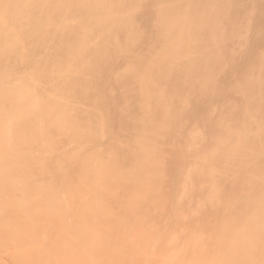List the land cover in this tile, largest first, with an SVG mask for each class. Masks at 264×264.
I'll use <instances>...</instances> for the list:
<instances>
[{
	"label": "rangeland",
	"instance_id": "374dc122",
	"mask_svg": "<svg viewBox=\"0 0 264 264\" xmlns=\"http://www.w3.org/2000/svg\"><path fill=\"white\" fill-rule=\"evenodd\" d=\"M76 1H78V0H76ZM149 1H151V2H153L154 4H152L151 2V6L149 7V11H146L147 12V14L149 15V13L150 12H152L150 15H152V17H153V13L154 14H157V15H159V16H161V15H165L166 14V10L169 8V7H171V8H173V9H175V10H177V11H179L180 10V12L182 13V14H180L181 16H182V18H184L183 19V21H182V18L181 19H179V20H175L176 22H179V24H180V26L182 25V27H179V28H181L180 30H179V28H175L174 26H172V27H169V29L168 30H165V29H167V28H165V27H163V28H165V29H162L161 28V30H160V26L158 27V25L156 26V25H152V24H154V23H151V21L150 22H148V20H146V19H149L148 18V15H147V18H146V15H145V21H144V19H143V21L144 22H142L141 23V18L139 17H137L138 16V13L136 14L137 16H135V12H138L137 10H132V11H130V12H133V18H137V19H139L138 20V22H137V19H134L135 20V22H137L136 24H135V22L133 21V18H131L132 20H129V19H127V18H125V20H122L121 18L122 17H119L118 18V13H114L113 11H110L109 12V10H104L103 11V13L104 12H106L104 15H103V18H104V16H105V20L106 21H104V20H102L101 22L103 23V22H105L104 24H106V26H105V29H104V26H103V29H101L102 28V25H100L101 27H100V31L101 30H104V31H102V33H99L98 35H101V37H102V35H103V32H104V40L103 41H105V42H103V47H100L102 50H103V54L101 53L102 51H101V49H99L98 50V52L94 49V51H96L97 53H94V55H93V58L95 57V54H98L99 53V55H96V58L98 59V57L97 56H99V59H101V57L102 56H105V57H103V61L105 62L106 61V59L108 58V60H109V62L107 61V62H105V68L107 67L108 68V65L109 66H112L111 68H109L108 70H107V73H109V71L110 70H113L112 68H114L115 66H113V65H115V64H113V63H117L118 61H120V62H118V63H120V65L121 64H123V63H121V59H119L118 58V56L120 57V56H125L126 57V54H125V52L127 51L126 49H128V47L129 46H127L128 45V43L130 44V47L131 46H133L132 48L133 49H136L135 50V52L137 51V50H141V52L143 53H139V57L140 56H142V58H140V61L138 62L139 64V66H138V69L136 68V66H134L135 68H136V70H134L135 68L133 67L132 69L134 70V72L135 71H137L139 74H140V76L141 77H144V75H145V73H146V75L145 76H147L148 75V72H150V73H152L151 71H148V66H149V68L150 67H152V66H156V68L158 67L159 69H158V72H157V70H155L153 67L151 68V69H154V71H155V73H156V75L158 74L159 75V77L158 76H155V78H153V79H156L157 80V77L158 78H163V80H161L160 82H163V83H161L160 85H158L157 83L155 84V85H152L151 87L149 86V87H139V89L141 88L142 89V91L141 90H139V91H141V92H139V93H137L138 92V90H136L135 91V93H137L136 95H132V94H130V91H131V93H132V89H130V87L132 88V87H134L137 83H134L135 81H134V79L132 78L131 80H130V82H128L127 80V82L126 83H124V82H120L119 81V78L115 75L116 74V72H113V71H110L111 73L110 74H108V77L107 76H105L107 79H104V81H105V83L102 81V78H101V82L103 83H100L103 87L105 86L107 89H108V92L106 93L105 91L107 90V89H105V87H104V89L103 90H101L102 88H100L101 86L99 85V88H100V90L101 91H103L104 92V94L106 93V95H105V97H103V99L102 100H100V102L98 101L99 99L98 98H100L99 96H98V94H101V92L100 93H98L97 94V96L95 97V99H92L93 100V102L91 103V102H87L86 101V98H87V95L89 96V98H90V96H92L93 94L91 93L92 91L94 92H96L97 91V89H95L96 87H92L94 90H91V95H89L88 93H86L85 95L84 94H81L79 91H77V90H74V93H77L76 94V97L74 96V98H70V97H73L72 95L70 96V97H68L69 95L67 94V95H65V96H67V98H66V100H64L63 102H65L64 104H66V105H68V106H66V105H64L65 107H67L66 108V115H65V113L63 114H61L60 113V111L62 110V109H60V111L59 110H57L58 109V104H54L53 105V109H55V107H56V109L55 110H53L52 109V111H51V109H49V108H51V107H49L50 105H52V104H50L48 107H47V105H48V103L51 101H48V103H47V105H46V107L45 106H43V104L45 105V101H44V99H42L41 97V99H40V103L39 104H41V105H39V104H37V110H38V108H40V107H43L42 108V110L44 111V113H46V115H47V113H48V118H47V116L44 114V116H43V114H42V112H41V110H40V112H41V114H42V116L45 118V120H46V122H47V119L49 120V122H51L50 120H52V119H56V118H60V119H62V118H66L67 117V119H66V122H67V120H68V123H66V122H63V121H65V119L63 120L62 119V124H61V128H60V124L59 125H57L58 123H56L55 125H57V126H54V127H51V126H53V124L52 125H50V126H48V133H50L51 135L50 136H47L45 133H47V132H45L44 133V136H43V138L41 137V135L39 136L40 138H38L37 136V132H35V133H37L36 135H34V129H36V131L38 130L39 131V129L42 127H45L44 125L46 124V122H45V120H43V119H41V124L39 123L40 121H38V123H37V125H39L40 126V128H37L36 126V128L34 127V129L33 128H31V129H33V130H29V132H30V136L29 137H31V138H35V137H37L38 139H41V145L38 147V145H39V143L40 142H38V145H35V144H33V145H35L36 147H38V149H35V147L33 148V145L31 146L30 144H32L33 142V140H31V139H29V142H30V144H28L29 146V148H33V149H30V151L31 150H33V154L34 155H38V157L37 158H39V156H41L44 152H45V154H43V157L45 156V158H46V160L44 159L43 161H44V163L45 164H43L44 165V167L43 166H41L40 164L39 165H36V163L34 164V162H32V163H29V161L28 160H26V161H28V163L31 165V164H34V166L35 167H37V168H35L34 167V169H36L35 170V172H36V174H34L35 172H34V170H32L31 168V171H27V172H32L33 173V175L34 176H36V178L38 177V174L40 173V172H38L37 173V170H39L40 171V169H38L40 166L41 167H43L44 169H46V172H48L49 173V175H47V174H45V175H47V178H48V180L49 179H52V177H53V174L54 173H52V171H55V173H56V171H58V173H61L62 175L63 174H65L66 176H67V181H69V180H71V179H69L70 178V176H69V174H68V172H67V168L66 167H63V166H61L60 165V163H56V162H54V159H53V162H50L49 160H50V154L51 153H53L54 152V150H52L53 152H51V151H46V150H48V148H50V146L52 147L54 144L56 145L55 146V148L54 149H58V148H60V146H61V144H62V142L61 141H64V143L66 142L67 144H65V146H62L61 148H62V152H70V151H74L75 150V152L76 151H80L79 153L80 154H85V152L84 151H88L89 150V153L88 154H90L91 152L90 151H93V152H95V154H96V152L97 151H100L101 149L102 150H108V149H113V148H115V151H114V149H113V155L115 154V152H116V157H115V155L112 157V156H110L111 157V159L112 158H118L117 160L118 161H116L117 163L120 161V159H121V163H120V166H119V164L115 167V169H117V168H119L118 169V171L117 172H115L114 170H112V168H109V169H111V171L113 172H115V174L113 175V177H115V180H116V178H118L119 176H121V177H119V178H122V180L123 181H125V182H123V183H126L127 185V187H128V183H129V188L131 189V188H136V186H135V184L136 183H138V181H140L139 182V184L137 185V189H138V191H135V190H137V189H133V191H128L127 190V188L124 186L125 184H121V185H118V186H124V188L127 190V192H128V194L126 193V195H125V192H126V190H125V192L123 193V191H124V189L122 188V187H119L120 189H121V191H122V194H123V196L125 197L126 196V198H124L123 196H122V194L120 195V193H121V191H120V189H118V186H117V188H116V186L115 187H113V188H115L116 190H119L118 192L119 193H117L116 191H113L114 189H112V187H111V189L110 190H112V192H111V194H110V192L107 194L106 192L104 193L103 192V194H102V196L103 197H101V199H103V200H99V201H97L98 199H96L95 197H97V193L96 194H94V192H92L93 193V195L92 196H94V195H96L94 198L91 196V199H92V201L91 202H93V204L91 205V204H89V201L87 202V201H85L86 203H87V205H86V203L84 202V200H82L81 199V204H80V198H81V196L82 197H85L84 195L85 194H83L84 192H83V189H82V185H83V183L82 182H84V176L86 175H83V173H85V172H83V171H81V168L83 169H85V167L83 166V167H81V165L79 166V167H77L78 165H76V168L75 169H79L80 168V170H74L73 172H72V179L75 181V183L77 184V185H79V190H78V192L80 191V190H82V192L79 194L77 191H76V193H77V196H74V198H75V200L77 199V201H74V200H71V198L72 197H69V196H72V195H69V193H67L66 192V190L64 191V189H63V187H62V189H63V191L61 192L60 191V194L57 196V198H59V199H61L63 202H64V207H63V210H61V211H64V213H65V211H67V210H69L68 212H66V214H64V216H66V218H67V222H65L64 220V222L63 223H68V227L67 228H69L70 229V227L72 226V229L75 231L76 230V232H77V229H79V231L76 233V232H73V233H76L75 235H73V236H71V234H70V239H69V237H67L66 236V238H65V236L64 237H62V239L64 238V239H66L65 241L67 242L66 244L68 245V247H65V248H68L67 250H68V254L67 255H70V252L72 251V252H74L73 254H72V257H71V255H70V259H69V257H66L67 255L66 254H64L65 252H63V254L61 255V256H57V254H59V252L56 254V256L58 257V258H56V262L54 261L53 262V260H52V262L50 261V260H46V261H42L44 258H42V256H40L41 258H42V260L40 261L38 258H40V257H37V255H36V253H34L33 252V250H35L36 251V249H40V248H43L44 246H42V247H40L39 246V248H37V246H36V249H33V248H29V251H28V244H33L34 246H35V244H38V243H36L34 240H36V238L37 237H35V235L37 234V233H39V235H40V232L42 231V229H43V231L45 232L44 234L46 235V237H43V240L42 241H44V239L46 240V243H45V248H47V250H48V247H47V243L49 244V243H51L52 241H47L49 238L50 239H52L51 237H52V235H54L55 236V234H56V232H54V234H52L51 235V232L50 231H48V229L45 231V229H44V227L42 226H40L39 227V225H37L36 223H42V221L44 220V218H45V220H47V221H45L46 223H49V221H51L52 219H55L54 218V215H53V217H51V216H49V217H44L45 216V211L47 210L46 209V205L44 204L45 202L44 201H42V199H41V205L40 204H38L39 202H40V197H42V196H44V195H42L41 193H42V191L43 190H41V192L39 191L38 192V190H36V192H38V194H35L36 192L34 191V193H33V189L35 190V188H34V186H32V188H31V184L33 183V181H30V185H29V183H27V182H25L27 179L25 178L26 176H25V174H26V170H22V169H25L23 166L26 164H24L23 163V160H22V162L20 163L19 162V160L20 159H15L17 162H15V161H11L10 160V156H8L9 154H8V152L10 151V148L12 149V148H15L14 146L17 144V140L18 139H20L21 137L20 136H22V131H21V129L19 130L18 129V131H20L21 132V135H20V132L18 133V134H16L13 130H14V128L12 129V131H10V130H8V131H10V132H13L14 134H16V137L17 138H11V140H14L15 141V145L12 143V144H8L9 145V147H7V146H5V144H4V146H2L1 144V146L2 147H0V156L1 155H3L4 153H6L5 151H7V153H6V158L7 157H9V161H11V162H15V164L13 163H11L10 162V165H13L14 167H16L17 169H18V171H16L18 174H16V172H15V170H16V168H12V166L10 167V170L11 169H15L14 171L12 170V176L11 175H9L8 176V173L10 172V171H8L9 170V167H7V168H4V166H6V164L8 165L9 164V162H5L6 161V158H3V159H5V161L2 159V161H4V162H2L1 161V158H0V171L3 173H1L0 172V174H2L0 177H2V179H3V183H4V181H6V183H4V184H2L3 186L5 185V187H6V189H8L9 190V187L10 186H12V184L14 183L15 184V180H16V177H18L17 179H19V178H23L24 177V179H26L25 181L23 180V179H21V180H23L25 183H27V185L28 186H24V184L25 183H23L22 184V182H21V184H19L18 186H17V188L19 189V187H23V188H26L25 190H22V192L21 193H24V194H26L27 192H29V194L30 195H27L28 197H29V199H31V201L30 200H28L26 197L27 196H25L24 194H23V196H25V202L28 200L30 203H32L33 204V206L35 205V206H37L36 208L37 209H35V212H36V210H39V215H41V213H43L42 215L43 216H40V218L41 217H43V219L41 218H39V217H37L38 216V214L36 215L34 212H30L31 210H33V209H28V207H26L28 204H24V200L22 199V196L20 197L21 199L20 200H23V201H20L19 202V200H18V198H19V196L21 195V194H19V192L17 193V195H18V198H17V202L18 203H21V202H23V204L25 205H23L22 206V204H19V206H18V203H17V208H19V210L21 211V212H19V213H21L20 214V216H16V212H14V211H12V210H14V208H15V210H16V207L14 206V207H12L13 205H15L16 203V201H14L13 199H15L16 197H17V195H16V192L15 191H11L13 188H11L9 191L11 192V194L12 193H14L13 195L15 196V198H13V196H11L10 198V200H9V198H6V196H5V194L4 193H7V197H9V195H8V190H4L5 189V187L4 188H2L3 186H1V184H0V208L2 207V210H1V214H0V264H58L59 262H60V260H62L63 261V259L65 258H67V259H69L67 262H65V263H63V262H61V264H103V263H106V264H129V262H132V263H134V264H155V262H158V263H156V264H233V262L231 261V259L230 258H228V256L229 255H227L226 253L227 252H229L230 251V247H231V245L232 244H234L235 242H236V240H235V237H233V236H236V237H238L237 235H239L238 233L240 232L239 231V228H242V225L239 223V221H238V219H239V216H237V214L235 215L234 213H236V212H234L233 210H235V207H236V205L239 203L240 204V207H242L243 205H244V200H245V198H246V194L247 193H249V198L252 200V201H254V203H253V206H254V209L252 210H248V211H246L245 213H243L245 210H246V206H244L243 207V209L245 208V210L244 211H242V215H241V218H243V216L246 218H248L247 220H249V219H252V218H256V217H259V219L261 220V219H264V217L263 218H261L262 217V215L264 216V214H262V213H264V192H263V194H262V190L264 191V165L262 166V164H264V161L262 160V159H264V153L263 154H261V153H259L261 150L259 149V146H260V148H263V143H261L262 141H259L258 143H257V141L255 142V143H251L252 145L253 144H255L254 146H252V148H249V147H251L250 145H248V149H246L245 147H244V149H243V147L241 148V150H239L238 149V146H237V149L233 146V145H231V142L229 141V143H230V145L224 150V154H219V150H217V151H213V148L212 149H210V151L212 150V152H211V154L213 153L214 154V157H212L211 159H213V158H216V159H218L219 160V164H220V167H221V170L224 172L223 174H224V176H223V178L221 177V185H219L218 186V188L219 187H221V188H219L220 190L218 191V188H217V190L215 189V190H213V192L212 193H214L215 194V192L214 191H218V192H216V194L214 195V196H212V198L211 197H206V196H204V197H202L203 195H201L200 193H193L194 195H192V192H194V190L192 189L191 191H190V193L188 192L189 191V182H187L186 181V185H187V187H189L188 188V193L189 194H191V196L186 192V190H187V188H185L184 186H182L181 187V184H180V186L178 187L177 186V188L176 189H170V187L168 188L169 190H167V188L166 189H164V188H162L161 190L162 191H164V192H160L161 190H160V187L161 186H157V181H156V179H158L159 181V183H161L160 182V178L161 177H164L165 175L166 176H168V177H170V178H174V179H177V180H180V179H182V178H184L185 177V173L183 172V174H182V171H181V167H182V165L180 164L181 162H179V161H176L175 163L173 162V163H170L168 166L166 165V168H165V166L163 165V161H160L161 159H159V160H157L158 158L155 156V155H157L159 152H161V153H166L165 151H167V153L168 152H170V150L171 149H174L175 147H184L183 148V150H182V154H181V156L182 157H184V158H186V157H188L189 159L192 157V151H191V144L194 142L193 140H196L197 141V139H195V137H193L192 138V136H190V138L189 139H187L186 141H185V143H186V145H185V143H183L182 141H183V136L182 137H180L181 136V134L182 135H184V134H186V131L187 130H185L186 128H188V127H190V129H188V131H191L192 133L193 132H195V131H200L201 129V132L200 133H204L205 135H208L209 133H211V130L210 129H212V131H213V129L215 130V131H219V130H217V129H219L220 127H221V125H219V122H220V120L218 121V120H216V121H214L215 119H218L217 117H215L214 118V116L216 115V111L214 110V116L212 115L213 114V106L215 107V109H216V106L218 105L219 106V104L220 105H223V106H225V108H228V107H230V106H228L229 105V103L228 102H232L231 104H232V106H233V104L234 105H236L237 106V108H234L233 110H231V111H233V113H234V115L235 114H237V115H239L240 114V116L241 115H243L242 117H245L246 116V114H248L249 115V112L250 111H258V112H263L264 113V100H263V95L262 94H264V92H263V90H264V87H262V89H260V90H251L250 91V89L248 90V93H251V92H253L252 93V95L254 96V98L257 96V100L255 101V100H253L254 101V103L255 104H252L253 102H251V105H252V107H251V105L248 103L249 101H247V105H245V101H244V99H243V93H241V94H239V92H242V91H239V89H237V87H238V85L236 86V85H234V81L236 80H232V78H233V76H235L239 71H241L242 70V68H243V64H244V68H248L249 69V67H251V66H253V61H254V59L256 58L257 59V57H256V55H254V51L253 52H251L250 51V46H246V47H244V48H246L247 49V51H246V49L245 50H243L242 48H239V46H237L236 48H237V50L236 49H234V48H232V47H230L229 49H226L224 46H226L225 44L226 43H228V47H229V44L230 43H232V45L235 43V39H237L238 38V41L239 40H241L242 38H240L239 36H241V33H239L240 35L238 36V33L237 32H235V31H238V28H237V30H236V28H234L233 26H234V24L236 25L237 23H235L234 21L236 20V21H239V22H243V23H245V24H248V22L250 23L251 21H249L250 19H251V16L249 15V13L250 12H246L247 10H245L244 8V12H242V11H240L239 13H237L234 17H233V15L230 17L229 15H227V12H225V11H230L231 12V10H233L232 8L234 7L235 9H238V7H236L235 5H239V3L238 2H241V1H239V0H225V1H222L221 0V2H220V4H219V2L217 1V3H215L214 4V6L216 7V8H213V9H216V10H219V12H222V13H224L225 12V14H223L222 15V13H219V12H216V13H219V14H221L223 17H224V15L228 18V16L231 18V19H229L228 18V20L226 19V20H224L225 18H223L222 16H221V18H223V22H222V24H228V25H230V24H232V27H229V26H227V27H229V29L231 28V30H229L228 31V28L227 29H225L224 30V32H225V35H224V37H222V38H220L219 36H218V39L216 38V39H213L214 41L209 45L208 44V46H207V44L205 45L203 42H205V40L206 39H208L209 37H207L206 35L207 34H209L210 35V33H211V31L213 30V29H217V31H218V27H220V25H221V27H222V24L221 23H218V21L216 22V20L217 19H215V21L213 22H211L209 19H211V18H209V19H207L206 21H204L203 19H201V17L199 18V17H195V15L194 14H192L193 12H192V10H189V12L188 11H186V12H188V13H185V11H182L183 9H182V7H183V5H185V4H187V7L188 6H190V7H192V8H194V10H200V9H202L203 7H204V5H202V4H200V2H197L196 0H189V2H188V0L187 1H184V0H166L167 1V3H166V1L165 0H149ZM230 2L229 4H227V2ZM244 1V0H243ZM242 1V2H243ZM157 2V3H156ZM161 2H163V3H161ZM193 2V3H192ZM195 2L196 3H199V4H195ZM223 2V3H222ZM225 2H226V4H225ZM247 3L249 2V4H251L252 2H253V0L251 1V0H247L246 1ZM75 3V5H73V7L72 8H74L75 9V7L76 8H78L77 7V3L76 2H74ZM191 3V4H190ZM254 3H256L255 1H254ZM258 3H259V1H258ZM149 4V3H148ZM164 4H166V5H164ZM156 5H158V6H156ZM193 5V6H192ZM195 5V6H194ZM199 5V6H198ZM79 6V5H78ZM165 6V7H164ZM168 6V7H167ZM201 6H202V8H201ZM213 6V7H214ZM223 6H225V7H223ZM248 6V5H247ZM66 7H67V5H66ZM165 9H164V8ZM110 8H111V6H110ZM229 8V9H228ZM65 9V8H64ZM114 9V7L111 9V10H113ZM221 9V10H220ZM226 9V10H225ZM234 9V10H235ZM241 7H240V10H243ZM157 10V11H156ZM159 10V11H158ZM162 10V11H161ZM165 10V11H164ZM224 11V12H223ZM239 11V10H238ZM68 12V13H67ZM146 12H144V13H146ZM149 12V13H148ZM160 12V13H159ZM192 12V13H191ZM235 12H236V10H235ZM69 13H71V14H73V12L71 11V9L70 10H68L67 8L64 10V12H63V15L64 16H70L69 15ZM107 13H111L112 15H110V14H107ZM139 13H141V11L139 12ZM144 13L142 14V15H140V16H143V18H144ZM163 13V14H162ZM165 13V14H164ZM229 13V12H228ZM108 15V17H107V15ZM161 14V15H160ZM185 14V15H184ZM191 14V16H189ZM149 15V16H150ZM112 16V17H111ZM115 16H117V17H115ZM166 16V15H165ZM184 16V17H183ZM189 16V17H188ZM194 16V17H193ZM243 16V17H242ZM247 16H250V17H247ZM115 19H114V18ZM130 17H132V15L130 14ZM186 17V18H185ZM190 17H191V19H190ZM245 17V18H244ZM247 17V18H246ZM116 18H117V20H116ZM221 18H219L218 20H220ZM249 18V19H248ZM111 19V20H110ZM113 19H114V21H113ZM127 19V20H126ZM141 19V20H140ZM188 19V20H187ZM195 19H197V20H195ZM200 19V20H199ZM47 20V19H46ZM109 20V21H108ZM124 21V22H122V21ZM129 20V21H128ZM150 20H152V18L150 19ZM185 20V21H184ZM188 21V23H187V21ZM200 22H199V21ZM203 20V21H202ZM209 20V21H208ZM222 20V19H221ZM112 21V22H111ZM118 21H120V24H119V22ZM127 21H128V23H127ZM134 24V27H133V24L131 23V22ZM180 21H182L181 23H180ZM190 21V22H189ZM193 21H195V23L193 24ZM197 21V22H196ZM248 21V22H247ZM107 22V23H106ZM113 22H115V23H113ZM153 22V21H152ZM175 22V23H176ZM202 22V27L204 28H201V25H200V23ZM204 22V23H203ZM209 22H211V24L208 23ZM220 22V21H219ZM229 22H230V24H229ZM99 23V22H98ZM117 23V24H116ZM130 23V24H129ZM141 23V24H140ZM151 25H150V24ZM197 23V24H196ZM199 23V24H198ZM206 23V24H205ZM49 24H50V22H49ZM49 24H44L43 25V28H42V30L43 29H48V27H49ZM101 24V23H100ZM110 25V29H107V28H109V27H107V25ZM116 24V25H115ZM127 24H128V26L129 27H127ZM137 24L139 25L140 24V26H141V30H143V32L142 31H138V29H136L135 30V27L137 26ZM142 24L145 26V25H147V26H145V28L142 26ZM212 24H213V27H212ZM216 24V25H215ZM220 24V25H219ZM111 25H113L112 27H113V29H114V27H115V29L114 30H116L115 31V34H113V33H111V31L113 30L112 29V27H111ZM118 25H120V26H118ZM125 25V26H124ZM136 25V26H135ZM185 25V26H184ZM198 25V26H197ZM226 25H223V27L225 28L226 27ZM97 26L99 27V25L97 24ZM140 26L138 27L137 26V28H140ZM151 26V27H150ZM190 26V27H189ZM191 26H193V27H191ZM217 26V27H216ZM119 27V28H118ZM122 27V28H121ZM131 27H133L134 29V31L136 32L137 31V33H135V35L136 36H133V39H132V36L131 35H129V33L131 32V31H127V34L129 35H126L125 37H124V33H126V31L123 33L124 35L122 36V31H121V33H120V30H118V33H119V35H117V29H126V30H131L132 28ZM159 28V29H156V28ZM197 27V28H196ZM210 27V28H209ZM150 28V29H149ZM171 28V29H170ZM183 28V29H182ZM188 29V30H185V29ZM223 28V29H224ZM112 29V30H111ZM123 29V30H124ZM144 29H145V31H144ZM197 29V30H196ZM220 29V28H219ZM106 30H111V31H106ZM113 30V31H114ZM151 30H152V33H151ZM160 31V33H162V34H164V32H165V35H167L166 33H168V35H167V40H166V38L165 37H162V36H164V35H161V34H159L158 33V31ZM165 30V31H164ZM174 30V31H173ZM220 30H222V28L220 29ZM232 30H233V32H235V33H233L232 32ZM112 31V32H113ZM147 31V32H146ZM157 31V32H156ZM170 31H172V34H171V32ZM180 31V32H179ZM194 31V32H193ZM196 31V32H195ZM197 31H198V33H197ZM207 31H208V33H207ZM223 31V30H222ZM231 31V32H230ZM108 32V34H106ZM129 32V33H128ZM133 32V31H132ZM138 32H141V34H139L140 36H141V38L139 37H137V36H139L138 35ZM186 32H188L187 34H186ZM200 32V33H199ZM205 33L204 35L206 36H203V33ZM229 32V33H228ZM252 32V31H251ZM250 32V33H251ZM254 32V31H253ZM111 33V34H110ZM144 33H146V35H147V33H148V35L147 36H149V37H147V36H145V34ZM175 33H178V34H175ZM180 33V34H179ZM182 33V34H181ZM192 35H191V34ZM207 33V34H206ZM214 33H215V31H214ZM213 33V31H212V33H211V35H213L214 34ZM106 34V35H105ZM131 34V33H130ZM144 36H143V35ZM149 34H151V36L149 35ZM153 34V35H152ZM157 34H158V36H157ZM171 34V35H170ZM173 34H175V35H173ZM194 34L196 35V37H194ZM216 34V35H215ZM213 36L214 37H216L217 36V34H219V31L218 32H216ZM223 34L224 33H222V34H220V35H222L223 36ZM233 34V35H232ZM255 34V33H254ZM110 35V36H109ZM112 35H114V37L112 36ZM117 35V36H116ZM133 35V34H132ZM187 35V37L189 38H187V37H184V36H186ZM96 36L97 35H95L94 37H95V39H96ZM107 36V37H106ZM122 36V37H121ZM153 36V37H152ZM169 36V37H168ZM191 36V37H190ZM202 36V37H201ZM43 37V36H42ZM100 37V36H99ZM98 37V38H99ZM101 37H100V40H102L101 39ZM135 37H137V39H138V41L139 42H137V43H134V39H135ZM144 37V38H143ZM160 37V38H159ZM177 37L178 38H182V37H184L185 39H183V41H186V42H184L185 43V46L183 47V48H181V52H180V54L179 55H177V54H175L174 53V51L173 50H168L167 48L170 46V41L169 40H171V41H174L175 39H177ZM199 37V38H198ZM108 40H107V39ZM116 38V39H115ZM120 38H122V40L120 39ZM149 38H151V40L149 39ZM174 38V39H173ZM196 38H197V40H196ZM202 38V39H201ZM205 38V39H204ZM226 38V39H225ZM247 38V37H246ZM43 39V38H42ZM115 39V40H114ZM130 39H132V41L130 40ZM140 39H142L141 40V43H142V45H141V43H140ZM157 39V40H156ZM164 41H163V40ZM195 39V40H194ZM201 39V40H200ZM249 39L250 38H247V39H244V37H243V39H242V42L243 41H247V42H249ZM111 40V41H110ZM113 40V41H112ZM126 40V43H123L124 41ZM136 40V39H135ZM155 40V41H154ZM159 40V42H157ZM161 40V41H160ZM166 40V41H165ZM190 40V41H189ZM192 40V41H191ZM193 40H194V42H193ZM199 40H200V42H199ZM202 40H204V41H202ZM234 40V41H233ZM96 41H98V42H96V44L98 43V46H99V44L101 45V41H100V43H99V40L97 39ZM111 43H109V42ZM118 41H120V42H122V43H120V42H118ZM145 41H146V43H148V44H146L145 43ZM150 41V42H149ZM163 41V42H162ZM169 41V42H168ZM222 41H223V43H222ZM132 42V43H131ZM154 42H156L155 44L157 45V44H159V45H155L154 44ZM165 42V43H164ZM166 42H168L169 44H168V47L167 48H164V46H165V44H166ZM174 42H176V41H174ZM174 42H172L173 44H171L172 46L173 45H175L174 44ZM191 42V43H190ZM197 42H199L200 43V45H198V46H200V47H198V46H192L193 44H195L196 43V45H197ZM237 42V41H236ZM242 42H239V43H235V45H238V44H240V43H242ZM154 44V45H152V44ZM187 43V44H186ZM189 43V44H188ZM217 43V44H216ZM220 43V44H219ZM225 43V44H224ZM126 44V45H125ZM133 44V45H132ZM222 44V45H221ZM122 45V46H121ZM188 45V46H187ZM191 45V46H190ZM202 45V46H201ZM220 45V46H219ZM241 45V44H240ZM102 46V45H101ZM136 46V47H135ZM142 46V47H141ZM152 46H153V48H152ZM154 46H156L155 47V52H154ZM203 46H205V49L203 48ZM214 46V47H213ZM242 46V45H241ZM65 47L67 48V46L65 45ZM127 47V48H126ZM141 47V48H140ZM143 47H145V48H143ZM166 47V46H165ZM185 47H187V48H185ZM194 47H198V48H196V49H200V51L202 50L203 51V53H206L205 51H207L208 53H207V57H209V59H208V61L206 62V67L208 68V70H210V72H213V75L212 74H209L210 75V77H213V80H215V82L214 81H212V82H214L216 85V88H217V85H218V88H219V86H220V90H218V88H217V90H218V92H216V88H215V94H217V95H215L214 93H212L211 95H213L214 94V96L213 97H211V95H209V93H210V90L208 89L209 88V86H210V88L212 87V85H214L213 83H211L210 85L207 83V85H202L201 84V81H202V79H203V77H201L200 78V85L198 86V90H200V91H198V93L199 92H203V94H207V96L209 95V98L206 96V94L205 95H202L201 97H202V100L204 101V99H203V97H205L206 98V100H207V102H206V104L204 105V104H202L204 107H205V109L206 108H208V106H210V108H211V105H209V103L211 104V102L213 101L214 103L215 102H217V100H218V102H219V104L218 103H216V104H214V105H212V110L211 109H209L207 112H209L210 110L212 111V112H209V113H206L208 116L209 115H211L210 117H208V120L210 119V118H212V116H213V118H214V122H216V124H214V123H211L210 121H208V123H207V118H206V120H204V118H203V116L202 115H199L198 113H200L201 111L200 110H202V113H203V110H205L204 108H203V106H200V104L203 102V101H201V99L199 100V98H198V100L196 99V96L198 97V95H197V92H196V90H194L195 92H196V95L194 96V94L192 93V92H194V91H192L191 93L193 94H190V91L191 90H193V88L194 89H196L197 87H196V83H195V81H199V78H198V80L197 79H190L192 82L194 81V83H190V80L189 81H187V83H188V85H190V86H188L187 84H185L186 82H182L183 84H179V85H177L178 84V82H177V80H179L178 78H180V79H182L181 77L183 76H189L192 72H194L195 71V73H196V70H194V69H197V67L196 68H194V66L193 65H197L196 63H193L194 62V60H192L193 62H191V58L189 59V55H190V53H189V55H188V52H191V50H193V48ZM221 49H223V47L226 49V51L224 52V50H222V52L220 51V48ZM227 47V48H228ZM248 47V48H247ZM96 48V47H95ZM98 48V47H97ZM96 48V49H97ZM118 48H120V49H118ZM131 48V49H132ZM138 48H140V49H138ZM152 50H151V49ZM164 48V49H163ZM210 48V49H209ZM218 48H219V52L221 53H217L216 54V52H217V50H218ZM254 48V47H253ZM132 49V50H133ZM147 49V50H146ZM158 49V50H157ZM196 49H194L193 51H195V52H197L196 51ZM233 49V50H232ZM119 50H121V51H119ZM129 50V49H128ZM131 50V51H132ZM150 50V51H149ZM163 51L164 52V54L162 53V52H160V51ZM166 50H168V51H166ZM186 50V51H185ZM188 50V51H187ZM235 50V51H234ZM245 51V52H243V51ZM249 50V51H248ZM252 50H254V49H252ZM93 51V52H94ZM130 51V50H129ZM128 51V52H129ZM130 51V52H131ZM171 51V52H170ZM199 51V53H201ZM211 51H213V54L215 53V55H212V57H211V55L210 54H212V52ZM115 52H117V53H115ZM120 52H122L121 54H120ZM124 52V53H123ZM129 52V53H130ZM153 54H151V53ZM210 52V53H209ZM230 52H231V54H230ZM243 52V53H242ZM5 53V52H4ZM4 53H1V56H3L2 54H4ZM101 53V54H100ZM111 53V54H110ZM132 53H133V51L131 52V56L132 57H130L131 59L133 58V56L137 53H133V55H132ZM145 53V54H144ZM159 53V54H158ZM240 53V54H239ZM242 53V54H241ZM247 53H249L248 55H247ZM252 53H253V55H252ZM256 53H258L257 52V50H256ZM6 54V53H5ZM5 54H4V56H5ZM112 56V57H110L111 58V60H112V62L110 61V58H109V56ZM112 54H114V55H112ZM140 54H142V55H140ZM150 54V55H149ZM161 54V55H160ZM169 54V55H168ZM176 55V56H174V55ZM183 54H184V56H183ZM202 54V53H201ZM230 54V55H229ZM245 54V55H244ZM101 55V56H100ZM129 55V54H128ZM128 55H127V57H128ZM143 55L145 56V57H143ZM181 55V56H180ZM203 56H204V54H202ZM257 55H259V54H257ZM114 56H115V58H117V60L116 59H112V58H114ZM146 56H148V57H146ZM150 56V57H149ZM157 56V57H156ZM183 56V57H182ZM196 56V55H195ZM214 56V57H213ZM238 56V57H237ZM249 57V58H246V57ZM126 57V58H127ZM129 57H128V59H126V61L128 62V60H130L129 59ZM216 57V60L214 59ZM229 57V58H228ZM233 57H235V58H233ZM244 57V58H243ZM3 58V57H2ZM6 58V57H5ZM148 58H149V60H148ZM153 58V59H152ZM170 58V59H169ZM174 58V59H173ZM182 58H184V59H182ZM204 58H206V55H205V57ZM211 58V59H210ZM258 58H260V57H258ZM4 59V58H3ZM105 59V60H104ZM142 59V60H141ZM164 59V61L162 62V60ZM213 59V60H212ZM238 59V60H237ZM255 59V60H256ZM0 60H1V58H0ZM101 60V61H102ZM123 60H124V63H126L125 62V58H123ZM147 62H146V61ZM154 60H157V61H154ZM167 60V61H166ZM175 60V61H174ZM183 60V61H182ZM189 60H190V62H189ZM197 60V59H196ZM99 61V60H98ZM97 61V62H98ZM115 61V62H114ZM143 63H142V62ZM151 61H153L154 62V64L152 65V66H150V64H151ZM159 61H161L160 63V65H159V63H156V62H159ZM246 61V62H245ZM149 62V64H147ZM152 62V63H153ZM165 62V63H164ZM231 62V63H230ZM101 63H103V62H101ZM163 63V64H162ZM186 63V64H185ZM189 63V64H188ZM193 63V64H192ZM211 63V64H210ZM223 63V64H222ZM225 63V64H224ZM247 63V64H246ZM96 64V63H95ZM108 64V65H107ZM111 64V65H110ZM145 65V67H144V65ZM158 64V65H157ZM218 64H220V65H218ZM99 64L97 63L96 65H95V67L96 66H98ZM102 65V64H101ZM124 66H125V64H123ZM162 65V66H161ZM190 65V66H189ZM226 65V66H225ZM228 65V66H227ZM233 65V66H232ZM223 66H224V68H223ZM95 67H94V69H95ZM118 67V66H117ZM162 69H161V68ZM190 67V68H189ZM219 67V68H218ZM222 67V68H221ZM99 68V67H98ZM98 68H96L95 69V71L98 69ZM103 68H104V66H103ZM102 68V69H103ZM140 68V69H139ZM243 68V69H244ZM252 68V67H251ZM150 69V70H151ZM165 69H166V72L164 73V71H165ZM206 69V68H205ZM217 69H219V71L217 70ZM232 69V70H231ZM241 69V70H240ZM247 69V70H248ZM100 70H101V66H100ZM100 70H98V71H100ZM214 70V71H213ZM230 70H231V72H230ZM233 70H235L234 71V73H233ZM238 70V71H237ZM246 70V69H245ZM103 71H104V69H103ZM116 71V70H115ZM185 71V74H183V72ZM206 71V70H205ZM215 71H217V72H215ZM163 72V73H162ZM187 72V73H186ZM188 72H189V74H188ZM206 72H208L209 73V71H206ZM222 72V73H221ZM244 74L246 73V71H242ZM248 72H250V71H248ZM219 73V74H218ZM236 73V74H235ZM96 74H97V72H96ZM96 74H95V76H96ZM99 74V73H98ZM97 74V75H98ZM103 74H105V72L103 73ZM112 74H114L116 77L114 78L113 76L114 75H112ZM162 74H163V77H162ZM167 74V75H166ZM169 74V75H168ZM217 74V75H216ZM220 74H222V75H220ZM231 74H234V75H232V77H231V79H230V76H231ZM243 74V75H244ZM248 74H250V73H248ZM177 75H179V76H177ZM220 75V76H219ZM238 75H239V73H238ZM98 76H100V75H98ZM98 76H96L97 77V84H99L98 82H99V77ZM125 76V75H124ZM193 76V75H192ZM201 76H202V74H201ZM222 76V77H221ZM247 76H251V75H247ZM246 76V77H247ZM100 77H102V74H101V76ZM126 77H127V75H126ZM131 77H133V76H131ZM131 77H129V79L131 78ZM140 77V78H141ZM154 77V76H153ZM205 77V76H204ZM209 76L207 75V78H208ZM209 77V78H210ZM238 77V76H237ZM236 76H235V78H237ZM103 78H104V76H103ZM122 78V77H121ZM166 78H168V79H166ZM174 78V79H173ZM185 78V77H184ZM218 78V79H217ZM239 78H240V76H239ZM239 78H237V80L239 79ZM110 79V80H109ZM127 79V78H126ZM205 79V78H204ZM217 79V80H216ZM221 79V80H220ZM119 81V82H117V86L116 87H118V88H115V86H113L112 84L113 83H116V81ZM155 80V81H156ZM160 80V79H159ZM207 80V79H206ZM220 80V81H219ZM230 80V81H229ZM115 81V82H114ZM122 81H124V79H122ZM165 81V82H164ZM204 81V80H203ZM218 81V82H217ZM6 82V81H5ZM93 82H94V80H93ZM154 82V81H153ZM158 82V81H157ZM168 82V83H167ZM206 82V81H205ZM6 83H8V81L6 82ZM6 83H1L0 85V87H2L3 88V84H5V86H4V88L6 89L7 87V84ZM111 83V84H110ZM132 83H134V85H132ZM164 83H166L165 85L167 86H163V84ZM181 83V82H180ZM238 83V82H237ZM255 83V82H254ZM97 84H95V85H93V86H96ZM127 84V85H126ZM194 84V85H193ZM197 84H199V83H197ZM206 84V83H205ZM223 84V85H222ZM256 84V83H255ZM264 84V83H263ZM262 83H261V85H263ZM10 85V84H9ZM116 85V84H115ZM159 87H158V86ZM185 86V89L183 90V88H184V86ZM233 85L236 87V89L239 91L238 93H237V90H236V92H234V90H232V88H234L235 89V87H233ZM251 85V84H250ZM250 85L248 84V86L250 87ZM109 86V87H108ZM163 86V87H162ZM180 86V87H179ZM187 86V87H186ZM222 86H224V87H222ZM226 86V87H225ZM253 86H255V85H253ZM264 86V85H263ZM110 87H113L114 89H111ZM128 87V88H127ZM158 87V88H157ZM161 87H162V89H161ZM169 87V88H168ZM179 87V88H178ZM212 87V88H213ZM2 88H0L1 89V91H4ZM97 88H98V86H97ZM98 88V89H99ZM123 88V89H122ZM143 88H144V90H143ZM148 88V89H147ZM160 88V89H159ZM166 88V89H165ZM177 88V89H176ZM189 88H191V89H189ZM207 88V89H206ZM211 88V89H212ZM213 88V89H214ZM239 88V87H238ZM251 88H255V87H251ZM7 89H9V88H7ZM115 89H116V91H115ZM181 89V90H180ZM85 90V89H84ZM84 90H83V92H84ZM88 90V89H87ZM105 90V91H104ZM125 91V92H121L120 94H118V96L119 95H121V94H123V93H126V92H129V95L128 96H123V95H125V94H123L122 95V99H121V96H119V98H116V97H118V96H116L117 95V93H119L120 91ZM134 90V89H133ZM176 90H178V91H176ZM187 92H186V91ZM232 90V91H231ZM262 90V91H261ZM6 91V90H5ZM76 91V92H75ZM156 91V92H155ZM209 91V92H208ZM213 91V90H212ZM225 91V92H224ZM227 91V92H226ZM229 91H231V92H229ZM59 92V91H58ZM58 92L55 94V95H53V97H52V95H51V97L54 99V98H57L56 99V101L58 102ZM85 92H87L86 90H85ZM117 92V93H116ZM155 92V93H154ZM160 92V93H159ZM164 92V93H163ZM179 92L181 93V94H179ZM53 94H54V92H52ZM73 92L71 93V94H74ZM113 93V94H112ZM163 93V94H162ZM103 94V93H102ZM101 94V95H102ZM104 94H103V96H104ZM115 94V95H114ZM127 94V93H126ZM149 94H151L152 96H154V97H152L151 95H149ZM155 94V95H154ZM166 94V95H165ZM200 94H202V93H200ZM228 94V95H227ZM75 95V94H74ZM114 95V96H113ZM189 95V96H188ZM226 95V96H225ZM231 95H232V97H231ZM237 95V96H236ZM242 95V96H241ZM251 95V94H250ZM261 95H262V97H261ZM46 96H48V95H46ZM65 96H63L64 97V99H65ZM81 96H83V97H85V100H83V97H81ZM109 96V97H108ZM149 98H148V97ZM165 96V97H164ZM186 96V97H185ZM222 96V97H221ZM259 96L261 97L260 99H259ZM94 97V96H93ZM98 97V98H97ZM108 99H107V98ZM114 98L115 97V100L114 99H110V98ZM171 97V98H170ZM179 97H180V99H179ZM200 97V96H199ZM200 97V98H201ZM211 97V98H210ZM229 97H231V99H233L232 101L231 100H229L230 98ZM240 98V99H238V98ZM45 98H47V97H45ZM88 98V99H89ZM104 98H106L105 99V102L103 101L104 100ZM148 98V99H147ZM178 98V99H177ZM195 98V100H193ZM219 98V99H218ZM228 98V99H227ZM61 99H63L62 98V96H61ZM60 99V100H61ZM118 99H119V101H118ZM161 99V100H160ZM166 99V100H165ZM184 99V100H183ZM224 99V100H223ZM44 102H43V101ZM85 101V103L83 102V101ZM91 100V99H90ZM108 100V101H107ZM112 102H111V101ZM114 100V101H113ZM127 100H131V101H129V106L127 105L128 103V101ZM135 100V101H134ZM163 100V101H162ZM178 100H180V102L178 101ZM225 100H227V101H225ZM46 101H47V99H46ZM77 101V102H76ZM95 101V102H94ZM106 101H107V104H108V106H107V104H105L106 103ZM127 101V102H126ZM132 101H134V102H132ZM160 101V102H159ZM163 103H162V102ZM165 101V102H164ZM182 101V102H181ZM242 101H244V102H242ZM258 101V102H257ZM52 102H55V101H52ZM63 102H61V103H63ZM97 102V103H96ZM99 102V103H98ZM102 102H103V104H102ZM108 102H110V103H113V104H110V103H108ZM117 102H118V104H122L123 102L125 103H123L122 104V106L124 107V108H126L125 109V111H124V109L123 108H119V109H117V110H120V111H116V109L115 108H117V107H115L116 105L115 104H117ZM135 103L136 104V102H137V105H135V104H133L132 106H131V104L132 103ZM184 102V103H183ZM198 102H201V103H199L198 104V106H197V104H195V103H198ZM205 102V101H204ZM235 102V103H234ZM242 102V103H241ZM260 102V103H259ZM262 102V103H261ZM51 103V102H50ZM58 103H60V101L58 102ZM127 103V104H126ZM131 103V104H130ZM243 103H244V105H243ZM84 104V105H83ZM90 104V105H89ZM97 105V106H95V105ZM120 104V105H121ZM162 104V105H161ZM166 104V105H165ZM185 104V105H184ZM60 105H62V104H60ZM59 105V106H60ZM92 105V106H91ZM103 105V106H102ZM104 105H105V107H104ZM115 105V106H114ZM127 105L128 106V110L131 108V107H133V109H132V111L136 114V115H134V113L131 111V113L130 114H132V117H130V118H128L130 115H128L127 117H125V119H123V114H125V112H126V110H127V107H125V106ZM164 105V106H163ZM196 105V106H195ZM254 105V106H253ZM258 105V106H257ZM10 106V105H9ZM8 106V107H9ZM55 106V107H54ZM70 106V107H69ZM95 106V107H94ZM99 106V107H98ZM166 106V107H165ZM193 106V107H192ZM199 106H200V108L202 107V109H200L199 108ZM218 106H217V108H218ZM231 106V107H232ZM45 107V108H44ZM103 107V108H102ZM113 109H112V108ZM115 107V108H114ZM119 107V106H118ZM184 107H186V108H184ZM189 107V108H188ZM199 108V111H198V108ZM220 107H222V106H220ZM235 107V106H234ZM261 107H262V109H261ZM11 108V107H10ZM61 108H63V107H61ZM109 108V110H107ZM112 109V111H111V109ZM135 108V109H134ZM179 108V109H178ZM184 108V109H183ZM193 108V109H192ZM197 108V109H196ZM224 108V107H223ZM225 108H224V112H226L225 111ZM233 108V107H232ZM231 108V109H232ZM25 108H23V110H24ZM49 109V110H48ZM106 111H104V110ZM187 109V110H186ZM220 109H222V108H220ZM219 109V110H220ZM235 109H236V111H235ZM8 110H10L9 108H8ZM23 110H21V111H23ZM65 110V109H64ZM99 110V111H98ZM135 110V111H134ZM177 110H178V112H177ZM184 110V111H183ZM217 110V109H216ZM229 113H231L230 112V110L229 109H226ZM4 111H7V109L6 110H4ZM46 111V112H45ZM49 111V112H48ZM104 111V113L103 114H105L106 115V117H104V115L102 114V112ZM124 111V112H123ZM191 111H193V112H191ZM237 111H239V112H237ZM53 112V113H52ZM65 112V111H64ZM114 113V114H116V115H114L113 114V116H110L111 115V113ZM156 112V113H155ZM160 112V113H159ZM186 112V113H185ZM223 112V111H222ZM237 112V113H236ZM50 113H51V115L52 116H50ZM59 113V114H58ZM110 115H109V114ZM118 113V114H117ZM122 113V114H121ZM139 113V114H138ZM152 113V114H151ZM164 113V114H163ZM190 113H192V114H190ZM202 113H200V114H202ZM211 113V114H210ZM219 113H221V110H220V112ZM218 113V114H219ZM232 113V114H233ZM239 113V114H238ZM138 114V115H137ZM176 114V115H175ZM178 114V115H177ZM185 114V115H184ZM190 114V115H189ZM60 115H62V116H66V117H62V116H60ZM103 115V116H102ZM118 115V116H117ZM133 115H134V117H133ZM163 115L165 116V115H167V116H169L168 118L165 116V117H163ZM183 115V116H182ZM206 115V116H207ZM222 115V114H221ZM227 116L229 115L228 113L226 114ZM226 115H224L223 114V116H225V118H223L222 116V118H223V122H224V120H227L228 122H226L225 121V124L227 125L229 122V125H230V127H231V129L233 130V129H235V126L234 125H236L237 124V121H236V116L237 115H235V117L234 118H227V116ZM245 115V116H244ZM53 116H55V117H53ZM60 116V117H59ZM120 116H121V118H120ZM170 116H171V118H170ZM230 116V115H229ZM38 117H40V115L38 116ZM83 117H85V118H87L88 120L86 121L87 123V126L89 127V125H90V127H89V129H87L88 127L86 126V128L84 127V128H82L81 129V127H83L82 126V124H80V122L81 121H83V120H81V119H83ZM92 119V117H94L93 119L94 120H98L99 119V122L101 123V125L100 126H98L99 124H96L97 125V127H95L94 129L93 128H91V123L93 122H91V120H89L90 118ZM173 117V118H172ZM182 117V118H181ZM184 117V118H183ZM203 119H202V118ZM42 118V117H41ZM84 118V119H85ZM106 118V119H105ZM111 118H116L115 120L114 119H111ZM121 119V120H119L118 121V124H117V120L118 119ZM187 118V119H186ZM189 118V119H188ZM200 118V119H199ZM236 118V119H235ZM247 118V117H246ZM245 118V119H246ZM32 119V118H31ZM37 119L38 118H35V120L34 119H32V121H29V122H37ZM76 119H79L78 120V122H79V124H78V122L76 121ZM101 119V120H100ZM103 119V120H102ZM165 119H167V120H165ZM178 119H180V120H178ZM220 119V118H219ZM233 119H235V122H234V120ZM29 120V119H28ZM38 120H40V119H38ZM74 120V122H72ZM111 120H112V122H111ZM156 120H157V122H156ZM193 120V121H192ZM211 120V119H210ZM232 120V121H231ZM56 121H58L57 119H56ZM106 121H108V123H110L109 125H108V123L106 122ZM154 121V122H153ZM166 121H168V122H166ZM176 121V122H175ZM178 121V122H177ZM187 121V122H186ZM192 121V122H191ZM198 121V122H197ZM206 121V122H205ZM212 121V122H213ZM28 122V123H29ZM70 122H72L71 124H70ZM106 122V123H105ZM115 124H114V123ZM153 122V123H152ZM172 122H174V123H172ZM211 124H213L212 126L213 127H211L210 125V123ZM34 123V124H35ZM82 123V122H81ZM94 124L95 123H97V122H93ZM104 123V125L105 126H103L102 124ZM111 123L113 124V125H111ZM194 123V124H193ZM201 123V124H200ZM205 123V124H204ZM234 123V124H233ZM236 123V124H235ZM32 123H30V125H31ZM34 124L32 125V126H34ZM84 124V123H83ZM85 124V125H86ZM94 124H93V126H94ZM158 124V125H157ZM174 124V125H173ZM182 124V126H181V128H180V125ZM185 124V125H184ZM186 124L188 125V124H191V125H188V126H186ZM198 124V125H197ZM207 124V125H206ZM210 124V125H209ZM224 124V123H223ZM224 124V125H225ZM231 124H232V126H234L233 128H232V126H231ZM30 125H27V126H30ZM47 125V124H46ZM63 125V126H62ZM71 125H73V126H71ZM111 125V126H110ZM130 125V126H129ZM133 127H132V126ZM138 126V129H137V126ZM155 125V126H154ZM157 125V126H156ZM170 125H171V127H170ZM202 125V126H201ZM8 126V125H7ZM59 126V127H58ZM78 126V127H77ZM136 126V127H135ZM184 126H185V128H184ZM194 126V127H193ZM3 127H4V125L2 124V130H3ZM100 127H101V129H100ZM103 127V128H102ZM113 127V129H111ZM237 127V126H236ZM6 128V127H5ZM27 128H29V127H27ZM79 128V129H78ZM100 129L99 131H98V129ZM108 128H109V130H108ZM155 128V129H154ZM172 128V129H171ZM181 130H180V129ZM193 128V129H192ZM222 128L223 127H221L220 128V131L222 130ZM8 129H10V127L8 126ZM47 130V128H43L42 129V131H44V130ZM86 129V130H85ZM137 129V130H136ZM176 129V130H175ZM2 130H0V131H2ZM5 130V129H4ZM3 130V131H4ZM74 130V131H73ZM85 130V131H84ZM95 130V131H94ZM105 130V131H104ZM131 130V131H130ZM139 130H141V131H139ZM193 130V131H192ZM195 130V131H194ZM236 130V129H235ZM234 130V131H235ZM238 130V129H237ZM236 130V131H237ZM41 131V130H40ZM88 132V133H91L90 135L89 134H85L84 132ZM91 131V132H90ZM138 131V132H137ZM149 132V134H147L148 132ZM158 131V132H157ZM162 131V132H161ZM168 131V132H167ZM173 131H174V135H173ZM234 131H232V132H234ZM5 133H6V130L4 131ZM9 132V133H10ZM81 132V133H80ZM128 132H130V133H128ZM136 132V133H135ZM172 132V133H171ZM180 134H179V133ZM27 133H28V131H27ZM26 133V134H27ZM124 133H127V134H124ZM146 133V134H145ZM157 133H159V134H157ZM168 133V134H167ZM236 133V132H235ZM7 134V133H6ZM33 134V136H31ZM39 134H42V133H39ZM82 134H84V135H82ZM92 134H93V137H92ZM123 134V135H122ZM142 134V135H141ZM161 134V135H160ZM166 134V135H165ZM233 134V133H232ZM28 135H29V133H28ZM68 135V136H67ZM83 136V138L82 137H80V136ZM154 135V136H153ZM156 135V136H155ZM171 136V137H169V136ZM176 135V136H175ZM239 135V134H238ZM1 136H5V138H7V140H5V138H4V140L3 141H8V136L9 135H5V134H2L1 133ZM1 136H0V140H2L1 139ZM45 136H47L48 138H46ZM70 136V137H69ZM87 136H88V138H90V139H88L87 138ZM92 138H91V137ZM122 136V137H121ZM149 137V140H148V137ZM166 136V137H165ZM177 136H178V138H177ZM229 136H230V134H229ZM240 136H242V135H240ZM15 137V136H14ZM26 137L28 138V136L26 135ZM50 137H52V139H55L54 141H56V139L58 140V142H52L53 143V145H48L49 143L50 144H52L51 142H49V143H47L46 144V140H49V138ZM66 137V138H65ZM143 137V138H142ZM151 137V138H150ZM159 137V138H158ZM174 137V138H173ZM45 138H46V140H45ZM64 138V139H63ZM84 138H86V141H85V139ZM93 138L96 140V141H93ZM97 138H98V140H97ZM122 139V142H119V140L121 141V139ZM156 138V139H155ZM163 138V139H162ZM165 138V139H164ZM15 139H17V140H15ZM67 139H71V140H67ZM124 139V140H123ZM127 139V140H126ZM161 139V140H160ZM176 139H177V141H176ZM180 140V142L181 143H183V145H179L180 144V142H179V140ZM84 140V141H83ZM90 140V141H89ZM174 140H175V142H174ZM2 141V142H3ZM34 141H37V140H35L34 139ZM43 141V142H42ZM51 141V140H50ZM92 141V142H91ZM117 141V142H116ZM143 141V142H142ZM155 141V142H154ZM166 141V142H165ZM168 141V142H167ZM169 141H170V143H169ZM26 142H28V139H24V140H22V141H20V146H22V147H18L20 150L19 151H22L23 152V150H24V148L25 147H27V145L25 146V143ZM28 142V143H29ZM90 142V143H89ZM94 142V143H93ZM150 142V143H149ZM153 142V143H152ZM162 143V145H161V143ZM172 142H173V145H172ZM187 142H189V143H187ZM244 142V144L247 142V140H245V139H243L242 141H241V143H243ZM1 143V142H0ZM7 143H9V142H7ZM19 143V142H18ZM24 144V146L22 145V144ZM35 143V142H34ZM64 143L62 144V145H64ZM115 143V144H114ZM117 143V144H116ZM165 143V144H164ZM177 143H178V145H177ZM229 143H227V144H229ZM259 143H261V144H259ZM155 144V145H154ZM258 144V145H257ZM18 145V144H17ZM45 145L47 146V147H45ZM117 145V146H116ZM120 145H121V147H120ZM152 145V146H151ZM161 145V146H160ZM166 145H169V146H166ZM171 145V146H170ZM189 145H190V147H189ZM19 146V145H18ZM45 148H44V147ZM113 146V148H111ZM155 146V147H154ZM160 146V147H159ZM163 146H164V148H163ZM54 147V146H53ZM57 147V148H56ZM153 147H154V151H153ZM157 147V148H156ZM162 147V148H161ZM171 149H170V148ZM255 147V148H254ZM119 148V149H118ZM122 148V149H121ZM134 150H133V149ZM151 148V149H150ZM9 149V150H8ZM16 149H17V147L15 148V151H16ZM27 149L28 148H25V150H24V152L25 153H27L28 151H27ZM120 149L122 150L120 153H119V151H120ZM132 149V150H131ZM150 149V150H149ZM157 149V150H156ZM163 149V150H162ZM170 149V150H169ZM190 149V150H189ZM229 149V150H228ZM249 149H251L252 151L250 152V150ZM258 149H259V151H258ZM14 150V149H13ZM29 150V149H28ZM45 150V151H44ZM51 150V149H50ZM95 150V151H94ZM130 150V151H129ZM140 150V151H139ZM145 150V151H144ZM152 150V151H151ZM155 150H156V152H155ZM187 150H188V152H187ZM238 150V151H237ZM246 150V151H245ZM14 151V152H15ZM18 150L16 151V152H19ZM56 151H58V150H56ZM56 151L54 152V153H56ZM59 151H60V149H59ZM81 151H83V153L81 152ZM110 151V150H109ZM164 151V152H163ZM186 151V152H185ZM191 151V152H190ZM197 151V150H196ZM200 151V152H199ZM243 151V152H242ZM13 152V151H12ZM15 152V153H16ZM22 152L20 153V154H22ZM104 153H105V151H103ZM138 153V154H136V155H141V156H139L141 159H139V157H138V159L139 160H136V162H135V159H133L134 161H131L132 163H135L134 165L133 164H131L130 165V168H129V166H128V164H127V162H128V160H129V158L131 157L132 158V154H135V153ZM141 152H142V154H141ZM151 152V153H150ZM185 152V153H184ZM190 152V153H189ZM198 152L200 153V154H202L203 153V150H198ZM205 152H208V150H205ZM217 154H216V153ZM15 153H13L14 154V156H16L17 154H15ZM25 153H23L24 155H25ZM72 153V152H71ZM74 153V152H73ZM78 153V154H79ZM102 153V152H101ZM112 153V152H111ZM119 153V154H118ZM157 153V154H156ZM223 153V152H222ZM19 154V155H20ZM29 154V153H28ZM27 154V155H28ZM32 154V151H31V153H30V155ZM32 154V155H33ZM39 154H41V155H39ZM57 154H59V153H57ZM62 154H65V153H61V154H59L60 155V158H61V156H62ZM67 154V153H66ZM94 154V155H95ZM100 154V153H99ZM128 154V155H127ZM144 154V155H143ZM146 154V155H145ZM153 154V155H152ZM191 154V155H190ZM227 154V155H226ZM244 154V155H243ZM253 154V155H252ZM257 154H258V156H257ZM12 155V154H11ZM54 155V154H53ZM91 155H93V154H91ZM96 155H98V152H97V154ZM102 155V154H101ZM118 155V156H117ZM131 155V156H130ZM150 155V156H149ZM224 155H225V157H224ZM22 156V155H21ZM19 157V158H22V157ZM26 156V155H25ZM29 156V155H28ZM103 156V155H102ZM127 156V158H128V160L127 159H123V158H125ZM144 156H146V157H144ZM12 157V156H11ZM17 157V156H16ZM24 157V156H23ZM36 157V156H35ZM42 157V156H41ZM49 157V158H48ZM56 157H57V155H56ZM63 157V156H62ZM64 157H65V155H64ZM63 157V158H64ZM67 157V156H66ZM121 157V158H120ZM13 158V157H12ZM52 158V157H51ZM53 158H54V156H53ZM57 158H59V157H57ZM56 158V159H57ZM63 158H62V161H63ZM130 158V159H131ZM134 158V157H133ZM135 158L137 159V157L135 156ZM143 158V159H142ZM146 158V159H145ZM150 158V159H149ZM29 160L30 159H32V158H30V156H29V158H28ZM33 159L35 160V161H37V163L40 161V160H36L35 158H34V156H33ZM32 159V160H33ZM39 159H41V158H39ZM43 159V158H42ZM124 160V162H126L125 164L126 165H123V166H121L122 165V163L124 164V162H123V160ZM236 159V160H235ZM241 159V160H240ZM20 160V161H21ZM65 160H67V158L65 159ZM143 160H144V162H143ZM227 160V161H226ZM231 162H230V161ZM24 161H25V159H24ZM69 161V160H68ZM110 161V160H109ZM140 161V162H139ZM234 163H233V162ZM58 162H60V161H58ZM65 162V161H64ZM101 162V161H100ZM112 162H114V163H116L114 160L112 161ZM146 162V163H145ZM178 162V163H177ZM241 162V163H240ZM39 163H41V162H39ZM116 163V164H117ZM141 163V164H140ZM144 163V164H143ZM151 163V164H150ZM223 163V164H222ZM227 163V164H226ZM254 163L256 164V165H254ZM5 164V165H4ZM28 164V165H29ZM61 164H63V163H61ZM65 165L67 164V163H64ZM63 164V165H64ZM73 164V163H72ZM143 164V165H142ZM149 164V165H148ZM159 164H161V165H159ZM2 165H4V166H2ZM9 165V166H10ZM30 165H29V167H30ZM68 165V164H67ZM89 165V164H88ZM94 165V164H93ZM103 165V164H102ZM107 165V164H106ZM226 165V166H225ZM257 165H261L260 167L259 166H257ZM39 166V167H38ZM95 166L96 167H98V163H97V165H96V163H95ZM126 166V167H125ZM230 166V167H229ZM26 167H27V165H26ZM74 164H73V169H74ZM93 167V166H92ZM227 167V168H226ZM228 167H229V169H228ZM232 167H233V169H232ZM238 167V168H237ZM69 168V167H68ZM94 168V167H93ZM92 168V169H93ZM103 168H105V169H103ZM122 170H121V169ZM129 168V169H128ZM165 168V169H164ZM168 168V169H167ZM257 168V169H256ZM8 169V170H7ZM29 168H28V170H30ZM72 169V168H71ZM70 169V170H71ZM72 169V170H73ZM102 169V170H101ZM109 169H108V167L107 166H105V164H104V167L103 166H100V168L99 169H97V171H99V173H100V175H101V178L99 177V178H96V180L98 179V180H102V179H106V180H108L107 178H108V176L106 177L105 175H107L110 171H109ZM175 169V170H174ZM244 169V170H243ZM85 170H89V168L88 167H86V169ZM94 170V169H93ZM93 170H90V171H93ZM242 170V171H241ZM8 171V173H6ZM21 171V172H20ZM23 171H25V172H23ZM43 171V170H42ZM95 171V170H94ZM96 171V172H97ZM109 171V172H108ZM176 171V172H175ZM243 171H244V173H243ZM6 174H5V173ZM43 172H45V171H43ZM95 172V173H96ZM113 172V173H114ZM122 172H124V173H122ZM181 172V173H180ZM251 172V173H250ZM11 173V172H10ZM70 173V172H69ZM87 173V172H86ZM118 173V174H117ZM171 173V174H170ZM227 173V174H226ZM234 173H235V175H234ZM239 173V174H238ZM241 173V174H240ZM253 173V174H252ZM52 174V175H51ZM110 174H112V173H110ZM117 174V175H116ZM123 174H125L123 177H122V175ZM175 174V175H174ZM247 176H246V175ZM22 175V176H21ZM28 175H29V173H28ZM27 175V177L28 178H30L29 176ZM44 175V176H45ZM57 175V174H56ZM58 175H60V174H58ZM64 175V176H65ZM71 175V174H70ZM95 175V174H94ZM96 175H97V173H96ZM95 175V176H96ZM99 175V176H100ZM119 175V176H118ZM130 175V176H129ZM135 175V176H134ZM154 175V176H153ZM163 175V176H162ZM184 175V177H182ZM191 175H193V174H191ZM251 175V176H250ZM20 176V177H19ZM33 176V177H34ZM43 176V177H44ZM61 176V175H60ZM65 176V177H66ZM87 176H89V173H88V175ZM87 176H85V178L87 177ZM93 176V175H92ZM90 177L91 179H93V177ZM95 176H94V178H95ZM98 176V175H97ZM103 176H104V178H103ZM152 176V177H151ZM155 176H156V178H155ZM159 176V177H158ZM161 176V177H160ZM166 176H165V181H167L166 180ZM238 176V177H237ZM12 177H14L13 179H12ZM42 177V176H41ZM41 177H40V179H41ZM42 177V178H43ZM55 177V176H54ZM130 177H132V178H130ZM158 177V178H157ZM168 177H167V179H168ZM181 177V178H180ZM234 177V178H233ZM246 177V179L247 180H245L244 178ZM31 178H32V176H31ZM56 178V177H55ZM61 178V177H60ZM62 178H63V176H62ZM89 178V179H90ZM112 178V177H111ZM117 179V180H121V179ZM151 178V179H150ZM155 178V179H154ZM6 179V180H5ZM38 179H39V177H38ZM45 179H46V177H45ZM45 179H43V180H45ZM87 179V178H86ZM104 179V181L107 183V181ZM139 179H141V180H139ZM163 179V178H162ZM164 179H163V181H164ZM249 179V180H248ZM8 180V181H7ZM11 180V181H10ZM29 180V179H28ZM30 180H32V179H30ZM34 180H36L35 178H34ZM42 180V181H43ZM54 180V179H53ZM57 180V179H56ZM56 180H54L55 182H56ZM59 180V179H58ZM57 180V181H58ZM61 180H63V179H61ZM64 180H66V179H64ZM96 180H95V182H96ZM117 180H116V185L119 183H117ZM130 180V181H129ZM169 181V183L171 182V180L170 179H168ZM173 180V179H172ZM227 180V181H226ZM229 180V181H228ZM232 180V181H231ZM51 181V180H50ZM74 181H73V184H74ZM89 181V180H88ZM87 181V182H88ZM104 181H102V183L104 182ZM109 181H111V180H109ZM112 181H114V179L112 180ZM153 181H154V183H153ZM163 181H162V183H163ZM188 181H189V178H188ZM242 181V182H241ZM243 181H245L244 182V184H243ZM249 181H250V184H248L249 183ZM0 182H1V179H0ZM35 182V181H34ZM46 182H47V180H46ZM46 182H44V184H46ZM49 182V181H48ZM54 182V183H55ZM61 182V181H60ZM86 182V183H87ZM94 182V183H95ZM98 182V181H97ZM104 182V183H105ZM133 182H134V184H133ZM136 182V183H135ZM155 182H156V184H155ZM168 182H166V183H168ZM228 182V183H227ZM8 183H10V184H8ZM17 183V182H16ZM38 183H40L39 181H37V183H35V184H37L38 185ZM53 183V182H52ZM62 183H64V182H62ZM68 183V182H67ZM72 183V182H71ZM85 183V182H84ZM86 183H85V186H86ZM92 183V182H91ZM94 183L92 184V185H94ZM100 183V182H99ZM98 183V184H99ZM102 183H101V185H102ZM105 183V184H106ZM121 183V182H120ZM132 185H131V184ZM153 183V184H152ZM10 185L9 187H8V185ZM13 184V185H14ZM34 184V185H35ZM41 184V183H40ZM42 184H43V182H42ZM42 184L40 185V189H41V187H42ZM43 184V186H45ZM49 184H50V182H49ZM66 184V183H65ZM64 184V185H65ZM70 184V183H69ZM66 185L65 186V189L68 187V186H70V185ZM90 184V183H89ZM96 184V183H95ZM7 185V186H6ZM33 185V184H32ZM37 185L35 186V187H37ZM63 185V184H62ZM63 185V186H64ZM75 185V184H74ZM107 186L109 185V183L108 184H106ZM105 185V186H106ZM113 186V185H115L113 182H112V184H110L109 185V187L110 186ZM140 185V186H139ZM158 185H162V186H167V184H158ZM169 185V184H168ZM246 185H252V186H249V189L248 188H245L244 186H246ZM255 185V186H254ZM258 187H257V186ZM47 186V185H46ZM45 186V187H46ZM73 186V185H72ZM80 186H81V189H80ZM89 186V185H88ZM88 186H87V188H88ZM95 186V185H94ZM94 186H92L91 187V189H93V190H95V188H94ZM97 186V185H96ZM139 186V187H138ZM241 186V187H240ZM14 187V186H13ZM15 187H16V185H15ZM49 187V186H48ZM51 187V186H50ZM52 187H54V186H52ZM74 187V186H73ZM76 187V186H75ZM84 187V186H83ZM142 187L144 188V189H142ZM159 187V188H158ZM181 187V188H180ZM184 187V188H183ZM3 190H2V189ZM16 188V189H17ZM31 188V189H30ZM57 188V187H56ZM87 188H85V190L87 189ZM105 187H104V184H103V188L102 189H104ZM106 188H108V187H106ZM106 188H105V190H106ZM128 188V189H129ZM156 188V189H155ZM242 188H243V190H245V191H243L242 190ZM259 188H260V190H259ZM15 189V190H16ZM18 189H17V191H18ZM27 189H29L28 191H26ZM44 189V188H43ZM52 189H54V188H52ZM61 189V190H62ZM73 189V188H72ZM74 189H76L77 190V188H74ZM97 189L99 190V188H98V186H97ZM129 189V190H130ZM142 189V190H141ZM186 189V190H185ZM222 189V190H221ZM19 190H21V188L19 189ZM48 192H50V188H48ZM57 190V189H56ZM89 190V189H88ZM98 190H96V192L98 191ZM101 190V189H100ZM107 190H109V188L107 189ZM106 190V191H107ZM109 190V191H110ZM132 190V189H131ZM158 190H160V191H158ZM166 190H167V192H166ZM173 190V191H172ZM177 190V191H176ZM247 190H249L248 192H247ZM6 191V192H5ZM23 191H25V192H23ZM32 191V192H31ZM45 191V190H44ZM70 191H71V189H70ZM92 191V190H91ZM104 191V190H103ZM170 191V192H169ZM197 191V190H196ZM222 191V192H221ZM3 192V193H2ZM9 192V193H10ZM31 192V193H30ZM58 192H59V190H58ZM98 192H100V191H98ZM132 192V193H131ZM134 192V193H133ZM138 192V193H137ZM159 192V193H158ZM166 192V193H165ZM247 192V193H246ZM257 192V193H256ZM261 192V193H260ZM39 193H40V195H39ZM46 194H47V191L45 192ZM53 193V192H52ZM57 193V192H56ZM88 193V192H87ZM91 193V192H90ZM91 193V194H92ZM100 193H102V191L100 192ZM137 194L136 196L134 195V194ZM143 195H142V194ZM146 193H147V195H146ZM35 194V195H34ZM49 194H51V193H49ZM54 195H55V191H54V193H53ZM62 194V195H61ZM70 194H71V192H70ZM79 194V195H78ZM131 194H132V196H131ZM164 194H165V196H164ZM178 194V195H177ZM197 194V195H196ZM201 196H200V195ZM237 196H236V195ZM257 194V195H256ZM259 194H260V196H259ZM262 194V195H261ZM3 195V196H2ZM33 195H34V198H33ZM48 195V194H47ZM68 195V196H67ZM87 195V194H86ZM90 195V194H89ZM104 195H105V198H104ZM111 195H112V197H111ZM163 195V196H162ZM225 195V196H224ZM31 196H32V198H31ZM37 196V197H36ZM52 196V195H51ZM80 196V197H79ZM99 196V195H98ZM101 196V195H100ZM107 196V197H106ZM120 196H122V197H120ZM129 196V197H128ZM135 198H134V197ZM149 198H148V197ZM157 196V197H156ZM197 196V197H196ZM217 196V197H216ZM3 197V198H2ZM45 197V196H44ZM50 197V196H49ZM56 196H53V198H55ZM79 199H78V198ZM137 197V198H136ZM159 197V198H158ZM205 197H206V199L208 198H211L209 201H211V202H208V204H207V201H208V199L207 200H205ZM24 198V197H23ZM87 198H88V196H87ZM108 198V199H107ZM109 198H112V199H109ZM118 198V199H120V200H118L117 199V201H116V199ZM122 198V199H121ZM176 198V199H175ZM181 198V199H180ZM193 198V199H192ZM202 198H204V202L206 203V204H204L203 205V203L202 202H200V199H201V201H202ZM255 198V199H254ZM263 198V199H262ZM27 199V200H26ZM37 199H39V202L37 203V201H35V200H37ZM45 199V198H44ZM43 199V200H44ZM51 199V198H50ZM56 199V198H55ZM89 200H90V198H88ZM97 202V203H94V200ZM124 199V200H123ZM126 199V200H125ZM132 199V200H131ZM150 199H151V201H150ZM154 199V200H153ZM155 199H157V200H155ZM254 199V200H253ZM259 199V200H258ZM16 200V199H15ZM47 200H49L48 198H47ZM53 200V201H52ZM51 201H52V203L50 202V204H53V208H54V205L56 206V204L54 203L55 201H54V199H52ZM67 202H66V201ZM130 200V201H129ZM147 200V201H146ZM172 200V201H171ZM213 200V201H212ZM5 201V202H4ZM11 201V202H10ZM58 202H59V200H57ZM56 201V202H57ZM113 201H114V203H113ZM129 203H128V202ZM161 201H164V203L165 204H169V205H167V207H166V205L165 204H162L161 203ZM242 201V202H241ZM258 201V202H257ZM4 202V203H3ZM7 202H9L8 204H7ZM61 202V201H60ZM70 202H72V203H70ZM75 202H79L78 204H75ZM98 202H101V203H98ZM110 202V203H109ZM118 202V203H117ZM123 203L124 205L125 204H127V205H125V206H128V204H132L131 205V207L133 206H135L134 208H135V210H137V212H138V209L140 210H142V208H143V211H144V208H149L148 209V211H150V214L149 215H147L148 214V212H146L147 214H145L144 212V216L142 217V215L143 214H141L140 215V217H138V215H136L135 214V211H134V215H132V212L130 211V208H128L129 209V212L131 213H129L130 215H128V216H133V217H129L128 219H127V222H125L124 224L126 225V224H128V226L125 228V225H122V226H124V228L121 226L120 228H121V230L123 231H121L120 232V228H119V225H121L120 223H118L117 222V224H118V228H116V226L117 225H114L110 220H108V222L106 221V220H104L103 222H102V219L100 220V218H99V216H96L97 218H99L98 220L96 219V217H94L96 214H98V212H99V210H95V214L94 213H92L93 212V210L95 209L94 207H96L97 209H98V206H99V208H101L102 210H100V211H102L100 214H101V218L104 216V214H105V216H106V213H105V211L106 212H114V213H116V212H118L119 213V215H121L124 211L122 210L123 208H122V206H120V203ZM127 202V203H126ZM133 202V203H132ZM137 204H136V203ZM148 202V203H147ZM159 202L162 204V205H164L166 208H167V210L165 211V212H167L168 211V206H170L169 208H170V210L171 211H175V213H176V216H178L177 218L180 220V219H182V220H180V221H178V219L176 220L175 219V221H176V223H177V221L179 222V224H180V222H181V224L180 225H176V223H174V224H172L171 222V226H169L168 228H166L167 229V232H169V236H168V238H170V239H167V241L165 240H161L160 238H158L157 239V237H160L161 236V232H163L164 230H165V228H163L164 226H163V217L161 218V217H154V213H152L154 210L156 211V209H158L157 208V203L159 204ZM168 202V203H167ZM177 202V203H176ZM13 203V205H11V204ZM46 203H48V202H46ZM71 205H69V204ZM74 203V204H73ZM84 203V204H83ZM108 203V204H107ZM137 205V207H136V205ZM144 203V204H143ZM182 203V204H181ZM199 203H202V207H200L199 206ZM210 203V204H209ZM243 203V204H242ZM255 203H256V205H255ZM31 204V205H32ZM42 204H44V206L45 207H43L42 206ZM83 204V205H82ZM149 204V205H148ZM177 204V205H176ZM196 204V205H195ZM238 204V205H239ZM5 205V206H4ZM9 205H11V207L13 208V209H10L11 207H9ZM20 205H21V208H20ZM41 206V209H39L38 207H40ZM76 205V206H75ZM77 205H81V206H77ZM94 205V206H93ZM101 205V206H100ZM103 205V206H102ZM130 205H129V207H130ZM144 205H145V207H144ZM156 205V206H155ZM160 205V204H159ZM158 205V206H159ZM206 205V206H205ZM218 205V206H217ZM258 205H259V207H258ZM29 206V205H28ZM35 206L33 207V208H35ZM48 206H49V203H48ZM48 206H47V208H48ZM60 206V205H59ZM60 206V207H61ZM68 206V207H67ZM84 208H83V207ZM87 206V207H86ZM88 206H90V208H92L93 207V210H92V212L91 211H89L90 210V208L88 207ZM104 206H106V208L104 207ZM117 206V207H116ZM141 206V207H140ZM150 206L151 207H153V206H155L156 208H150ZM24 207V208H23ZM32 207V206H31ZM30 207V208H31ZM50 207V206H49ZM52 207V206H51ZM50 207V208H51ZM66 207V208H65ZM72 207V209H70ZM116 207V208H115ZM119 207H120V210H119ZM138 207H140V208H138ZM179 207V208H178ZM203 207H205V208H203ZM229 207V208H228ZM256 207H257V209H256ZM27 208V210H25ZM42 208H45V209H43V211H42ZM58 208V207H57ZM56 208V209H57ZM68 208V209H67ZM76 208V209H75ZM104 208V209H103ZM112 208V209H111ZM122 208V209H121ZM136 208H138V209H136ZM147 208H146V210L145 211H147ZM163 208V207H162ZM165 208V209H166ZM202 208V209H201ZM225 208V209H224ZM248 208V207H247ZM10 209V210H9ZM52 209V208H51ZM56 209H55V211H56ZM74 209V210H73ZM79 209V210H78ZM80 209H83V210H80ZM86 209H88V210H86ZM127 211H128V209L127 208H125ZM164 209V210H165ZM181 209V210H180ZM188 210V212H185V211H187ZM240 209V208H239ZM249 209V208H248ZM7 210V211H6ZM24 210H25V212H24ZM28 210H30L29 212H28ZM54 210V209H53ZM52 210V211H53ZM58 210V209H57ZM79 212V213H77V211ZM105 210V211H104ZM131 210H133V208L131 209ZM151 210H153V211H151ZM160 211H162V213H163V209L161 210V209H159ZM201 210V211H200ZM17 211H18V209H17ZM34 211V210H33ZM48 211V210H47ZM47 211H46V213H47ZM73 211V212H72ZM120 211V212H119ZM122 211V212H121ZM181 213H180V212ZM196 211V212H195ZM226 211V212H225ZM258 211V212H257ZM261 211V212H260ZM4 212V213H3ZM6 212V213H5ZM23 212H24V214H27V215H24L23 214ZM70 212V213H69ZM72 212V213H71ZM75 212H76V215H75ZM83 213V215H82V213ZM110 212V213H111ZM140 212V211H139ZM138 212V213H139ZM142 212V211H141ZM158 212V211H157ZM157 212H156V214L155 215H157ZM164 212V213H165ZM184 212H185V214H184ZM192 212V213H191ZM200 212V213H199ZM223 212H225L226 213V215H225V213L224 214H222L221 215V213H223ZM8 213V214H7ZM11 213H13V214H11ZM31 213V214H30ZM48 213H49V211H48ZM51 213V212H50ZM55 213V212H54ZM56 213H58V212H56ZM63 213V212H62ZM80 213H81V216H79L80 215ZM86 213V214H85ZM92 213V214H91ZM161 212H159V214H160ZM162 213L160 214V215H162ZM174 213V212H173ZM175 213H174V216H175ZM180 213V214H179ZM186 213H189V214H186ZM251 213V214H250ZM254 213V214H253ZM4 214V215H3ZM11 214V215H10ZM15 214V215H14ZM59 214V213H58ZM89 214H91V216H93L92 218H91V216L89 215ZM178 214V215H177ZM182 214H183V216H182ZM192 214L195 216V217H197V218H195L194 216V219L192 218H189L188 219V216H186V215H189V217H191L192 216ZM196 214V215H195ZM209 214V215H208ZM219 214H220V216H219ZM245 214V215H244ZM259 214H260V216H259ZM6 215V216H5ZM18 215V214H17ZM22 215V216H21ZM24 215V216H23ZM30 215V216H29ZM34 215V218H32V216ZM51 215V214H50ZM73 215V216H72ZM85 215V216H84ZM103 215V216H102ZM118 215V214H117ZM164 215V214H163ZM180 215H181V218H179L180 217ZM184 215H185V217H184ZM206 215V216H205ZM218 215V216H217ZM224 215V216H223ZM231 215V216H230ZM237 217H235V216ZM248 215V216H247ZM249 215H251V216H249ZM13 217V221H12V224H10V223H8V222H11L10 221V217ZM57 216V215H56ZM67 216H69V217H67ZM75 216V217H74ZM84 216V218H85V220H80V218L79 217H83ZM89 218H91V219H89ZM151 216H153V219H152V217ZM200 216H202L201 217V219H200ZM203 216H205V217H210V218H212L213 217V219H214V221L215 222H218V220H216V219H219V221H220V224H221V226L220 225H218L219 224V222L218 223H216L219 227H217L216 228V224H215V222H212V223H208V221H206V219H209V218H205V217H203ZM226 216H228V217H226ZM9 217V218H8ZM12 217H11V220H12ZM36 217V218H35ZM58 217V216H57ZM56 217V218H57ZM72 219H71V218ZM86 217H87V219H86ZM136 217H138V218H136ZM142 217V218H141ZM218 217V218H217ZM225 217H226V219H225ZM235 217V218H234ZM250 217H252V218H250ZM37 218H39V219H37ZM47 218V219H46ZM48 218H52L51 220L49 219L48 220ZM60 218L62 219V216H60ZM75 218V220H73ZM78 218V220L79 221H77L76 219ZM97 220V221H94L95 219ZM149 218V219H148ZM176 218V217H175ZM203 218H205V221H203ZM21 219V220H20ZM58 219V218H57ZM65 219V218H64ZM93 219V220H92ZM132 219V220H131ZM134 219V220H133ZM136 219H138L137 221H138V224H137V222H136ZM148 219V220H147ZM183 219H184V222H183ZM223 219V220H222ZM231 219L233 220V221H231ZM9 220V221H8ZM39 220V221H38ZM42 220V221H41ZM60 220V219H59ZM92 220V221H91ZM156 221V223L154 222V221ZM224 220H226V224H224L225 222H224ZM229 220V221H228ZM235 220H237L236 222H235ZM16 221V224L15 223H13V222H15ZM32 221V223L30 224V222ZM35 221V222H34ZM37 221V222H36ZM53 221V220H52ZM51 221V222H52ZM55 221V220H54ZM53 221V222H54ZM57 221V220H56ZM70 223H69V222ZM74 221H76V223L74 222ZM81 221H83L82 223H80ZM101 221V222H100ZM130 221H132L131 223H130ZM141 221V222H140ZM149 221V222H148ZM151 221V222H150ZM153 221V222H152ZM159 221V222H158ZM172 221H174V219L172 220ZM221 221L223 222V224L221 223ZM227 221H228V223H227ZM44 222V223H45ZM73 222V223H72ZM86 222V223H85ZM90 222V223H89ZM91 222H93V223H96V224H94V225H96L97 226V228H95V226H93L92 224H91ZM229 222H230V225H229ZM241 222V221H240ZM264 222V221H263ZM24 223V224H23ZM55 224H53V223H50V224H48L46 227L48 228H53L54 229V226L56 227V222H54ZM58 224H59V222H57ZM72 223V224H71ZM81 224V226H79V224ZM88 223V224H87ZM98 223V224H97ZM122 223V222H121ZM145 223V224H144ZM152 223V224H151ZM160 223V224H159ZM190 223V224H189ZM193 223V224H192ZM233 223L237 226H235V225H233ZM239 223V224H238ZM242 223V222H241ZM61 224H62V222H61ZM85 224H87V225H85ZM91 226H90V225ZM112 224V225H111ZM143 224V226H141ZM213 224H215V226L213 225ZM12 227H11V226ZM14 225V226H13ZM21 225L23 226V233L26 231L27 232V234H26V232L23 234L22 232H20V233H18L19 231H21ZM41 225H44L45 226V224H41ZM63 225V224H62ZM73 225L75 226V227H73ZM84 225V226H83ZM100 225V226H99ZM132 225V226H131ZM137 225V226H136ZM139 225V226H138ZM145 225H146V229H145ZM208 225V226H207ZM232 225L233 226H235V227H232ZM240 225H241V227H240ZM2 226H3V228H2ZM15 226L16 227H19L18 229L19 230H17V228H16V232L15 233H12V234H10L11 235V237L9 236L8 237V235H6L5 237L2 235V234H4L5 232L7 233V234H9V233H11V231L13 230V228H15ZM38 227L37 229H38V231L40 230V232H37L36 233V231H35V235L33 234V236L35 237V239H34V237H33V241L32 242H30V239H28V240H26L25 238L27 237H29V238H32V234H30L31 232H32V228H34V229H36V227ZM93 226V227H92ZM99 226V227H98ZM113 226H114V228H113ZM134 226V227H133ZM136 226V227H135ZM156 226V227H155ZM228 226V227H227ZM61 227V226H60ZM76 227H78V228H76ZM80 227H82L83 229H81ZM91 227V228H90ZM108 227V228H107ZM112 227V228H111ZM128 227H130L129 228V231L131 230V232H130V234L131 233H133V235L134 236H136V237H140V239H138V242L136 241V243L137 244H135L134 243V246H131V244H130V246H129V241H125L124 240V238H123V236L122 235H124V234H122V233H124V230H127V232H128ZM133 227V228H132ZM141 227H142V229H141ZM162 227V228H161ZM176 227V228H175ZM215 227V228H214ZM239 227V228H238ZM12 230H11V229ZM62 230H65L64 228H65V225H64V227L62 226ZM76 228V229H75ZM90 228V229H89ZM132 228V229H131ZM151 228H153V229H151ZM155 228V229H154ZM179 228V229H178ZM228 228V229H227ZM232 230H231V229ZM236 228V229H235ZM49 229V230H50ZM55 229H57V227L55 228ZM61 229V228H60ZM69 229H68V231H69ZM98 229V231H96V230ZM135 229H136V231H135ZM143 229H144V231H143ZM71 230V229H70ZM81 230V231H80ZM102 230H104V231H102ZM109 230V231H108ZM111 230V231H110ZM114 230V231H113ZM116 230H117V232H116ZM119 230V231H118ZM142 230V231H141ZM148 230V231H147ZM163 230V231H162ZM228 230V231H227ZM231 230V231H230ZM234 230H236L235 232H234ZM15 231V229L13 230V232ZM29 231H30V233H29ZM51 231H52V229H51ZM54 231V230H53ZM52 231V232H53ZM58 231H60L59 229L57 230V233H58ZM72 231V230H71ZM90 231V232H89ZM150 231V232H149ZM160 231V232H159ZM221 231V232H220ZM237 231H239V232H237ZM61 232V231H60ZM63 232V231H62ZM70 232V231H69ZM87 232L89 233V235H87ZM92 232V233H91ZM94 232H96L97 233V235L98 234H100V235H103L104 236V238L105 237H108L109 239H107V241L110 243V247H109V250H108V252H105L104 250L102 251L101 250V248H99L100 246H99V243L98 244H96L97 242H98V239H94L95 237H97L95 234L96 233H94ZM112 232V233H111ZM126 232V231H125ZM140 232V233H139ZM148 232V233H147ZM152 232V233H151ZM183 232V233H182ZM186 232V233H185ZM195 232H196V234H195ZM209 232V233H208ZM233 232L235 233V234H233ZM237 232V233H236ZM5 233V234H6ZM16 233L17 234H19V236L18 235H16ZM21 233L23 234V235H21ZM43 233V232H42ZM66 233V232H65ZM71 233V232H70ZM82 235H81V234ZM115 233H117V234H115ZM137 233H138V235H137ZM158 233V234H157ZM175 233V234H174ZM185 233V234H184ZM223 233V234H222ZM31 235V237H30V235ZM62 234V233H61ZM64 234V233H63ZM67 234V233H66ZM79 234V235H78ZM115 234V235H114ZM143 234V235H142ZM149 234V235H148ZM174 234V235H173ZM184 234V235H183ZM194 234V235H193ZM228 234V235H227ZM233 234V235H232ZM22 237H21V236ZM25 235V236H24ZM44 235V236H45ZM60 235V234H59ZM77 235V236H76ZM94 235H95V237H94ZM112 235H113V237H112ZM126 235V234H125ZM155 235V236H154ZM160 235V236H159ZM210 235V236H209ZM211 235H212V237H216V239H219V240H217V241H220V243L221 244H224V245H222L221 246V244L219 243V242H217L216 243V241L214 240V238H212V239H210L211 238ZM226 235V236H225ZM14 236V237H13ZM15 236H17V238H19V241H17V238L15 237ZM37 236V235H36ZM58 236V235H57ZM68 236H69V234H68ZM81 236V237H80ZM83 236H84V238H83ZM87 236V237H86ZM93 236V237H92ZM121 236V237H120ZM148 236V237H147ZM151 236V237H150ZM193 236V237H192ZM200 236V237H199ZM7 237V240L5 239ZM23 237H25V238H23ZM61 237V236H60ZM77 237V238H76ZM145 237L147 238V239H153V241H155V243H153V245H152V242L150 241V240H148V241H146L145 240ZM171 237H172V239H171ZM184 237V238H183ZM207 237V238H206ZM16 238V239H15ZM38 238L39 239H37V241H41L40 239V237L38 236ZM55 238V240L54 241H57V237L55 236L54 237ZM67 238L70 240H68L67 241ZM118 238V239H117ZM155 238H156V240H155ZM175 238V239H174ZM222 238V239H221ZM228 238V239H227ZM234 238V239H233ZM14 239H15V241L17 242V249L15 248V243H14ZM21 239H24L23 240V242H24V244L26 243V241H29L28 242V246H26L27 248L25 249V251H21L23 248H25V245L23 244V242L21 241ZM58 239H59V237H58ZM63 239V240H64ZM76 239V240H75ZM181 239V240H180ZM185 239V240H184ZM26 240V241H25ZM62 240V243L64 244V241ZM85 240H90L89 242L88 241H86L85 242ZM93 240H95V241H93ZM100 240V239H99ZM111 240V241H110ZM119 240V241H118ZM123 240V241H122ZM145 240V241H144ZM174 240H176V241H174ZM177 240H179L178 242H177ZM210 240L212 241H214V245L213 246H215L216 244V247L219 245V247H218V251L220 252V254H221V256H222V253H224V252H222L221 251V249L220 248H222L223 247V249L225 250V248L228 246L229 247V251H227V252H225L224 253V256H223V259L221 258V257H219L220 256V254H219V252H215L216 254H219L218 256L216 255V258L214 257L215 256V253L213 252V248H211V243H210ZM233 240V241H232ZM14 243H12V242ZM21 241V242H20ZM41 241V242H42ZM59 241L61 242V238L59 239ZM79 241V242H78ZM80 241H82V242H80ZM93 241V242H92ZM117 242V243H115V242ZM188 241V242H187ZM222 241V242H221ZM235 241V242H234ZM238 241H239V243L241 242L240 240H239V238L237 239V242L233 245V246H236L237 245V243H238ZM243 241V240H242ZM3 242H5V243H3ZM18 242H20L19 244H18ZM40 242V243H41ZM71 242V243H70ZM88 242V243H87ZM100 242V241H99ZM120 242V243H119ZM123 242V243H122ZM124 242H125V244H127V245H125L124 244ZM163 242V243H162ZM175 242H176V244H175ZM185 242V243H184ZM247 242V241H246ZM246 242H243V243H246ZM252 242H253V240H252ZM254 242H256L255 240H254ZM257 242H259V240L257 241ZM263 242V243H262ZM262 242H260V244L259 245H257V244H253V245H257L258 247H259V251H260V249H262V248H264V241L262 240ZM11 243V244H10ZM35 243V244H34ZM39 243V244H40ZM62 243H61V248H62ZM69 243V244H68ZM77 243H79V244H77ZM84 243V244H83ZM86 243L88 244V245H86ZM93 245H92V244ZM122 243V244H121ZM141 243V244H140ZM146 243H149V244H151V246H149V244H146ZM158 243V244H157ZM200 243V244H199ZM219 243V244H218ZM238 243V244H239ZM251 243V242H250ZM5 244V245H4ZM13 244V245H12ZM53 244V243H52ZM51 244V245H52ZM57 244H58V241H57ZM56 244V247L58 246ZM83 244V245H82ZM112 244V245H111ZM140 244V245H139ZM186 244V245H185ZM20 245V246H19ZM54 245H55V243H54ZM74 245V246H73ZM80 245V246H79ZM91 245V246H90ZM161 245V246H160ZM171 245V246H170ZM175 245V246H174ZM178 245V246H177ZM199 245V246H198ZM4 246V247H3ZM8 246V247H7ZM23 248H22V247ZM31 246V245H30ZM33 246V247H34ZM64 246V245H63ZM66 246V245H65ZM77 248H76V247ZM83 246V248H82V250L80 249L81 247ZM90 246V247H89ZM138 246V247H137ZM145 246H148V247H150V248H148V247H145ZM163 246V247H162ZM185 246V247H184ZM212 246V247H213ZM250 246V245H249ZM3 247V248H2ZM20 247V248H19ZM54 247V246H53ZM59 247H60V245L58 246V249H59ZM87 247V249H88V251L90 252H87L86 251V248ZM92 247L94 248V249H92ZM130 247V248H129ZM134 247H135V249H134ZM140 247V248H139ZM161 247V248H160ZM172 248L171 249V251L172 250H174L173 251V253L172 254H175L174 255V257H172L173 255H171L169 258L168 257H164L163 258V255L164 254H162V252H160V251H162V250H166L167 248ZM182 247V248H181ZM215 247V248H216ZM227 247V248H228ZM246 247V246H245ZM244 246H243V248H245ZM252 247V245L250 246V249H249V247H248V249L250 250V251H252V250H254L255 249V247L253 246V248L254 249H252L251 248ZM7 248V249H6ZM13 248V249H12ZM52 248V247H51ZM74 248V249H73ZM98 250H97V249ZM114 248V249H113ZM187 248H191V251H193V256H191L190 257V253H192V252H189V250L187 249ZM205 248V249H204ZM210 248H211V250H210ZM226 248V249H227ZM238 248H240V247H238ZM237 248V249H238ZM31 249H33V250H31ZM83 249H85V250H83ZM99 249H100V251L101 252H99ZM131 249V250H130ZM138 249V250H137ZM146 249V250H145ZM149 249V250H148ZM162 249V250H161ZM183 249H185V250H183ZM201 249V250H200ZM234 249V248H233ZM236 249V250H237ZM252 249V250H251ZM24 250V249H23ZM43 250H45L44 248H43ZM42 250V251H43ZM53 250V249H52ZM52 250H50V253L52 252ZM57 250V249H56ZM66 249H65V251H67ZM74 250V251H73ZM92 250V251H91ZM118 250H120V251H118ZM130 251V253H129V251ZM139 250H141V252L139 251ZM159 250V251H158ZM231 250H232V248H231ZM235 250V249H234ZM245 250V249H244ZM243 250V251H244ZM264 250V249H263ZM14 251H15V253H14ZM17 251V252H16ZM21 251V252H20ZM40 252H41V250H39ZM49 251V250H48ZM48 251H44L45 253H47ZM61 251V250H60ZM77 251H79L78 252V254L76 253ZM95 251H97V252H95ZM132 251V252H131ZM140 252V253H138V254H136L137 252ZM150 251H151V254H150ZM212 251V252H211ZM233 251V250H232ZM231 251V252H232ZM237 251H239L240 252V250H237ZM248 251V250H247ZM242 252L241 251V253H244V255L243 254H239V252H238V254L239 255H243V256H241L240 258H238L237 259V261H238V264H262V262H263V264H264V255L263 256H261L260 255V257H261V259H260V257H259V252L257 253V251H254V253H256V254H251L250 253V251H248V252ZM39 252V253H40ZM56 252V251H55ZM62 252V251H61ZM85 252H87V254H85ZM103 252V253H102ZM119 252V253H118ZM144 253V255L142 254L141 255V253ZM147 252V253H146ZM177 252V253H176ZM182 252V253H181ZM207 252V253H206ZM235 252V251H234ZM26 253H27V255H26ZM39 253H37V254H39ZM43 253V252H42ZM42 253H41V255H42ZM45 253H44V255H45ZM49 253V252H48ZM47 253V257H49V254ZM53 253H54V251H53ZM80 253L82 254V255H80ZM83 253H84V255H83ZM102 255H101V254ZM115 253H117V255L115 254ZM121 253V256L119 255ZM123 253V254H122ZM129 255H128V254ZM132 253V254H131ZM236 253V252H235ZM235 253H233V254H235ZM23 254V255H22ZM52 254V253H51ZM94 254H96V255H94ZM105 254H107V255H105ZM153 254V255H152ZM157 254V255H156ZM182 254V255H181ZM211 254H213L212 256H210ZM228 254H230V253H228ZM232 254V253H231ZM233 254H232V256H229V257H232L233 258ZM250 254H251V257H252V255H253V257H252V259H251V257H250ZM53 255V254H52ZM85 255H88L89 257V259L87 258V256H85ZM92 255H93V257H92ZM132 255H134V256H132ZM145 255H146V257H145ZM203 255V256H202ZM207 255V256H206ZM256 255H257V257H256ZM51 256V255H50ZM62 256H64V258L62 257ZM84 256V257H83ZM122 256L124 257V258H122ZM136 256V257H135ZM154 257V260H153V258H152V262L153 263H150V260H151V257ZM187 256V257H186ZM225 256H227V257H225ZM249 256V257H248ZM46 257V258H47ZM51 257H53V256H51ZM61 257H62V259H61ZM99 257V258H98ZM117 257V258H116ZM120 257V258H119ZM127 257V258H126ZM142 257V258H141ZM149 257V258H148ZM181 259H180V258ZM209 257H211V260H210V258ZM255 257V258H254ZM86 258V259H85ZM95 258H96V260H95ZM135 258V259H134ZM137 258V259H136ZM178 258V259H177ZM209 258V259H208ZM214 260H213V259ZM218 258V259H217ZM227 258V259H226ZM234 258H236L235 257V255H234ZM262 258H263V260H262ZM52 259V258H51ZM92 259H93V261H92ZM97 259H98V261H97ZM103 259V260H102ZM116 260V262H115V260ZM124 259V260H123ZM150 259V260H149ZM156 259V260H155ZM158 259V260H157ZM171 259V260H170ZM199 259V260H198ZM244 259H246V260H244ZM249 259V260H248ZM260 259V260H259ZM45 260V259H44ZM73 260V261H72ZM83 260V261H82ZM118 260V261H117ZM128 260V261H127ZM137 261V262H134V261ZM148 260V261H147ZM181 260V261H180ZM190 260V261H189ZM210 260V261H209ZM225 260V261H224ZM230 260V261H229ZM244 260V261H243ZM257 260V261H256ZM22 261V262H21ZM80 261V262H79ZM87 261V262H86ZM103 261V262H102ZM167 261H168V263H167ZM174 261V262H173ZM219 261H221L220 263H218ZM242 261V262H241ZM250 261H251V263H250ZM253 261V262H252ZM262 261V262H261ZM84 262V263H83ZM86 262V263H85ZM93 262H95V263H93ZM97 262H99V263H97ZM164 262V263H163ZM191 262V263H190ZM232 262V263H231ZM132 263H130V264H132ZM234 263H236V260H235V262Z\"/></svg>",
	"mask_w": 264,
	"mask_h": 264
},
{
	"label": "bare ground",
	"instance_id": "6f19581e",
	"mask_svg": "<svg viewBox=\"0 0 264 264\" xmlns=\"http://www.w3.org/2000/svg\"><path fill=\"white\" fill-rule=\"evenodd\" d=\"M156 1V0H155ZM163 1V0H162ZM166 1V0H165ZM184 1H187V0H184ZM197 2H200V4H202V5H204V7L202 8V6H201V8L202 9H200V10H194V8H192V7H190V6H188L187 7V4H185V5H183V7H182V11H185V13H188L189 12V10H192V14H194L195 15V17H201V19H203L204 21H206L207 19H209V18H211V19H209L211 22L214 20L215 21V19H217L216 20V22L218 21V23H221L222 24V22H223V18H225L227 15H229L230 17L233 15V17L237 14V13H239L240 11H242V12H244L245 10H247L246 12L248 13V12H250L249 13V15L251 16V19L249 20V21H251L250 23L248 22V24H245V23H243V22H239V21H234L235 23H237L236 25L234 24V28H236V30H237V28H238V31H235V32H239V33H241V36H239L240 34L238 33V36L240 37V38H242L243 39V37H244V39H247V38H250L249 39V42H247V41H243L242 42V39L241 40H239L238 41V38L237 39H235L236 41H235V43L237 44V43H239V42H242V43H240V44H238V45H235V43L232 45V43H230L229 44V47H228V43H224L226 46H224L226 49H229L230 47H232V48H234V49H236L237 50V46H239V48H242L243 50H245L246 48H244V47H246V46H250V51L251 52H253L254 51V55H256V57H257V59L255 60L254 59V61H253V66H251V67H249V69L248 68H244L245 66H244V64H243V68H242V70L241 71H239L238 73H239V75H238V73L235 75L237 78H239V76H240V78L237 80V78H235V76H233V78H232V80H235L234 82V85H238V87H237V89H239V91H242V92H239L237 89H236V87L233 85V87H235V89L234 88H232V90H234V92H236V90H237V93L239 92V94H241V93H243L241 96L243 97V99H244V101H242V102H244L245 103V105H247L246 103H247V101H249L248 103L251 105V102H253L252 104H255L254 103V101L253 100H257V96L254 98V96L252 95V93L253 92H251V93H248V90L250 89V91L252 90H260V89H262V87H264L263 85V83H264V0H253V2L251 3V4H249V2L247 3L246 1L247 0H239V1H241V2H238L239 3V5H235L236 7H238V9H235L234 7L232 8L233 10H231V12L228 10V11H225V12H227V15L225 16L224 15V17L222 16L223 14H225V12L224 13H222V12H219V10H216V9H213V8H216L215 6H214V4L215 3H217V1L219 2H221V0H196ZM222 1H225V0H222ZM231 1V0H230ZM234 1V0H233ZM252 1V0H251ZM254 1L256 2V3H254ZM258 1H259V3H258ZM74 2H76L78 5H77V7L78 8H76L75 7V9L74 8H72L73 7V5H75V3ZM151 1H149V0H78V1H76V0H0V58H1V60H0V84L1 83H6L7 81H8V83H6L7 84V88H9V89H5L4 88V86H5V84H3L4 86H3V88L2 87H0V88H2L4 91H1V89H0V130H2V124L4 125V127H3V130L5 129L6 130V133L2 130V131H0V136H1V133L2 134H5V135H9L8 136V141H3L4 140V138H5V136L3 137V136H1V139L2 140H0V144L2 145V146H4V144H5V146H7V147H9V145L10 144H14L15 145V141L14 140H11V138L13 139V138H17L16 137V134H18L20 131H18V129L20 130L21 129V131H22V136H20L21 138L20 139H15V140H17L16 142H17V144L19 145H15L14 147L16 148L17 147V149H16V151L18 150H20L21 148L20 147H22V146H20V141H22V140H26V139H28V142H29V139H31V140H33L32 142V144H30V142L28 143V142H26L25 143V146L27 145V147H25V148H28L27 149V153H25L24 152V150H25V148H24V150H23V152L22 151H19V152H16L15 151V148H10V151L8 152V156H10V160L12 161H15V162H17L15 159H22L23 160V163L25 164L23 167L25 168V169H22V170H26V174H25V178L27 179H24V177L22 178H19V179H17L18 177H16V180H15V184L13 185L12 184V186H10V185H8V184H10V183H8L7 185H8V187H9V190L11 189V188H13L11 191H15L16 192V195H17V193L19 192V194H21L20 196H19V198H18V195H17V197L15 198V194L14 193H12L11 194V192L8 190V189H6V187H5V185L3 186L2 184H4V183H6V181H4V183H3V179H2V177H0V179H1V182H0V184H1V186H3L2 188H4L5 187V189L4 190H8L9 192H8V195H9V197H7V193H4L5 194V196H6V198H9V200L12 198L11 196H13V198H15V199H13L14 201H16L15 203V205H13V203L11 204V205H13L12 207H16V210H15V208H14V210H12V211H14V212H16L17 214H16V216L18 217V216H20V214L21 213H19V212H21L20 210L22 209L21 208V205H20V210H19V208H17L18 206H19V204H22V206L25 204H28L26 207H28V209H33V210H28V212L30 211L31 213L32 212H34L35 214L38 212L39 213V210H36V212H35V209H37L36 207L37 206H35V208H33L34 206H33V204L32 203H30L28 200H30L31 201V199H29V197L27 196V195H30L29 194V192H25V191H23V192H25L26 194H24V193H21L22 192V190H25L26 188H23V187H19V189L21 188V190H19L18 188H17V186L19 185V184H21V182H22V184L23 183H25V182H27V183H29V185L32 183H30V181H33V185L31 184L30 186H31V188H32V186H34V188H35V190L33 189V193H34V191L36 192V190H38V192L40 191L41 192V190H43L42 191V195H44V196H42V197H40V202H39V199H37V200H35V201H37V203L38 204H40L41 203V199H42V201H44L45 203V205H46V209L49 211V213H48V211H47V213H46V211H45V216L44 217H49V216H51V217H53V215H54V218L55 219H52V218H48V220L50 219H52L54 222H56V227H57V229H55L56 227L54 226V229L53 228H51L52 229V231H51V229L48 227H46L48 224H50V223H53V224H55L52 220V222L51 221H49V223H46L45 221H47V220H45V218H44V220L42 221V223L43 224H45V226L44 225H41L42 223H36L37 225H39V227L41 226H43L44 227V229H45V231L48 229V231H50L51 232V235L52 234H54V232H56V234H55V236L57 237L56 239H57V241H58V244H57V241H54L55 240V236L54 235H52V239H48L47 241H52L51 243H47V247H48V250H47V248H45L46 246H45V243H46V238L44 239V241H42L43 240V237H46V235L44 234L45 232L43 231V229H42V231L40 232V230L38 231V227H36V229H34V228H32L31 230H32V232L30 233V231H29V233L30 234H32L33 232V234L35 235L37 232H40V235H39V233H37L36 235H35V237H37L36 238V240H34L36 243H38V244H35V246L33 245V244H31L30 242H32L33 241V234H32V238H25V237H23V238H25L26 240H28V239H30V242L29 241H26V243L28 244V242L30 243V244H24V242H23V240L24 239H21V241L23 242V244L25 245V248H23L22 246V248L24 249H22L21 251H25V249L27 248L26 246H28V251H29V248H33V249H36V246H37V248H39V246L40 247H42V246H44L43 248L45 249V250H43V248H40V249H36V251L35 250H33V249H31V250H33V252L34 253H36V255H37V257H40V256H42V258H44L43 260H42V258L40 257V258H38L40 261L42 260V261H46L47 259L48 260H50L51 262H52V260H53V262L55 261H57L56 260V258H58L57 256H61L62 254H63V252H65L64 254H68L69 252H68V248H65V247H68V245L66 244L67 242L65 241L66 239H62V237H64L65 236V238H66V236L67 237H69V239H70V234H71V236H73V235H75L78 231H79V229H77V232H76V230L74 231L73 229H72V226L70 227V229L72 230H70L69 228H67L68 226V223H63L65 220V222H67V218H66V216H64V214H66V212H68L69 210H67V211H65V213H64V211H61V210H63V207L65 206L64 205V202L61 200V199H59V198H57V196L60 194V191L62 192L63 191V189H64V191L66 190V192L67 193H69V195H72V196H69V197H72L71 198V200H74V201H77V199L75 200V198H74V196H77V193H76V191L78 192V188H79V185H77L76 183H75V181L71 178L72 177V172L74 171V170H80V168L79 169H75L76 168V165H78L77 167H79L80 165H81V167H85V169H86V167H88L89 168V170L87 171V170H85L84 168L82 169L81 168V171H83V172H85V173H83V175H85V176H87L88 175V173H89V176H87L86 178H85V176H84V182L86 183L88 180V182L86 183V186H85V183L84 182H82L83 183V185H82V189H83V192H82V190H80L78 193L80 194L81 192L83 193V194H85L84 196L85 197H82L81 196V198H80V204L82 203L81 202V199L82 200H84V202L85 201H89V204H93V202H91L92 201V199H91V196L93 195V193L92 192H94V194H96L97 195V197H95L96 195H94V196H92L93 198L95 197L96 199H98L97 201H99L100 199H101V197H103L102 196V194H103V192L105 193H109L110 192V194H111V192H112V190H110L111 189V187H112V189H114L113 191H116L117 193H119L120 191H121V189L123 188L124 189V191H123V193L125 192V188H124V186L127 188V190L128 191H133V189L135 190V189H137V185L139 184V182L140 181H138V183H136L135 184V186H136V188H129V183H128V187L126 186L127 184L126 183H123V182H125V181H123L122 180V178H119V177H121V176H119L118 178L119 179H121V180H117L118 178H116V180H117V185H116V180H115V177H113V175L115 174V172H117L118 171V169L119 168H117V169H115V167L119 164V166H120V163L122 162L121 161V159H120V161L117 163L116 161H118L119 159L118 158H112L111 159V157L110 156H114L115 154H116V152H115V154L113 155V149H114V151H115V148H113V146L111 147V148H113L112 150L111 149H106V150H100V151H97L98 152V155H96L97 154V152H96V154H95V152H93V151H90L91 153L90 154H88L89 153V150L86 152V151H84L85 152V154L83 153V151H81L83 154H80L79 152L80 151H76L75 152V150L74 151H70V152H62L61 150H62V146H65V144H67L66 142L64 143V141H61L62 142V144L64 143V145H62L61 144V146H60V148H58V149H54L55 148V144L53 145V143L52 142H58V140L56 139V141H54L55 139H52V137H50L49 138V140H46V138H48L47 136H50L51 134L50 133H48L49 131V129H48V126H50V125H52L53 124V126H51V127H54V126H57V125H59L60 126V128H61V122H62V119L64 120L65 119V121H63V122H66V119H67V117L65 116L66 115V108L67 107H65L64 105H66V104H64L65 102H63L64 100H66V98H67V96H65V95H69L68 97H70L71 95L73 96V97H70L71 99L72 98H74V96L76 97V94L77 93H74V90H77V91H79L81 94H86V93H90L91 92V90H94L93 88L94 87H96L95 89H97V91L95 92H91L93 95L92 96H90V98H89V96L87 95V98H86V101L87 102H93V100L92 99H95V97L97 96V94L98 93H100L101 92V94L103 93L104 94V92L103 91H101V90H103L104 89V87L100 84V83H102L101 82V78H102V81L105 83V81H104V79H107L105 76H107L108 77V74H110L111 72L110 71H113V72H116V76L119 78V81L120 82H124V83H126L127 81L128 82H130V80L133 78L134 79V83H137L134 87H130V89H132V93H131V91H130V94H134V95H136L137 93H139V92H141L142 91V89L140 88L139 89V87H151L152 85H155L156 83L158 84V85H160L161 83H163V82H160L161 80H163V78H158L159 77V73L156 75V73H155V71H154V69L155 70H157V72H158V67L156 68V66L154 65V66H152L153 64H154V62L153 61H151V64H150V66H152L154 69H151L152 67H150L149 68V66H148V71H151L152 73H150V72H148V75L147 76H145L146 75V73H145V75H144V77H141L140 76V74L137 72V71H135L134 72V70H136V68L138 69V62L140 61V58H142V56H140L139 57V53L141 52V50L139 51V50H137L136 52H135V50L136 49H133L132 47L133 46H131L130 47V44L128 43V45L127 46H129L128 47V49L131 51L132 49V51H133V53H136L134 56H133V58L131 59L130 57H132L131 56V52L128 50V49H126L127 51L125 52V54H126V57H127V55H128V57H129V59L130 60H128V62L126 61V59H128V57L126 58L125 56H123L121 53L122 52H120V54L122 55V56H118V58L119 59H121L122 61H121V63H123V64H125V66L123 65V64H121L120 65V63H118V62H120V61H118L117 63H113V64H115V65H113V66H115L114 68H112L113 70H110L109 71V73H107V70L109 69V68H111L112 66H109L108 64V68L106 67L105 68V62H109V60H108V58L106 59V61L104 62L102 59H103V57H105V56H102L101 57V59H99V56H97L98 57V59L96 58V55H99V53L98 54H95V57L93 58V55H94V53H97L98 52V50L99 49H101L100 47H103V42H105V41H103L104 40V32H103V35H102V37H101V35H98L99 33H102V31H104V30H101L100 31V25H102V28L101 29H103V26H104V29H105V26H106V24H104L105 22H101L102 20H104V21H106L105 20V16H104V18H103V15L106 13V12H104L103 13V11L104 10H109V12L110 11H115L114 13H118V18L119 17H122L121 19L122 20H125V18H127V19H129V20H132L131 18H133V12H130V11H132V10H137L138 12H135L134 14H135V16H137L136 14L138 13V18L140 17L141 19V23L142 22H144L145 21V15H146V18H147V12L146 11H149L150 9H149V7L152 5V4H154L153 2H151ZM164 2V1H163ZM163 2H161V3H163ZM188 2H189V0H188ZM220 2H219V4H220ZM227 2V1H226ZM226 2H225V4H226ZM149 3V4H148ZM157 3V2H156ZM165 3V2H164ZM166 3H167V1H166ZM193 3V2H192ZM223 3V2H222ZM230 2H227V4H229ZM151 4V5H150ZM191 4V3H190ZM195 4H199V3H196L195 2ZM218 4V3H217ZM66 5H67V7H66ZM150 5V6H149ZM164 5H166V4H164ZM248 5V6H247ZM110 6H111V8H110ZM156 6H158V5H156ZM193 6V5H192ZM195 6V5H194ZM199 6V5H198ZM214 6V7H213ZM114 7V9L113 10H111L112 8ZM165 7V6H164ZM163 7V8H164ZM168 7V6H167ZM223 7H225V6H223ZM240 7L243 9V10H240ZM67 8L68 10H70L71 9V11L73 12V14H71V13H69V15L70 16H64L63 15V12H64V10ZM149 9V10H148ZM165 9V8H164ZM229 9V8H228ZM236 10V12H235V10ZM221 10V9H220ZM226 10V9H225ZM239 10V11H238ZM141 11V13L143 14L144 12H146V13H144V18H143V16H140V15H142L141 13H139ZM157 11V10H156ZM159 11V10H158ZM162 11V10H161ZM165 11V10H164ZM186 11H188V12H186ZM216 12H219V13H222V15L221 14H219V13H216ZM229 12V13H228ZM68 13V12H67ZM149 13V12H148ZM152 12H150L149 13V15L151 14ZM160 13V12H159ZM241 13V12H240ZM245 13V12H244ZM107 14H110V15H112L111 13H107ZM106 14V15H107ZM130 14L132 15V17H130ZM163 14V13H162ZM165 14V13H164ZM180 14H182L181 12H180V10L179 11H177V10H175V9H173V8H171V7H169L167 10H166V16L165 15H161V16H159V15H157V14H154L153 13V17H152V15H148V18L149 19H146V20H148V22H150L151 21V23H154V24H152V25H158V27L160 26V30H161V28L162 29H165V28H167V29H165V30H168L169 29V27H172V26H174L176 29L177 28H179V27H182V25L180 26V24H179V22H176L175 20H179V19H181L182 18V16L180 15ZM235 14V15H234ZM185 15V14H184ZM189 16H191V14L189 15ZM188 16V17H189ZM221 16L223 17V18H221ZM228 16V18L229 19H231L230 17ZM250 16H247V17H250ZM107 17H108V15H107ZM112 17V16H111ZM115 17H117V16H115ZM184 17V16H183ZM194 17V16H193ZM243 17V16H242ZM246 17V18H247ZM114 18V17H113ZM152 18V20H150ZM186 18V17H185ZM219 18H221L220 20H218ZM228 18L226 17L224 20H228ZM245 18V17H244ZM47 19V20H46ZM115 19V18H114ZM114 19H113V21H114ZM126 19V20H127ZM134 19H137L136 17L135 18H133V21L135 22V20ZM143 19H144V21H143ZM183 19L184 18H182V21H183ZM190 19H191V17H190ZM249 19V18H248ZM111 20V19H110ZM116 20H117V18H116ZM121 20V21H122ZM128 20V21H129ZM138 20L139 19H137V22H138ZM188 20V19H187ZM186 20V21H187ZM195 20H197V19H195ZM200 20V19H199ZM198 20V21H199ZM202 20V21H203ZM208 20V21H209ZM109 21V20H108ZM128 21H127V23H128ZM153 21V22H152ZM182 21H180V23L182 22ZM185 21V20H184ZM213 21V22H214ZM220 21V22H219ZM49 22H50V24H49ZM99 22V23H98ZM112 22V21H111ZM119 22V24H120V21H118ZM122 22H124V21H122ZM131 22V21H130ZM137 22H135V24L137 23ZM146 22V21H145ZM176 22V23H175ZM190 22V21H189ZM197 22V21H196ZM200 22V21H199ZM211 22H209L210 24H211ZM225 22V21H224ZM223 22V23H224ZM49 24V27H48V29H43L42 30V28H43V25L44 24ZM101 23V24H100ZM107 23V22H106ZM113 23H115V22H113ZM132 23V22H131ZM139 23V22H138ZM140 23V24H141ZM183 23V22H182ZM181 23V24H182ZM187 23H188V21H187ZM195 23V21H193V24ZM204 23V22H203ZM208 23V22H207ZM208 23V24H209ZM97 24L99 25V27L97 26ZM117 24V23H116ZM115 24V25H116ZM130 24V23H129ZM133 24V23H132ZM140 24L138 25L137 24V26L139 27L140 26ZM150 24V23H149ZM197 24V23H196ZM199 24V23H198ZM202 24V22L200 23V25ZM206 24V23H205ZM229 24H230V22H229ZM151 25V24H150ZM216 25V24H215ZM220 25V24H219ZM223 25H226V24H222V27H221V25H220V27H218V31H219V34H217V36L216 37H214L213 35L216 33V32H218L217 31V29L215 28V29H213L212 31H213V33H214V31H215V33L213 34V35H211V33H212V31H211V33H210V35L209 34H207L208 33V31H207V37H209L208 39H206L205 40V42H203L205 45L207 44V46H208V44L210 45L214 40L213 39H218V36L220 37V38H222V37H224V35H225V32L227 31H225L224 32V30L225 29H227L228 28V31L229 30H231V28L229 29V27H232V24H230V25H226V27L224 28L223 27ZM113 25H111V27H112ZM118 26H120V25H118ZM125 26V25H124ZM136 26V25H135ZM137 26L135 27V30L136 29H138V31L140 30V31H142L143 32V30H141L142 28H141V26H140V28H137ZM142 26L145 28V26H147V25H143L142 24ZM185 26V25H184ZM198 26V25H197ZM227 26H229V27H227ZM107 27H109V28H107V29H110V25L108 24L107 25ZM127 27H129L128 26V24H127ZM133 27H134V24H133ZM133 27H131L132 29L131 30H126V29H117V35H119V33H118V30H120V33H121V31H122V36L124 35V37L126 36V35H128L127 34V31H131L130 33H129V35H131L132 36V39H133V36H136L135 35V33H137V31L135 32L133 29ZM151 27V26H150ZM163 27H165V28H163ZM190 27V26H189ZM191 27H193V26H191ZM212 27H213V24H212ZM217 27V26H216ZM119 28V27H118ZM122 28V27H121ZM156 28V27H155ZM194 28V27H193ZM197 28V27H196ZM201 28H203L202 27V25H201ZM205 28V27H204ZM203 28V29H204ZM210 28V27H209ZM222 28V30H220V29ZM224 28V29H223ZM112 29H113V27H112ZM111 29V30H112ZM114 29H115V27H114ZM113 29V30H114ZM150 29V28H149ZM156 29H159V28H156ZM171 29V28H170ZM181 28H179V30H180ZM183 29V28H182ZM185 29V28H184ZM195 29V28H194ZM111 30H106V31H111ZM112 30V31H113ZM164 30V31H165ZM185 30H188V29H185ZM197 30V29H196ZM111 31V33H113V34H115V31L116 30H114L113 32ZM126 31V33H124V32ZM133 31V32H132ZM144 31H145V29H144ZM158 31V30H157ZM156 31V32H157ZM174 31V30H173ZM181 31V30H180ZM179 31V32H180ZM252 31V32H251ZM254 31V32H253ZM108 32L106 33V34H108ZM135 32V33H134ZM147 32V31H146ZM171 32V34H172V31H170ZM194 32V31H193ZM196 32V31H195ZM231 32V31H230ZM232 32H233V30H232ZM235 32H233V33H235ZM251 32V33H250ZM110 33V34H111ZM124 33V34H123ZM151 33H152V30H151ZM158 33L159 34H161V35H164V36H162V37H167V35H168V33H166L167 35H165V32H164V34H162V33H160V31H158ZM188 32H186V34H187ZM197 33H198V31H197ZM200 33V32H199ZM203 33V32H202ZM222 33H224L223 34V36L222 35H220V34H222ZM229 33V32H228ZM255 33V34H254ZM105 34V35H106ZM133 34V35H132ZM139 34H141V32H138V35ZM145 34V36H147L148 35V33H147V35H146V33H144ZM170 34V35H171ZM175 34H178V33H175ZM175 34H173V35H175ZM180 34V33H179ZM182 34V33H181ZM191 34V33H190ZM205 33H203V36H205L204 35ZM95 35H97L96 36V39H95ZM116 35V36H117ZM128 35V36H129ZM143 35V34H142ZM150 36H151V34H149ZM153 35V34H152ZM192 35V34H191ZM216 35V34H215ZM233 35V34H232ZM43 36V37H42ZM101 37V39L102 40H100V37ZM110 36V35H109ZM113 37H114V35H112ZM121 36V37H122ZM144 36V35H143ZM157 36H158V34H157ZM205 36V37H206ZM99 37V38H98ZM107 37V36H106ZM138 38L140 37L141 38V36L139 35V36H137ZM137 37H135V39H134V43H137V42H139L138 41V39H137ZM147 37H149V36H147ZM153 37V36H152ZM165 37V38H166ZM169 37V36H168ZM184 37H187V35L186 36H184ZM184 37H182V38H178L177 37V39H175L174 41H176V42H174V41H171V40H169L168 42L170 43V46L168 47V42H166V44H165V46H164V48H167L168 50L170 49V50H173L174 51V53L175 54H177V55H179L180 54V52L182 51L181 50V48H183L184 46H185V43L184 42H186L187 40V38L185 39ZM191 37V36H190ZM194 37H196V35L194 34ZM202 37V36H201ZM247 37V38H246ZM43 38V39H42ZM144 38V37H143ZM160 38V37H159ZM199 38V37H198ZM99 40V43H100V41H101V45L99 44V46H98V43L96 44V42H98V41H96V40ZM107 39V38H106ZM116 39V38H115ZM114 39V40H115ZM121 40H122V38H120ZM132 39H130L131 41H132ZM150 40H151V38H149ZM174 39V38H173ZM183 39H185L186 41H183ZM189 39V38H188ZM202 39V38H201ZM200 39V40H201ZM205 39V38H204ZM226 39V38H225ZM108 40V39H107ZM141 40L142 39H140V43H141ZM157 40V39H156ZM163 40V39H162ZM166 40H167V38H166ZM165 40V41H166ZM195 40V39H194ZM194 40H193V42H194ZM196 40H197V38H196ZM200 40H199V42H200ZM111 41V40H110ZM113 41V40H112ZM124 41V40H123ZM137 41V42H136ZM155 41V40H154ZM161 41V40H160ZM164 41V40H163ZM162 41V42H163ZM190 41V40H189ZM192 41V40H191ZM198 41V40H197ZM202 41H204V40H202ZM234 41V40H233ZM109 42V41H108ZM118 42H120V41H118ZM133 42V41H132ZM131 42V43H132ZM150 42V41H149ZM157 42H159V40L157 41ZM172 42H174V44L175 45H171V44H173ZM199 42H197V45H196V43L195 44H193L192 46H198V45H200V43ZM110 43V42H109ZM112 43V42H111ZM110 43V44H111ZM120 43H122V42H120ZM123 43H126V40L123 42ZM145 43H146V41H145ZM156 42H154V44H155ZM165 43V42H164ZM191 43V42H190ZM222 43H223V41H222ZM113 44V43H112ZM127 44V43H126ZM125 44V45H126ZM146 44H148V43H146ZM152 44V43H151ZM154 44H152V45H154ZM160 44V43H159ZM159 44H157V45H159ZM187 44V43H186ZM189 44V43H188ZM217 44V43H216ZM220 44V43H219ZM65 45L67 46V48L65 47ZM133 45V44H132ZM141 45H142V43H141ZM156 45V44H155ZM156 45V46H157ZM184 45V46H183ZM212 45V44H211ZM222 45V44H221ZM122 46V45H121ZM156 46H154V52H155V47ZM188 46V45H187ZM191 46V45H190ZM202 46V45H201ZM220 46V45H219ZM97 49H96V48ZM136 47V46H135ZM142 47V46H141ZM140 47V48H141ZM198 47H200V46H198ZM198 47H194L193 48V50L194 49H196V48H198ZM214 47V46H213ZM223 47V49H221L220 47V51L222 52V50H224L225 48ZM228 47V48H227ZM254 47V48H253ZM127 48V47H126ZM132 48V49H131ZM140 48H138V49H140ZM143 48H145V47H143ZM152 48H153V46H152ZM163 48V49H164ZM185 48H187V47H185ZM203 48L205 49V46H203ZM219 48H218V50H217V52H216V54L219 52ZM248 48V47H247ZM94 49L97 51H94ZM103 49V48H102ZM101 49V53L103 54V50ZM118 49H120V48H118ZM151 49V48H150ZM210 49V48H209ZM226 49L224 50V52L226 51ZM252 49H254V50H252ZM147 50V49H146ZM152 50V49H151ZM158 50V49H157ZM168 50H166V51H168ZM193 50H191V52H188V55H189V53H190V55L188 56L189 57V59L191 58V62H193L192 60H194V62L193 63H196L197 65H193L194 66V68H196L197 67V69H194V70H196V73H195V71L194 72H192L189 76H182L181 78L182 79H180V78H178L179 80H177V82H178V84L177 85H179V84H183L184 82H186L185 84H187L188 85V83H187V81H189L190 79L192 80V79H197L198 80V78H199V81H195V83H196V89H194L193 88V90H191L190 91V94H194V96L196 95V92H197V95H198V97L196 96V99L198 100V98H199V100L201 99V101H203L202 100V95H205V94H203V92H199L198 93V91H200V90H198V86L200 85V78L201 77H203V79H202V81H201V84L203 85H207V83L210 85L211 83H213L214 85H212V87L214 86L215 88H216V84L214 83L215 82V80H213V77H210V75L209 74H212L213 75V72H210V70H208V68L205 66L206 65V62L208 61V59H209V57H207V51H205L206 53H203V51L201 50L200 51V49H196V51L197 52H195V51H193ZM233 50V49H232ZM242 50V51H243ZM256 50H257V52L258 53H256ZM94 51V52H93ZM100 51V50H99ZM119 51H121V50H119ZM130 53H129V52ZM150 51V50H149ZM160 51V50H159ZM186 51V50H185ZM188 51V50H187ZM199 51L202 53V54H204V56L201 54V53H199ZM235 51V50H234ZM246 51H247V49H246ZM249 51V50H248ZM6 54H5V53ZM160 52H162L163 54H164V52L163 51H160ZM171 52V51H170ZM212 52V54H210L211 55V57H212V55H215V53L213 54V51H211ZM243 52H245V51H243ZM242 52V53H243ZM1 53H4L5 54V56H4V54H2L3 56H1ZM100 53V54H101ZM115 53H117V52H115ZM124 53V52H123ZM133 53H132V55H133ZM142 53V52H141ZM151 53V52H150ZM182 53V52H181ZM210 53V52H209ZM220 53V52H219ZM241 53V54H242ZM111 54V53H110ZM143 54V53H142ZM142 54H140V55H142ZM145 54V53H144ZM152 54V53H151ZM159 54V53H158ZM221 54V53H220ZM230 54H231V52H230ZM229 54V55H230ZM240 54V53H239ZM249 53H247V55H248ZM257 54H259V55H257ZM108 55V54H107ZM112 55H114V54H112ZM150 55V54H149ZM153 55V54H152ZM161 55V54H160ZM169 55V54H168ZM174 55V54H173ZM196 55V56H195ZM205 55H206V58H204L205 57ZM232 55V54H231ZM245 55V54H244ZM252 55H253V53H252ZM101 56V55H100ZM109 56V55H108ZM174 56H176V55H174ZM181 56V55H180ZM183 56H184V54H183ZM182 56V57H183ZM216 56V55H215ZM4 59H3V58ZM6 57V58H5ZM110 57H112V56H109V58ZM143 57H145L144 55H143ZM146 57H148V56H146ZM150 57V56H149ZM157 57V56H156ZM185 57V56H184ZM214 57V56H213ZM238 57V56H237ZM258 57H260V58H258ZM123 58H125V62L126 63H124V60H123ZM229 58V57H228ZM233 58H235V57H233ZM244 58V57H243ZM246 58H249L248 56L246 57ZM112 59H116L117 60V58H115V56H114V58H112ZM153 59V58H152ZM170 59V58H169ZM174 59V58H173ZM182 59H184V58H182ZM197 59V60H196ZM211 59V58H210ZM215 60H216V57L214 58ZM99 60V61H98ZM102 60V61H101ZM105 60V59H104ZM142 60V59H141ZM148 60H149V58H148ZM213 60V59H212ZM238 60V59H237ZM98 61V62H97ZM110 61L112 62V60H111V58H110ZM146 61V60H145ZM154 61H157V60H154ZM164 61V59L162 60V62ZM167 61V60H166ZM175 61V60H174ZM183 61V60H182ZM101 62H103V63H101ZM115 62V61H114ZM142 62V61H141ZM147 62V61H146ZM153 62V63H152ZM161 61H159V62H156V63H159V65L161 64L160 63ZM189 62H190V60H189ZM190 62V63H191ZM246 62V61H245ZM98 63L99 65L98 66H96L95 67V65ZM143 63V62H142ZM165 63V62H164ZM192 63V64H193ZM231 63V62H230ZM102 64V65H101ZM147 64H149V62L147 63ZM163 64V63H162ZM186 64V63H185ZM189 64V63H188ZM211 64V63H210ZM223 64V63H222ZM225 64V63H224ZM247 64V63H246ZM111 65V64H110ZM144 65V64H143ZM158 65V64H157ZM218 65H220V64H218ZM100 66H101V70H100ZM103 66H104V68H103ZM118 66V67H117ZM134 66H136V68L134 67ZM162 66V65H161ZM190 66V65H189ZM226 66V65H225ZM228 66V65H227ZM233 66V65H232ZM94 67H95V69L96 68H98L96 71H95V69H94ZM135 68L134 70L132 69V68ZM144 67H145V65H144ZM104 69V71H103V69ZM161 68V67H160ZM190 68V67H189ZM206 68V69H205ZM219 68V67H218ZM222 68V67H221ZM223 68H224V66H223ZM140 69V68H139ZM151 69V70H150ZM162 69V68H161ZM246 69V70H245ZM248 69V70H247ZM98 70H100V71H98ZM116 70V71H115ZM209 71V73L208 72H206V71ZM218 71H219V69H217ZM232 70V69H231ZM231 70H230V72H231ZM214 71V70H213ZM234 71L235 70H233V73H234ZM238 71V70H237ZM242 71H246V73L244 74ZM248 71H250V72H248ZM96 72H97V74L98 75H100L101 76V74H102V77H100V76H98L97 74H96ZM105 72V74H103ZM166 72V69H165V71H164V73ZM215 72H217V71H215ZM163 73V72H162ZM187 73V72H186ZM222 73V72H221ZM232 73V72H231ZM248 73H250V74H248ZM95 74H96V76H98L99 77V84H97V77L95 76ZM183 74H185V71L183 72ZM188 74H189V72H188ZM201 74H202V76H201ZM219 74V73H218ZM244 74V75H243ZM112 75H114V74H112ZM113 76L114 78L116 77V76ZM125 75V76H124ZM126 75H127V77H126ZM167 75V74H166ZM169 75V74H168ZM193 75V76H192ZM207 75L210 77H208L207 78ZM217 75V74H216ZM220 75H222V74H220ZM219 75V76H220ZM232 75H234V74H231V76H230V79H231V77H232ZM247 75H251L250 77L249 76H247ZM103 76H104V78H103ZM131 76H133V77H131ZM154 76V77H153ZM155 76H158L157 77V80L156 79H153V78H155ZM177 76H179V75H177ZM205 76V77H204ZM247 76V77H246ZM122 77V78H121ZM129 77H131L130 79H129ZM141 77V78H140ZM162 77H163V74H162ZM222 77V76H221ZM109 78V77H108ZM127 78V79H126ZM205 78V79H204ZM97 79V80H96ZM122 79H124V81H122ZM160 79V80H159ZM166 79H168V78H166ZM174 79V78H173ZM207 79V80H206ZM218 79V78H217ZM216 79V80H217ZM93 80H94V82H93ZM110 80V79H109ZM127 80V81H126ZM156 80V81H155ZM190 80V83L192 82ZM204 80V81H203ZM221 80V79H220ZM219 80V81H220ZM6 81V82H5ZM118 80L116 81V83H113L112 85L113 86H115V88H118V87H116L118 84H117V82H119ZM154 81V82H153ZM158 81V82H157ZM206 81V82H205ZM212 81H214V82H212ZM230 81V80H229ZM115 82V81H114ZM119 82V83H120ZM165 82V81H164ZM181 82V83H180ZM183 82V83H182ZM218 82V81H217ZM238 82V83H237ZM256 84H255V83ZM134 83H132V85H134ZM168 83V82H167ZM192 83H194V81L192 82ZM197 83H199V84H197ZM206 83V84H205ZM261 83L263 84V85H261ZM10 84V85H9ZM95 84H97L96 86H93V85H95ZM103 84V83H102ZM111 84V83H110ZM116 84V85H115ZM166 83H164L163 84V86L165 85ZM248 84L250 85V87L248 86ZM2 85V84H1ZM0 85V86H1ZM99 85L101 86L100 88H102L101 90H100V88H99ZM127 85V84H126ZM157 85V86H158ZM162 85V84H161ZM160 85V86H161ZM194 85V84H193ZM223 85V84H222ZM253 85H255V86H253ZM97 86H98V88H97ZM156 86V85H155ZM162 86V87H163ZM166 86V85H165ZM184 86V85H183ZM188 86H190V85H188ZM93 87V88H92ZM109 87V86H108ZM145 87V88H146ZM159 87V86H158ZM157 87V88H158ZM162 87H161V89H162ZM167 87V86H166ZM180 87V86H179ZM178 87V88H179ZM187 87V86H186ZM211 87V88H212ZM213 87V88H214ZM222 87H224V86H222ZM226 87V86H225ZM251 87H255V88H251ZM111 89H114L113 87H110ZM128 88V87H127ZM169 88V87H168ZM210 88V86H209V90H210V93H209V95H211L212 93H214L215 94V88L213 89H211ZM217 88H218V85H217ZM217 88H216V92H218V90H220V86H219V88H218V90H217ZM87 91V92H85V90ZM88 89V90H87ZM105 89H107L106 87H105ZM109 89V88H108ZM108 89L105 91L106 93L108 92ZM123 89V88H122ZM134 89V90H133ZM141 90V91H139V90ZM148 89V88H147ZM160 89V88H159ZM166 89V88H165ZM177 89V88H176ZM185 89V86H184V88H183V90ZM189 89H191V88H189ZM207 89V88H206ZM83 90H84V92H83ZM136 90H138V92L137 93H135V91ZM143 90H144V88H143ZM181 90V89H180ZM194 90H196V92L194 91ZM198 90V91H197ZM213 90V91H212ZM231 90V91H232ZM59 91V92H58ZM100 91V92H99ZM115 91H116V89H115ZM176 91H178V90H176ZM186 91V90H185ZM192 91H194V92H192ZM231 91H229V92H231ZM262 91V90H261ZM52 92H54V94L52 93ZM58 92V102L60 101V103H58L57 101H56V99L57 98H52L53 97V95H55L56 93ZM74 93V94H71V93ZM76 92V91H75ZM121 92H125L124 90L122 91H120L119 93H117V95L116 96H118V94H120ZM156 92V91H155ZM154 92V93H155ZM187 92V91H186ZM192 92V93H191ZM209 92V91H208ZM212 92V93H211ZM225 92V91H224ZM227 92V91H226ZM263 92H264V90H263ZM91 93L89 94V95H91ZM106 93L104 94V96H103V94L101 95V94H98V96L100 97V98H98L99 100V102H100V100H102L103 99V97H105V95H106ZM127 93V94H126ZM126 93H123V94H125V95H123V94H121V95H119V96H121V99H122V95L123 96H128L129 95V92H126ZM160 93V92H159ZM164 93V92H163ZM162 93V94H163ZM200 93H202V94H200ZM113 94V93H112ZM140 94V93H139ZM179 94H181L180 92H179ZM192 94V95H193ZM208 94V93H207ZM207 94H206V96H207ZM214 94L213 95H211V97H213L214 96ZM251 94V95H250ZM254 94V93H253ZM46 95H48V96H46ZM51 95H52V97H51ZM85 95V96H86ZM115 95V94H114ZM113 95V96H114ZM138 95V94H137ZM149 95H151V94H149ZM155 95V94H154ZM166 95V94H165ZM209 95L207 96L208 98H209ZM215 95H217V94H215ZM228 95V94H227ZM263 95V97H264V94H262ZM262 95H261V97H262ZM61 96H62V98L63 99H61ZM63 96H65V99H64V97ZM94 96V97H93ZM119 96L118 97H116V98H119ZM152 96V95H151ZM189 96V95H188ZM201 98H200V97ZM205 96V97H206ZM226 96V95H225ZM237 96V95H236ZM42 99H44V101H45V105L43 104V106H45L46 107V105H47V103H48V101H50L49 103H48V105H47V107L50 105V104H52V105H50L49 107H51V108H49V109H51V111H52V109H53V105L56 103V104H58V109L57 110H59L60 111V109H62L61 111H60V113L62 114H64L65 113V115L64 116H62V115H60V116H62V117H66V118H62V119H60V118H56L58 121H56V119L54 120V119H52V120H50L51 122H49V120L47 119V122H46V120H45V118L43 117L44 116V114L46 115V113H44V111L42 110V108L43 107H40V108H38V110H37V104H39L40 102V99L41 98ZM45 97H47V98H45ZM81 97H83V96H81ZM109 97V96H108ZM148 97V96H147ZM152 97H154V96H152ZM165 97V96H164ZM186 97V96H185ZM205 97H203V99H204V101L201 103V102H198V103H195V104H197V106H198V104L199 103H201L200 104V106H203L202 104H206V102H207V100H206V98ZM210 97V98H211ZM222 97V96H221ZM231 97H232V95H231ZM231 97H229L230 99L229 100H233V99H231ZM260 96H259V99L261 98ZM262 97V98H263ZM89 98V99H88ZM102 98V99H101ZM107 98V97H106ZM106 98H104V102H105V99ZM149 98V97H148ZM147 98V99H148ZM171 98V97H170ZM238 98V97H237ZM46 99H47V101H46ZM61 99V100H60ZM91 99V100H90ZM108 99V98H107ZM110 99H114L115 100V97L113 98H110ZM178 99V98H177ZM179 99H180V97H179ZM219 99V98H218ZM228 99V98H227ZM238 99H240V98H238ZM39 100V101H38ZM83 100H85V97H83ZM82 100V101H83ZM113 100V101H114ZM161 100V99H160ZM166 100V99H165ZM184 100V99H183ZM193 100H195V98L193 99ZM198 100V101H199ZM224 100V99H223ZM261 100V99H260ZM263 100H264V98H263ZM43 101V100H42ZM43 101V102H44ZM52 101H55V102H52ZM108 101V100H107ZM107 101H106V103L105 104H107ZM111 101V100H110ZM118 101H119V99H118ZM128 101V102H127ZM126 102L128 103H126L128 106H129V101H131V100H127ZM135 101V100H134ZM134 101H132V102H134ZM163 101V100H162ZM161 101V102H162ZM179 102H180V100H178ZM225 101H227V100H225ZM47 102V103H46ZM61 102H63V103H61ZM77 102V101H76ZM84 103H85V101H83ZM95 102V101H94ZM98 102V103H99ZM112 102V101H111ZM131 102V103H132ZM160 102V101H159ZM165 102V101H164ZM182 102V101H181ZM241 102V103H242ZM258 102V101H257ZM97 103V102H96ZM108 103H110V102H108ZM114 103V102H113ZM113 103H110V104H113ZM124 103V102H123ZM122 103V104H123ZM130 103V104H131ZM163 103V102H162ZM184 103V102H183ZM216 103H218L219 104V102H218V100H217V102H211V104L209 103V105H211V108H210V106H208V108H206L205 109V107L203 106V108L205 109V110H203V113H202V110H200L201 112L200 113H202V114H200V113H198L199 115H202L203 116V118H204V120H206V118H207V123H208V121H210L211 123H214V124H216V122H214V121H216V120H220V122H219V125H221V127H223L222 128V130L220 131V128L219 129H217V130H219V131H215L214 129H213V131H212V129H210L211 130V133H209L208 135H205L204 133H200L201 132V130L200 131H195V132H191V131H188V129H190V127H188V128H186L185 130H187L186 131V134H184V135H182L181 134V136L180 137H182L183 136V143H185V141L187 140V139H189L190 138V136H192V138L193 137H195V139H197V141L196 140H193L194 142L191 144V151H192V157L189 159L188 157H186V158H184V157H182L181 156V154H182V150H183V148L184 147H175L174 149H171L170 147V152H168L167 153V151H165L166 153H161V152H159L157 155H155L158 159L157 160H159V159H161L160 161H163V165L165 166V168H166V165L168 166L170 163H175L176 161H179V162H181L180 164L182 165V167H181V171H182V174H183V172L185 173V177H184V175L182 176V177H184V178H182V179H180V180H177V179H174L173 177L172 178H170V177H168V176H166V180L167 181H165V176L164 177H161L160 178V182L161 183H159L158 181V179H156V181H157V183L158 184H167V186H162V185H158L157 184V186H161L160 187V190L162 189V188H164V189H166L168 186L170 187V189L172 188V189H176L177 188V186L179 187L180 186V184H181V187L182 186H184L185 188H187V190H186V192L188 191V188H189V193H190V191L193 189L194 190V192H192V195H194L193 193H200L201 195H203L202 197H204V196H206V197H211L212 198V196H214L215 194H216V192H218L220 189L219 188H221V187H219L218 188V186L219 185H221L222 183L220 182L221 180V177L223 178V176H224V172L221 170V167H220V164H219V160L218 159H216V158H213V159H211L212 157H214V154L212 153L211 154V152H212V150L210 151V149H212L213 148V151H217V150H219L220 152H219V154L221 155V154H224L225 152H224V150L230 145V143H229V141L231 142V145H233L236 149H237V146H238V149L239 150H241V148L243 147V149H244V147L246 148V149H248V145H250L251 143H255L256 141H257V143L259 142V141H262L261 143H263V148H260V146H259V149L261 150L259 153H261V154H263L264 153V113L263 112H258L257 110L256 111H250L249 112V115L248 114H246V116L245 117H242L243 115H241L240 116V112L239 111H237V112H239L238 114L239 115H237V114H235V115H237L236 116V121H237V124L236 125H234L235 126V129L237 130H235V129H231V127H230V125H229V123L226 125L225 124V121L226 122H228L227 120H224V122H223V118H225V116H223V114L224 115H226L227 113L230 115H226L227 116V118H234L235 117V115H234V113H233V111H231V110H233L234 108H237V106L236 105H234L233 104V106H232V102L230 103V102H228L229 103V105L228 106H230V107H228V108H225V106H223V105H220L219 104V106H218V108H217V106H216V109H215V107L213 106V108H212V105H214V104H216ZM235 103V102H234ZM244 103H243V105H244ZM260 103V102H259ZM262 103V102H261ZM55 104V105H56ZM60 104H62V105H60ZM64 104V105H63ZM86 104V103H85ZM102 104H103V102H102ZM121 104V103H120ZM120 104H118V102H117V104H115L114 106L115 107H117V108H115L116 109V111H120V110H117V109H119L120 107L121 108H123L124 109V111H125V109L126 108H124L123 106H122V104L120 105ZM125 104V103H124ZM133 104H135V103H132L131 104V106L133 105ZM204 104V105H205ZM264 104V103H263ZM10 105V106H9ZM39 105H41V104H39ZM60 105V106H59ZM84 105V104H83ZM90 105V104H89ZM95 105V104H94ZM125 106V107H127V110H126V112H125V114H123L124 116H123V119H125V117H127L128 115H130L128 118H130V117H132V114L134 113L133 111H132V109H133V107H131L129 110H128V106ZM135 105H137V102H136V104ZM162 105V104H161ZM166 105V104H165ZM185 105V104H184ZM9 106V107H8ZM42 106V105H41ZM66 106H68V105H66ZM92 106V105H91ZM95 106H97V105H95ZM94 106V107H95ZM103 106V105H102ZM107 106H108V104H107ZM119 106V107H118ZM138 106V105H137ZM164 106V105H163ZM196 106V105H195ZM200 106H199V108H200ZM220 106H222V107H220ZM235 106V107H234ZM254 106V105H253ZM258 106V105H257ZM11 107V108H10ZM44 107V108H45ZM46 107V108H47ZM55 107V106H54ZM61 107H63V108H61ZM70 107V106H69ZM99 107V106H98ZM104 107H105V105H104ZM130 107V106H129ZM166 107V106H165ZM193 107V106H192ZM225 108V111L226 112H224V108ZM251 107H252V105H251ZM8 108L10 109V110H8ZM23 108H25L24 110H23ZM103 108V107H102ZM112 108V107H111ZM110 108V109H111ZM120 108V109H121ZM184 108H186V107H184ZM183 108V109H184ZM189 108V107H188ZM198 108V107H197ZM196 108V109H197ZM199 108H198V111H199ZM220 108H222V109H220ZM232 108V109H231ZM7 109V111H4V110H6ZM41 110V112H42V114H43V116H42V114H41V112H40V110ZM48 109V110H49ZM55 109H56V107H55ZM55 109H53V110H55ZM65 109V110H64ZM113 109V108H112ZM112 109H111V111H112ZM135 109V108H134ZM179 109V108H178ZM193 109V108H192ZM200 109H202V107L200 108ZM209 109H213V116L215 115L214 114V110L216 111L215 113H216V115L214 116V118L215 117H219L218 119H215L214 120V118H213V116H212V118H210L209 120H208V117H210L211 115H207L206 113H209V112H212L211 110L209 111V112H207ZM221 110V113H219L220 112V110ZM226 109H229L230 110V112L231 113H229ZM261 109H262V107H261ZM21 110H23V111H21ZM104 110V109H103ZM107 110H109V108L107 109ZM187 110V109H186ZM65 111V112H64ZM99 111V110H98ZM105 111V110H104ZM104 111L102 112V114L104 113ZM123 111V112H124ZM131 111L133 112L132 114H130L131 113ZM135 111V110H134ZM184 111V110H183ZM223 111V112H222ZM235 111H236V109H235ZM46 112V111H45ZM49 112V111H48ZM106 112V111H105ZM121 112V111H120ZM177 112H178V110H177ZM191 112H193V111H191ZM236 112V113H237ZM53 113V112H52ZM111 113V112H110ZM156 113V112H155ZM160 113V112H159ZM186 113V112H185ZM219 113V114H218ZM233 113V114H232ZM59 114V113H58ZM109 114V113H108ZM113 114L114 113H111V115L110 116H113ZM118 114V113H117ZM122 114V113H121ZM139 114V113H138ZM137 114V115H138ZM152 114V113H151ZM164 114V113H163ZM190 114H192V113H190ZM189 114V115H190ZM211 114V113H210ZM222 114V115H221ZM40 115V117H38ZM104 115V117H106V115L105 114H103ZM102 115V116H103ZM114 115H116V114H114ZM134 115H136L135 113H134ZM134 115H133V117H134ZM176 115V114H175ZM178 115V114H177ZM185 115V114H184ZM207 115V116H206ZM234 117H233V116ZM47 118H48V113H47ZM50 116H52L51 115V113H50ZM59 116V117H60ZM118 116V115H117ZM167 118L169 117V116H167V115H165ZM164 115H163V117H165ZM183 116V115H182ZM223 118H222V117ZM42 117V118H41ZM53 117H55V116H53ZM114 117V116H113ZM247 117V118H246ZM34 119L35 120V118H38V119H40V120H38L37 119V122L35 123V122H29V121H32V119ZM85 117H83V119H81V120H83V121H79L80 122V124H82V126L83 127H81V129L82 128H86V126H87V118H85ZM90 118V117H89ZM94 117H92V119L90 118L89 120H91V122L93 121H95V122H97V123H91L92 125H91V128H95V127H97V125L96 124H99L100 122H99V119L98 120H94L93 119ZM120 118H121V116H120ZM170 118H171V116H170ZM173 118V117H172ZM182 118V117H181ZM184 118V117H183ZM202 118V117H201ZM202 118V119H203ZM246 118V119H245ZM29 119V120H28ZM41 119H43V120H45V122H46V124L44 125L45 127H43V128H47V130L45 129L44 131H42V127L40 128V126L39 125H37V123H38V121H40L39 123L41 124L42 122H41ZM106 119V118H105ZM111 119H114V118H111ZM116 119V118H115ZM114 119V120H115ZM118 119V118H117ZM169 119V118H168ZM187 119V118H186ZM189 119V118H188ZM200 119V118H199ZM235 119H233L234 120V122H235ZM78 120L79 119H76V121L78 122ZM86 120V121H85ZM101 120V119H100ZM103 120V119H102ZM119 120H121V119H118L117 120V124H118V121ZM165 120H167V119H165ZM178 120H180V119H178ZM214 120V121H213ZM61 121V122H60ZM122 121V120H121ZM181 121V120H180ZM193 121V120H192ZM191 121V122H192ZM213 121V122H212ZM232 121V120H231ZM29 122V123H28ZM72 122H74V120L72 121ZM72 122H70V124L72 123ZM79 122H78V124H79ZM107 123H108V121H106ZM105 122V123H106ZM111 122H112V120H111ZM154 122V121H153ZM152 122V123H153ZM156 122H157V120H156ZM166 122H168V121H166ZM176 122V121H175ZM178 122V121H177ZM187 122V121H186ZM198 122V121H197ZM206 122V121H205ZM209 122V123H210ZM222 122V123H221ZM30 123H32L31 125H30ZM35 123V124H34ZM56 123H58L57 125H55ZM66 123H68V120H67V122ZM84 123V124H83ZM87 123V124H86ZM114 123V122H113ZM172 123H174V122H172ZM210 123V124H211ZM221 123V124H220ZM225 125H224V124ZM34 124V126H32ZM79 124V125H80ZM86 124V125H85ZM93 124H94V126H93ZM110 123H108V125H109ZM115 124V123H114ZM194 124V123H193ZM201 124V123H200ZM205 124V123H204ZM209 124V125H210ZM234 124V123H233ZM10 127V129H8V126ZM27 125H30V126H27ZM38 127H37V126ZM101 125V123L98 125V126H100ZM103 126H105L104 125V123L102 124ZM111 125H113L112 123H111ZM110 125V126H111ZM158 125V124H157ZM156 125V126H157ZM174 125V124H173ZM185 125V124H184ZM188 125H191V124H188ZM187 124H186V126H188ZM198 125V124H197ZM207 125V124H206ZM213 124H211L210 126L211 127H213L212 126ZM37 127V128H40L39 129V131L37 130L36 131V129H34V127ZM58 126V127H59ZM63 126V125H62ZM71 126H73V125H71ZM130 126V125H129ZM132 126V125H131ZM137 126V125H136ZM135 126V127H136ZM155 126V125H154ZM181 126H182V124L180 125V128H181ZM202 126V125H201ZM231 126H232V124H231ZM234 126H232V128L234 127ZM237 126V127H236ZM6 127V128H5ZM27 127H29V128H27ZM35 127V128H36ZM74 127V126H73ZM78 127V126H77ZM88 127V126H87ZM89 127H90V125H89ZM89 127L87 128V129H89ZM133 127V126H132ZM170 127H171V125H170ZM194 127V126H193ZM14 128V132L16 133L17 131V133L16 134H14L13 132H10V131H12V129ZM31 128H33L34 129V135H36L37 133V137L38 138H40L39 136L41 135V137L43 138V136H44V133L45 132H47V133H45L47 136H45L46 138H45V140L47 141L46 142V144L47 143H49V142H51L52 144H48L49 146L50 145H53L52 147L50 146V148H48V150H46V151H51V152H53L52 150H54V152L56 151V150H58V151H56V153H51L50 154V162H53V159H54V162H56L57 160L58 161H60V162H56V163H60V165L61 166H63V167H66L68 170H67V172H68V174H69V176H70V178L69 179H71V180H69V181H67V176L65 175V174H61V173H58V171H56V173H55V171H52V173H54L53 174V177H52V179H49L48 180V178H47V175H49V173L48 172H46V169H44L43 167H44V165L43 164H45L44 163V159L46 160V158H45V156L43 157V154H45V152L41 155V154H39V155H41V156H39V158H41V159H39V158H37L38 157V155H34L33 154V150H31L32 151V154L30 155V153H31V151H30V149H33L34 147H35V149H38V147L41 145V139H38L37 137H35L34 139L35 140H37V141H34V139L33 138H31V137H29L30 136V132H29V130L31 131V130H33V129H31ZM103 128V127H102ZM179 128V129H180ZM184 128H185V126H184ZM79 129V128H78ZM98 129V128H97ZM100 129H101V127H100ZM100 129H98V131L100 130ZM111 129H113V127L111 128ZM137 129H138V126H137ZM136 129V130H137ZM155 129V128H154ZM172 129V128H171ZM182 129V128H181ZM180 129V130H181ZM193 129V128H192ZM8 130H10V131H8ZM41 130V131H40ZM86 130V129H85ZM84 130V131H85ZM108 130H109V128H108ZM176 130V129H175ZM235 130V131H234ZM27 131H28V133H29V135H28V133H27ZM74 131V130H73ZM95 131V130H94ZM105 131V130H104ZM131 131V130H130ZM139 131H141V130H139ZM193 131V130H192ZM232 131H234V132H232ZM10 132V133H9ZM32 132V131H31ZM35 132H37V133H35ZM91 132V131H90ZM138 132V131H137ZM148 132V131H147ZM158 132V131H157ZM162 132V131H161ZM168 132V131H167ZM236 132V133H235ZM27 133V134H26ZM39 133H42V134H39ZM81 133V132H80ZM86 135L87 134H91V133H88L87 131L86 132H84ZM128 133H130V132H128ZM136 133V132H135ZM172 133V132H171ZM179 133V132H178ZM181 133V132H180ZM179 133V134H180ZM233 133V134H232ZM124 134H127V133H124ZM146 134V133H145ZM147 134H149V132L147 133ZM157 134H159V133H157ZM168 134V133H167ZM229 134H230V136H229ZM239 134V135H238ZM20 135H21V132H20ZM26 135L28 136V138L26 137ZM43 135V136H42ZM82 135H84V134H82ZM80 136V137H82L83 138V136ZM123 135V134H122ZM142 135V134H141ZM161 135V134H160ZM166 135V134H165ZM173 135H174V131H173ZM240 135H242V136H240ZM12 136V137H11ZM15 136V137H14ZM31 136H33V134L31 135ZM68 136V135H67ZM154 136V135H153ZM156 136V135H155ZM169 136V135H168ZM176 136V135H175ZM11 137V138H10ZM70 137V136H69ZM91 137V136H90ZM92 137H93V134H92ZM91 137V138H92ZM122 137V136H121ZM148 137V136H147ZM166 137V136H165ZM169 137H171V136H169ZM66 138V137H65ZM87 138H88V136H87ZM143 138V137H142ZM151 138V137H150ZM159 138V137H158ZM174 138V137H173ZM177 138H178V136H177ZM44 139V138H43ZM64 139V138H63ZM85 139V141H86V138H84ZM88 139H90V138H88ZM121 139V138H120ZM156 139V138H155ZM163 139V138H162ZM165 139V138H164ZM243 139H245V140H247V142L244 144V142L243 143H241V141L243 140ZM5 140H7V138H5ZM51 140V141H50ZM67 140H71V139H67ZM97 140H98V138H97ZM124 140V139H123ZM127 140V139H126ZM148 140H149V137H148ZM161 140V139H160ZM179 140V139H178ZM3 141V142H2ZM12 143H11V142ZM84 141V140H83ZM90 141V140H89ZM93 141H96L94 138H93ZM176 141H177V139H176ZM7 142H9V143H7ZM19 142V143H18ZM35 142V143H34ZM38 142H40L39 143V145H38ZM43 142V141H42ZM92 142V141H91ZM117 142V141H116ZM119 142H122V139H121V141L119 140ZM143 142V141H142ZM155 142V141H154ZM166 142V141H165ZM168 142V141H167ZM174 142H175V140H174ZM179 142H180V140H179ZM90 143V142H89ZM94 143V142H93ZM150 143V142H149ZM153 143V142H152ZM161 143V142H160ZM169 143H170V141H169ZM183 143H181L180 142V144L179 145H183ZM187 143H189V142H187ZM227 143H229V144H227ZM261 143H259V144H261ZM9 144V145H8ZM22 144V143H21ZM28 144H30L31 146L33 145V144H35V145H38V147H36L35 145H33V148L31 147V148H29L28 146ZM115 144V143H114ZM117 144V143H116ZM165 144V143H164ZM0 145V147H2ZM23 146H24V144H22ZM155 145V144H154ZM161 145H162V143H161ZM160 145V146H161ZM172 145H173V142H172ZM177 145H178V143H177ZM185 145H186V143H185ZM255 144H251L250 146L251 147H249V148H252V146H254ZM258 145V144H257ZM117 146V145H116ZM152 146V145H151ZM159 146V147H160ZM166 146H169V145H166ZM171 146V145H170ZM174 146V145H173ZM184 146V145H183ZM20 149H19V148ZM44 147V146H43ZM45 147H47L46 145H45ZM44 147V148H45ZM62 147V148H61ZM120 147H121V145H120ZM155 147V146H154ZM154 147H153V151H154ZM189 147H190V145H189ZM57 148V147H56ZM157 148V147H156ZM162 148V147H161ZM163 148H164V146H163ZM255 148V147H254ZM14 149V150H13ZM51 149V150H50ZM59 149H60V151H59ZM119 149V148H118ZM122 149V148H121ZM120 149V151H119V153L122 151ZM133 149V148H132ZM131 149V150H132ZM151 149V148H150ZM149 149V150H150ZM185 149V148H184ZM189 149V150H190ZM203 150V153L202 154H200L199 152H198V150ZM259 149H258V151H259ZM9 150V149H8ZM110 150V151H109ZM134 150V149H133ZM157 150V149H156ZM156 150H155V152H156ZM163 150V149H162ZM197 150V151H196ZM205 150H208V152H205ZM229 150V149H228ZM250 150V152L252 151L251 149H249ZM13 151V152H12ZM16 153H15V152ZM45 151V150H44ZM95 151V150H94ZM103 151H105V153L103 152ZM130 151V150H129ZM140 151V150H139ZM145 151V150H144ZM152 151V150H151ZM190 151V152H191ZM238 151V150H237ZM246 151V150H245ZM6 153H7V151H5ZM22 152V154H20ZM72 152V153H71ZM74 152V153H73ZM102 152V153H101ZM112 152V153H111ZM164 152V151H163ZM186 152V151H185ZM184 152V153H185ZM187 152H188V150H187ZM189 152V153H190ZM223 152V153H222ZM243 152V151H242ZM6 153H4L3 155H1L0 156V158H1V161H2V159L3 158H6ZM13 153H15V154H17L16 156H14V154ZM23 153H25V155L23 154ZM29 153V154H28ZM57 153H59V154H61V153H65V154H62V156L64 157V155H65V157L63 158L62 156H61V158H60V155L59 154H57ZM67 153V154H66ZM79 153V154H78ZM100 153V154H99ZM118 153V154H119ZM151 153V152H150ZM216 153V152H215ZM218 153V152H217ZM216 153V154H217ZM12 154V155H11ZM20 154V155H19ZM30 156V158H32L33 159V156H34V158L36 159V160H40L39 162H41V163H37V161H35L34 159L32 160V159H28L29 158V156ZM54 154V155H53ZM91 154H93V155H91ZM95 154V155H94ZM103 156H102V155ZM136 154H138L137 152L135 153V154H132L133 156H132V158L130 159L129 157V160H128V158H127V156L125 157V158H123L124 160L125 159H127L128 160V162H127V164H128V166H129V168H130V165L131 164H135V163H132L131 161H134L133 159H135V162H136V160H139V159H141L139 156H141V155H136ZM141 154H142V152H141ZM22 155V156H21ZM56 155H57V157H59V158H57L56 157ZM128 155V154H127ZM144 155V154H143ZM146 155V154H145ZM153 155V154H152ZM191 155V154H190ZM227 155V154H226ZM244 155V154H243ZM253 155V154H252ZM13 158H12V157ZM22 157V158H19V157ZM24 156V157H23ZM36 156V157H35ZM53 156H54V158H53ZM67 156V157H66ZM118 156V155H117ZM135 156L137 157V159L135 158ZM150 156V155H149ZM257 156H258V154H257ZM264 156V155H263ZM52 157V158H51ZM115 157H116V155H115ZM134 157V158H133ZM138 157H139V159H138ZM142 157V156H141ZM144 157H146V156H144ZM224 157H225V155H224ZM259 157V156H258ZM43 158V159H42ZM49 158V157H48ZM57 158V159H56ZM62 158H63V161H62ZM67 158V160H65ZM121 158V157H120ZM9 159V157H7L6 158V161H5V159H3L5 162H9V164L7 165L6 164V166H4V165H2V166H4V168H7V167H9V170L8 171H10L9 173H8V171L6 172V173H8V176L9 175H11L12 176V170L14 171L15 169H11L10 170V167L12 166V168H16V167H14L13 165H10V162L11 161H9L8 160ZM24 159H25V161H24ZM118 159V160H117ZM122 159V160H123ZM143 159V158H142ZM146 159V158H145ZM150 159V158H149ZM19 160V162L21 163L22 162V160L20 161ZM26 160H28L29 161V163H32V162H34V164L36 163V165H41V166H43V167H39L38 169H40V171L39 170H37V173L38 172H40L39 174H38V177H39V179H38V177L36 178V176H34L33 175V171L32 172H27V171H31V169L32 170H34V172H35V170L36 169H34V164H29L28 163V161H26ZM69 160V161H68ZM110 160V161H109ZM115 161L116 163H114V162H112V161ZM124 160H123V162H124ZM236 160V159H235ZM241 160V159H240ZM263 161H264V159H262ZM0 161V162H1ZM4 161H2V162H4ZM32 161V162H31ZM65 161V162H64ZM101 161V162H100ZM227 161V160H226ZM230 161V160H229ZM15 162H11L12 164L14 163L15 164ZM126 162H124V164L122 163V165L121 166H123V165H126L125 163ZM140 162V161H139ZM143 162H144V160H143ZM231 162V161H230ZM233 162V161H232ZM61 163H67L66 165L64 164H61ZM74 164V169H73V164ZM95 163H96V165H97V163H98V167H96L95 166ZM137 163V162H136ZM146 163V162H145ZM178 163V162H177ZM234 163V162H233ZM241 163V162H240ZM1 164V163H0ZM30 165V167H29V165ZM89 164V165H88ZM94 164V165H93ZM103 164V165H102ZM104 164H105V166H107L108 167V169L109 168H112V170H114L113 172L111 171V169H109V173L107 174V175H105L106 177L108 176V180H106L105 178H104V176H103V178L107 181V183L104 181V179H102V180H96V178H101V175H100V173H99V171H97V169H99L100 168V166H103L104 167ZM107 164V165H106ZM141 164V163H140ZM144 164V163H143ZM142 164V165H143ZM151 164V163H150ZM223 164V163H222ZM227 164V163H226ZM257 164V163H256ZM255 163H254V165H256ZM10 165V166H9ZM26 165H27V167H26ZM149 165V164H148ZM159 165H161V164H159ZM264 164H262V166H263ZM94 168H93V167ZM162 166V165H161ZM226 166V165H225ZM257 166H259V165H257ZM261 166V165H260ZM259 166V167H260ZM69 167V168H68ZM118 167V166H117ZM126 167V166H125ZM230 167V166H229ZM229 167H228V169H229ZM264 167V166H263ZM28 168L30 169V170H28ZM35 168H37V167H35ZM73 170H72V169ZM95 170H93V169ZM128 168V169H129ZM164 168V169H165ZM227 168V167H226ZM238 168V167H237ZM71 169V170H70ZM103 169H105V168H103ZM121 169V168H120ZM123 169V168H122ZM121 169V170H122ZM168 169V168H167ZM232 169H233V167H232ZM257 169V168H256ZM45 171V172H43V171ZM90 170H93V171H90ZM102 170V169H101ZM175 170V169H174ZM244 170V169H243ZM16 171H18V169L16 168V170H15V172ZM72 171V172H71ZM97 171V172H96ZM242 171V170H241ZM1 172V171H0ZM21 172V171H20ZM23 172H25V171H23ZM87 172V173H86ZM97 173V175H96V173ZM176 172V171H175ZM2 173V172H1ZM5 173V172H4ZM5 173V174H6ZM28 173H29V175H28ZM48 173V174H47ZM110 173H112V174H110ZM122 173H124V172H122ZM181 173V172H180ZM243 173H244V171H243ZM251 173V172H250ZM3 174V173H2ZM2 174H0V176L2 175ZM16 174H18L17 172H16ZM34 174H36V172L34 173ZM45 174H47V175H45ZM57 174V175H56ZM58 174H60V175H58ZM71 174V175H70ZM96 176H95V175ZM118 174V173H117ZM116 174V175H117ZM171 174V173H170ZM191 174H193V175H191ZM227 174V173H226ZM239 174V173H238ZM241 174V173H240ZM253 174V173H252ZM27 175L30 177V178H28L27 177ZM45 175V176H44ZM52 175V174H51ZM66 177H65V176ZM93 175V176H92ZM100 175V176H99ZM125 174H123L122 175V177L124 176ZM175 175V174H174ZM234 175H235V173H234ZM246 175V174H245ZM22 176V175H21ZM31 176H32V178H31ZM34 176V177H33ZM43 178H42V177ZM50 176V175H49ZM56 178H55V177ZM62 176H63V178H62ZM93 177V179H91L90 177ZM94 176H95V178H94ZM130 176V175H129ZM135 176V175H134ZM154 176V175H153ZM163 176V175H162ZM247 176V175H246ZM251 176V175H250ZM20 177V176H19ZM40 177H41V179H40ZM45 177H46V179H45ZM61 177V178H60ZM112 177V178H111ZM152 177V176H151ZM159 177V176H158ZM157 177V178H158ZM167 177H168V179H170L171 180V182L169 183L168 181V179H167ZM238 177V176H237ZM14 177H12V179H13ZM34 178L36 179V180H34ZM90 178V179H89ZM130 178H132V177H130ZM155 178H156V176H155ZM154 178V179H155ZM164 179V181H163V179ZM181 178V177H180ZM188 178H189V181H188ZM234 178V177H233ZM21 179H23V180H21ZM29 179V180H28ZM30 179H32V180H30ZM43 179H45V180H43ZM56 180V182L54 181V180ZM61 179H63V180H61ZM64 179H66V180H64ZM114 179V181H112ZM151 179V178H150ZM173 179V180H172ZM245 180H247L246 179V177L244 178ZM6 180V179H5ZM43 180V181H42ZM46 180H47V182H46ZM51 180V181H50ZM95 180H96V182H95ZM109 180H111V181H109ZM139 180H141V179H139ZM249 180V179H248ZM8 181V180H7ZM11 181V180H10ZM21 181V182H20ZM35 181V182H34ZM37 181H39L41 184H42V182H43V184H44V182H46V184H44L45 186H43V184H42V187H41V189L39 188L40 187V183H38V185L37 184H35V183H37ZM50 182V184H49V182ZM61 181V182H60ZM73 181H74V184H73ZM98 181V182H97ZM102 181H104L106 184H108L109 183V185L110 184H112V182L115 184V185H111L110 187H109V185L107 186L104 182L102 183ZM130 181V180H129ZM162 181H163V183H162ZM186 181L187 182H189L188 184H189V187H187V185H186ZM227 181V180H226ZM229 181V180H228ZM232 181V180H231ZM17 182V183H16ZM53 182V183H52ZM55 182V183H54ZM62 182H64V183H62ZM68 182V183H67ZM72 182V183H71ZM92 182V183H91ZM96 184H95V183ZM100 182V183H99ZM121 182V183H120ZM166 182H168V183H166ZM242 182V181H241ZM244 182L245 181H243V184H244ZM27 183H25L24 184V186L26 185V186H28L27 185ZM66 183V184H65ZM70 183V184H69ZM90 183V184H89ZM94 183V185H92ZM99 183V184H98ZM101 183H102V185H101ZM153 183H154V181H153ZM152 183V184H153ZM221 183V184H220ZM228 183V182H227ZM35 184V185H34ZM64 186H63V185ZM70 185V186H68L66 189H65V186L66 185ZM103 184H104V187L106 188V187H108L109 188V190H107L108 188H106V190H105V188L104 189H102L103 188ZM121 184H125L124 186L122 185V186H118V185H121ZM131 184V183H130ZM133 184H134V182H133ZM155 184H156V182H155ZM169 184V185H168ZM248 184H250V181H249V183ZM6 185V186H7ZM15 185H16V187H15ZM37 185V187H35ZM74 187H73V186ZM89 185V186H88ZM98 186V188H99V190L97 189V186ZM106 185V186H105ZM132 185V184H131ZM14 186V187H13ZM20 186V185H19ZM49 186V187H48ZM51 186V187H50ZM52 186H54V187H52ZM76 186V187H75ZM84 186V187H83ZM87 186H88V188H87ZM92 186H94V188H95V190H93V189H91V187ZM116 186V188H117V186H118V189H120L119 187H122L121 189H120V191L119 190H116L115 188H113V187H115ZM140 186V185H139ZM138 186V187H139ZM249 186H252V185H246V186H244L245 188H248L249 189ZM255 186V185H254ZM257 186V185H256ZM57 187V188H56ZM62 187H63V189H62ZM168 187V188H169ZM180 187V188H181ZM183 187V188H184ZM241 187V186H240ZM258 187V186H257ZM1 188V189H2ZM18 189V191H17V189ZM30 188V189H31ZM44 188V189H43ZM48 188H50L51 190H50V192H48L49 190H48ZM52 188H54V189H52ZM73 188V189H72ZM74 188H77V190L76 189H74ZM85 188H87L86 190H85ZM130 190H129V189ZM159 188V187H158ZM167 188V190H169ZM217 188H218V191H214L215 192V194L214 193H212L213 192V190H217ZM16 189V190H15ZM57 189V190H56ZM62 189V190H61ZM70 189H71V191H70ZM80 189H81V186H80ZM89 189V190H88ZM101 189V190H100ZM122 189V190H123ZM142 189H144L143 187H142ZM141 189V190H142ZM156 189V188H155ZM3 190V189H2ZM29 189H27L26 191H28ZM45 190V191H44ZM58 190H59V192H58ZM92 190V191H91ZM96 190H98V191H102V193H100V192H96ZM104 190V191H103ZM127 190H126V192H125V195H126V193L128 194V192H127ZM160 190H158V191H160ZM167 190H166V192H167ZM197 190V191H196ZM222 190V189H221ZM242 190H243V188H242ZM259 190H260V188H259ZM30 191V190H29ZM47 191V194L45 193ZM54 191H55V195L53 194L54 193ZM119 191V192H118ZM135 191H138V189L137 190H135ZM165 191V190H164ZM164 191H160V192H164ZM173 191V190H172ZM177 191V190H176ZM243 191H245V190H243ZM249 190H247V192H248ZM1 192V191H0ZM6 192V191H5ZM32 192V191H31ZM30 192V193H31ZM38 192H36L35 194H38ZM53 192V193H52ZM57 192V193H56ZM70 192H71V194H70ZM88 192V193H87ZM92 194H91V193ZM139 192V191H138ZM137 192V193H138ZM165 192V193H166ZM170 192V191H169ZM187 192V193H188ZM222 192V191H221ZM246 192V193H247ZM263 190H262V194H263ZM3 193V192H2ZM49 193H51V194H49ZM107 193V194H108ZM132 193V192H131ZM134 193V192H133ZM159 193V192H158ZM188 193V194H189ZM257 193V192H256ZM261 193V192H260ZM15 196H14V195ZM23 194L25 195V196H27L26 198L28 199H26L27 201L25 202V196H23ZM34 194V195H35ZM78 194V195H79ZM87 194V195H86ZM90 194V195H89ZM122 194V191H121V193H120V195ZM142 194V193H141ZM199 194V195H200ZM248 195H249V193H247ZM245 195L246 196V198H245V202H244V205L242 206V207H240V202L236 205V207H235V210H233L234 212H236V213H234L235 215L237 214V216H239V219H238V221H239V223L242 225V228H239V231H237V232H239L238 234L239 235H237L238 237H236V236H233V237H235V240H236V242H237V239L239 238V240L241 241L240 243H239V241H238V243H237V245L236 246H233L234 244H232L231 245V247H230V251H229V247L226 249L225 248V250L223 249V247L222 248H220L221 249V251L222 252H227V251H229V252H227L226 254L227 255H229V256H232V254L233 253H235V254H233V258L232 257H229L228 256V258H230L231 259V261L233 262V264H238V261H237V259L238 258H240L241 256H243L244 255V253L248 250V251H250L249 249H250V246L252 245V249H254L253 248V246L255 247H257L258 249H259V247L257 246V245H259L260 244V242H262V240L264 241V219H259V217H256V218H252V217H250V218H252V219H249V220H247L248 218L246 217H244L243 216V218H241V213H242V211H244L245 210V208L243 209V207L244 206H246V210L243 212V213H245L246 211H250L251 209L253 210L254 209V206H253V203H254V201H252L250 198H249V196L248 195ZM261 194V195H262ZM11 195V196H10ZM34 195H33V198H34ZM39 195H40V193H39ZM52 195V196H51ZM62 195V194H61ZM99 195V196H98ZM101 195V196H100ZM135 196L137 195L136 193L134 194ZM143 195V194H142ZM146 195H147V193H146ZM178 195V194H177ZM190 196H191V194H189ZM197 195V194H196ZM200 195V196H201ZM236 195V194H235ZM257 195V194H256ZM3 196V195H2ZM22 196V199L24 200H20L21 197ZM50 196V197H49ZM53 196H56L55 198H53ZM68 196V195H67ZM87 196H88V198H90V200L87 198ZM122 196H123V194H122ZM122 196H120V197H122ZM131 196H132V194H131ZM163 196V195H162ZM164 196H165V194H164ZM225 196V195H224ZM237 196V195H236ZM259 196H260V194H259ZM11 197V198H10ZM24 197V198H23ZM37 197V196H36ZM80 197V196H79ZM107 197V196H106ZM111 197H112V195H111ZM124 197V196H123ZM129 197V196H128ZM134 197V196H133ZM148 197V196H147ZM157 197V196H156ZM197 197V196H196ZM206 197H205V200H207L206 199ZM217 197V196H216ZM3 198V197H2ZM17 198H18V200H19V202L20 201H23L24 202V204H23V202H21V203H18L17 202ZM31 198H32V196H31ZM32 198V199H33ZM45 198V199H44ZM47 198L49 199V200H47ZM51 198V199H50ZM78 198V197H77ZM104 198H105V195H104ZM124 198H126V196L124 197ZM135 198V197H134ZM137 198V197H136ZM149 198V197H148ZM159 198V197H158ZM211 198H209L208 199V201H207V204H208V202H211V201H209ZM44 199V200H43ZM52 199H54V201L56 200H59V202L57 201H55L54 203L56 204V206L54 205V208H53V204H50V202L52 203ZM79 199V198H78ZM95 199V200H96ZM108 199V198H107ZM109 199H112V198H109ZM116 199V198H115ZM118 199V198H117ZM117 199H116V201H117ZM122 199V198H121ZM176 199V198H175ZM181 199V198H180ZM193 199V198H192ZM255 199V198H254ZM253 199V200H254ZM263 199V198H262ZM52 200V201H51ZM94 200V199H93ZM94 200V203H97L96 201ZM101 200H103V199H101ZM118 200H120V199H118ZM124 200V199H123ZM126 200V199H125ZM132 200V199H131ZM154 200V199H153ZM155 200H157V199H155ZM204 198H202V201H201V199H200V202H202L203 203V205L204 204H206L204 201ZM259 200V199H258ZM61 201V202H60ZM66 201V200H65ZM130 201V200H129ZM147 201V200H146ZM150 201H151V199H150ZM172 201V200H171ZM213 201V200H212ZM5 202V201H4ZM3 202V203H4ZM11 202V201H10ZM32 202V201H31ZM46 202H48L49 203V206L52 208H50L49 206H48V203H46ZM67 202V201H66ZM128 202V201H127ZM126 202V203H127ZM242 202V201H241ZM258 202V201H257ZM9 202H7V204H8ZM17 203H18V206H17ZM70 203H72V202H70ZM79 203V202H78ZM77 202H75V204H78ZM86 203V202H85ZM98 203H101V202H98ZM110 203V202H109ZM113 203H114V201H113ZM118 203V202H117ZM120 203V202H119ZM129 203V202H128ZM133 203V202H132ZM136 203V202H135ZM134 203V204H135ZM148 203V202H147ZM161 203L162 204H165L164 203V201H161ZM160 202H159V204L157 203V208L158 209H156V211L154 210H151V211H153L152 213H154L153 215H154V217H163L164 219V221H163V228H165V230L163 231V232H161V236L160 237H157V239L158 238H160L161 240H166L167 241V239H170V238H168V234H169V232H167V229L166 228H168L169 226H171V223L172 224H174V223H176V221H175V219L177 220L178 218V216H176V213H175V211L173 210V211H171L170 210V206H168V211L167 212H165L166 210H167V205H169V204H165L166 205V207L164 206V205H162ZM168 203V202H167ZM177 203V202H176ZM202 203H199V206L200 207H202ZM32 204V205H31ZM44 204H42V206L43 207H45L44 206ZM69 204V203H68ZM74 204V203H73ZM84 204V203H83ZM82 204V205H83ZM108 204V203H107ZM137 204V203H136ZM135 204V205H136ZM144 204V203H143ZM182 204V203H181ZM210 204V203H209ZM243 204V203H242ZM264 204V203H263ZM11 205H9V207H11ZM24 205V206H25ZM41 205V204H40ZM39 205V206H40ZM61 207H60V206ZM70 205V204H69ZM86 205H87V203H86ZM125 205H127V204H125ZM123 203H120V206H122V210L124 211L121 215H119V213L118 212H116V213H114V212H106L105 210V213H106V216H105V214H104V216L101 218V212L102 211H100V210H102L101 208H99V206H98V209L96 208V207H94L95 209L93 210V207L92 208H90V206H88L89 208H90V210L89 211H91L92 212V210H93V212L92 213H94L95 212V210H99V212H98V214H96L94 217H96V216H99V218H100V220L102 219V222L104 221V220H106L107 222H108V220H110L114 225H117L116 226V228H118V224H117V222L118 223H120L121 225H119V228L122 226V225H125L124 223L125 222H127V219L130 217H133L132 215H134V211H135V214L136 215H138V217H140V215L141 214H143L142 215V217L144 216V213L145 214H147L146 212H148V214L147 215H149L150 214V211H148V209L149 208H147V211H145L146 210V208H144V211H143V208H142V210L140 209H138V208H140V207H138V208H136V209H138V212H137V210H135V206L133 207H131V205L130 204H128V206H125ZM129 205H130V207H129ZM149 205V204H148ZM159 205V206H158ZM177 205V204H176ZM196 205V204H195ZM255 205H256V203H255ZM5 206V205H4ZM32 206V207H31ZM47 206H48V208H47ZM71 206V205H70ZM76 206V205H75ZM78 207L79 206H81V205H77ZM94 206V205H93ZM101 206V205H100ZM103 206V205H102ZM156 206V205H155ZM155 206H153V207H151L150 206V208H156ZM206 206V205H205ZM218 206V205H217ZM10 208V209H13V208ZM31 207V208H30ZM58 207V208H57ZM68 207V206H67ZM83 207V206H82ZM87 207V206H86ZM105 208H106V206H104ZM117 207V206H116ZM115 207V208H116ZM136 207H137V205H136ZM144 207H145V205H144ZM163 207V208H162ZM249 209H248V208ZM258 207H259V205H258ZM24 208V207H23ZM39 209H41V206L40 207H38ZM58 210H57V209ZM66 208V207H65ZM84 208V207H83ZM125 208H130V211L132 212V215L131 216H128V215H130L131 213L129 212V209H128V211L125 209ZM133 208V210H131ZM166 208V209H165ZM179 208V207H178ZM203 208H205V207H203ZM229 208V207H228ZM240 208V209H239ZM1 210H2V207L0 208ZM9 209V210H10ZM17 209H18V211H17ZM43 209H45V208H42V211H43ZM54 209V210H53ZM55 209H56V211H55ZM68 209V208H67ZM70 209H72V207L70 208ZM76 209V208H75ZM92 209V210H91ZM104 209V208H103ZM112 209V208H111ZM159 209H165L164 211H163V213H162V211H160ZM202 209V208H201ZM225 209V208H224ZM256 209H257V207H256ZM1 210H0V212H1ZM25 210H27V208L25 209ZM25 210H24V212H25ZM53 210V211H52ZM74 210V209H73ZM79 210V209H78ZM80 210H83V209H80ZM86 210H88V209H86ZM119 210H120V207H119ZM181 210V209H180ZM187 210V209H186ZM7 211V210H6ZM77 211V210H76ZM142 211V212H141ZM158 211V212H157ZM201 211V210H200ZM264 211V210H263ZM24 212H23V214H24ZM27 212V211H26ZM25 212V213H26ZM44 212V211H43ZM51 212V213H50ZM55 212V213H54ZM56 212H58V213H56ZM63 212V213H62ZM73 212V211H72ZM71 212V213H72ZM120 212V211H119ZM122 212V211H121ZM130 214H129V213ZM144 212V213H143ZM156 212H157V215H155L156 214ZM159 212H161L162 213V215H160L159 214ZM165 212V213H164ZM175 213V216H174V213ZM180 212V211H179ZM182 212V211H181ZM180 212V213H181ZM185 212H188V210L187 211H185ZM185 212H184V214H185ZM196 212V211H195ZM226 212V211H225ZM225 212H223V213H221V215L222 214H224ZM258 212V211H257ZM261 212V211H260ZM4 213V212H3ZM6 213V212H5ZM30 213V214H31ZM37 213V214H38ZM70 213V212H69ZM77 213H79L78 211H77ZM82 213V212H81ZM81 213H80V215L79 216H81ZM91 213V214H92ZM96 213V212H95ZM94 213V214H95ZM101 213V214H100ZM179 213V214H180ZM183 213V212H182ZM192 213V212H191ZM200 213V212H199ZM247 213V212H246ZM245 213V214H246ZM1 214V213H0ZM8 214V213H7ZM11 214H13V213H11ZM10 214V215H11ZM28 214V213H27ZM27 214H24V215H27ZM36 214V215H37ZM43 213H41V215H39L38 214V216L37 217H39L40 218V216H43L42 215ZM51 214V215H50ZM86 214V213H85ZM91 214H89L90 216H91ZM118 214V215H117ZM164 214V215H163ZM186 214H189V213H186ZM244 214V215H245ZM251 214V213H250ZM254 214V213H253ZM262 214H264V213H262ZM4 215V214H3ZM15 215V214H14ZM23 215V216H24ZM58 217H57V216ZM75 215H76V212H75ZM82 215H83V213H82ZM190 215V214H189ZM189 215H186V216H188V219L189 218H193L194 219V215L192 214V216L191 217H189ZM196 215V214H195ZM209 215V214H208ZM225 215H226V213H225ZM234 215V216H235ZM6 216V215H5ZM22 216V215H21ZM30 216V215H29ZM60 216H62V219L60 218ZM73 216V215H72ZM85 216V215H84ZM84 216L81 218V217H79L80 218V220H82L83 218H84ZM182 216H183V214H182ZM194 216V217H193ZM206 216V215H205ZM205 216H203V217H205ZM218 216V215H217ZM219 216H220V214H219ZM224 216V215H223ZM231 216V215H230ZM248 216V215H247ZM249 216H251V215H249ZM259 216H260V214H259ZM12 217V216H11ZM11 217H10V221L11 222H8V223H10V224H12V221L14 220L13 219V217H12V220H11ZM58 219H57V218ZM67 217H69V216H67ZM75 217V216H74ZM88 217V216H87ZM87 217H86V219H87ZM93 216H91V218H92ZM138 217H136V218H138ZM141 217V218H142ZM152 217V219H153V216H151ZM176 217V218H175ZM184 217H185V215H184ZM201 217L202 216H200V219H201ZM226 217H228V216H226ZM226 217H225V219H226ZM236 217V216H235ZM234 217V218H235ZM264 216L262 215V217L261 218H263ZM9 218V217H8ZM32 218H34V215L32 216ZM36 218V217H35ZM39 218H37V219H39ZM42 219H43V217H41ZM40 218V219H41ZM65 218V219H64ZM71 218V217H70ZM89 218V217H88ZM91 218H89V219H91ZM99 218H97L96 217V219L98 220ZM179 218H181V215H180V217ZM195 218H197V217H195ZM205 218H209V219H206V221H208V223L210 222V223H212V222H215L214 221V219H213V217L212 218H210V217H205ZM205 218H203V221H205ZM218 218V217H217ZM237 218V217H236ZM39 219V220H40ZM47 219V218H46ZM60 219V220H59ZM72 219V218H71ZM95 219V218H94ZM94 220V221H97V220ZM139 219V218H138ZM138 219H136V222H137V224H138ZM149 219V218H148ZM147 219V220H148ZM174 219V221H172ZM21 220V219H20ZM38 220V221H39ZM57 220V221H56ZM64 220V221H63ZM73 220H75V218L73 219ZM77 221H79L78 220V218L76 219ZM83 220H85V218L83 219ZM93 220V219H92ZM91 220V221H92ZM132 220V219H131ZM134 220V219H133ZM138 220V221H137ZM180 220H182V219H180ZM179 219H178V221H180ZM190 220V219H189ZM202 220V219H201ZM216 220H218V222H219V224L218 225H220L221 226V224H220V221H219V219H216ZM223 220V219H222ZM9 221V220H8ZM154 221V220H153ZM152 221V222H153ZM177 221V223H176V225L178 224V225H180L181 224V222H180V224H179V222ZM205 221V222H206ZM229 221V220H228ZM228 221H227V223H228ZM231 221H233L232 219H231ZM237 220H235V222H236ZM242 223H241V222ZM35 222V221H34ZM37 222V221H36ZM45 222V223H44ZM48 222V221H47ZM57 222H59V224L57 223ZM61 222H62V224H61ZM69 222V221H68ZM75 223H76V221H74ZM83 221H81L80 223H82ZM101 222V221H100ZM122 222V223H121ZM132 221H130V223H131ZM141 222V221H140ZM149 222V221H148ZM151 222V221H150ZM155 223H156V221H154ZM159 222V221H158ZM171 222V223H170ZM183 222H184V219H183ZM218 222H215V224L216 223H218ZM224 224H226V220H224ZM13 223H15L16 224V221L15 222H13ZM32 223V221L30 222V224ZM70 223V222H69ZM73 223V222H72ZM71 223V224H72ZM86 223V222H85ZM90 223V222H89ZM104 223V222H103ZM221 223L223 224V222L221 221ZM238 223V224H239ZM24 224V223H23ZM79 224V223H78ZM88 224V223H87ZM87 224H85V225H87ZM91 224L93 225V226H95V228H97V226L96 225H94V224H96V223H93V222H91ZM98 224V223H97ZM145 224V223H144ZM152 224V223H151ZM160 224V223H159ZM190 224V223H189ZM193 224V223H192ZM215 224H213L214 226H215ZM236 224V223H235ZM234 223H233V225H235ZM64 225H65V230H62L63 228H62V226L64 227ZM90 225V224H89ZM112 225V224H111ZM217 224H216V228L217 227H219ZM229 225H230V222H229ZM232 225V227H235V226H233ZM241 225H240V227H241ZM11 226V225H10ZM14 226V225H13ZM61 226V227H60ZM67 226V227H66ZM79 226H81V224H79ZM84 226V225H83ZM91 226V225H90ZM92 226V227H93ZM100 226V225H99ZM98 226V227H99ZM128 226V224H126L125 225V228ZM132 226V225H131ZM137 226V225H136ZM135 226V227H136ZM139 226V225H138ZM141 226H143V224L141 225ZM208 226V225H207ZM12 227V226H11ZM21 231H19L18 233H20V232H22L23 233V226L21 225ZM73 227H75L74 225H73ZM123 228H124V226H122ZM134 227V226H133ZM132 227V228H133ZM156 227V226H155ZM172 227V226H171ZM228 227V226H227ZM237 227V226H236ZM2 228H3V226H2ZM16 228H17V230H19L18 228L19 227H16L15 226V228H13V230L15 229V231L13 232V230L11 231V233H9V234H7L6 232V234L4 233V234H2L4 237L6 236V235H8V237L10 236L11 237V235L10 234H12V233H15L16 232ZM61 228V229H60ZM76 228H78V227H76ZM75 228V229H76ZM81 229H83L82 227H80ZM91 228V227H90ZM89 228V229H90ZM108 228V227H107ZM112 228V227H111ZM113 228H114V226H113ZM124 228V229H125ZM129 228L130 227H128V232H127V230H124V233H122V234H124V235H122L123 236V238H124V240L125 241H129V246H130V244H131V246H134V243L135 244H137L136 243V241L138 242V239H140V237L138 238V237H136V236H134L133 235V233H131L130 234V232H131V230L129 231ZM131 228V229H132ZM162 228V227H161ZM176 228V227H175ZM215 228V227H214ZM50 229V230H49ZM60 230V231H58V233H57V230ZM68 229H69V231L71 232H69L68 231ZM127 229V228H126ZM141 229H142V227H141ZM145 229H146V225H145ZM151 229H153V228H151ZM155 229V228H154ZM179 229V228H178ZM228 229V228H227ZM231 229V228H230ZM233 229V228H232ZM231 229V230H232ZM236 229V228H235ZM96 230V229H95ZM123 230V229H122ZM121 230V228H120V232L122 231ZM230 230V231H231ZM27 231V230H26ZM25 231V232H26ZM35 231H36V233H35ZM63 231V232H62ZM81 231V230H80ZM96 231H98V229L96 230ZM102 231H104V230H102ZM109 231V230H108ZM111 231V230H110ZM114 231V230H113ZM119 231V230H118ZM126 231V232H125ZM135 231H136V229H135ZM142 231V230H141ZM143 231H144V229H143ZM148 231V230H147ZM228 231V230H227ZM236 230H234V232H235ZM24 232V233H25ZM43 232V233H42ZM67 234H66V233ZM73 232H76V233H73ZM90 232V231H89ZM116 232H117V230H116ZM123 232V231H122ZM137 232V231H136ZM150 232V231H149ZM160 232V231H159ZM221 232V231H220ZM233 232V234H235ZM236 232V233H237ZM21 233V235H23ZM62 233V234H61ZM64 233V234H63ZM92 233V232H91ZM94 233H96V232H94ZM112 233V232H111ZM140 233V232H139ZM148 233V232H147ZM152 233V232H151ZM183 233V232H182ZM186 233V232H185ZM184 233V234H185ZM209 233V232H208ZM1 234V233H0ZM26 234H27V232H26ZM29 234V235H30ZM60 234V235H59ZM68 234H69V236H68ZM73 234V235H72ZM81 234V233H80ZM101 234V233H100ZM100 234H98L97 235V233L95 234L97 237H95V235H94V239H98V242L96 243V244H98L99 243V248H101V250L103 251H105V252H108V250H109V245H110V243L107 241V239H109L108 237H105L104 238V236L103 235H100ZM115 234H117V233H115ZM114 234V235H115ZM126 234V235H125ZM158 234V233H157ZM175 234V233H174ZM173 234V235H174ZM183 234V235H184ZM195 234H196V232H195ZM223 234V233H222ZM232 234V235H233ZM13 235V234H12ZM16 235H18L19 236V234H17L16 233ZM20 235V236H21ZM28 235V234H27ZM45 235V236H44ZM58 235V236H57ZM79 235V234H78ZM82 235V234H81ZM87 235H89V233L87 232ZM137 235H138V233H137ZM143 235V234H142ZM149 235V234H148ZM194 235V234H193ZM228 235V234H227ZM25 236V235H24ZM38 236L41 238L40 240L42 241H37V239H39L38 238ZM61 236V237H60ZM77 236V235H76ZM155 236V235H154ZM210 236V235H209ZM226 236V235H225ZM14 237V236H13ZM16 238H17V236H15ZM22 237V236H21ZM30 237H31V235H30ZM35 237H34V239H35ZM58 237H59V239L61 238V242L59 241V239H58ZM74 237V236H73ZM81 237V236H80ZM87 237V236H86ZM93 237V236H92ZM112 237H113V235H112ZM121 237V236H120ZM148 237V236H147ZM151 237V236H150ZM193 237V236H192ZM200 237V236H199ZM15 238V239H16ZM77 238V237H76ZM83 238H84V236H83ZM184 238V237H183ZM207 238V237H206ZM212 238H214V240L216 241V243L217 242H219L220 243V241H217V240H219V239H216V237H212V235H211V238L210 239H212ZM6 240H7V237L5 238ZM15 239H14V243L16 242L15 241ZM54 239V240H53ZM68 238H67V241L69 240ZM118 239V238H117ZM171 239H172V237H171ZM175 239V238H174ZM222 239V238H221ZM228 239V238H227ZM234 239V238H233ZM62 240L64 241V244L62 243ZM76 240V239H75ZM145 240L146 241H148V240H152L153 241V239L151 238V239H147L146 237H145ZM144 240V241H145ZM155 240H156V238H155ZM181 240V239H180ZM185 240V239H184ZM243 240V241H242ZM252 240H253V242H252ZM254 240L256 241V242H254ZM259 240V242H257ZM17 241H19V238H17ZM20 241V242H21ZM33 241V242H34ZM70 241V240H69ZM68 241V242H69ZM86 241H88V240H85V242ZM90 241V240H89ZM88 241V242H89ZM93 241H95V240H93ZM92 241V242H93ZM100 241V242H99ZM111 241V240H110ZM119 241V240H118ZM117 241V242H118ZM123 241V240H122ZM151 241V242H152ZM174 241H176V240H174ZM179 240H177V242H178ZM233 241V240H232ZM247 241V242H246ZM12 242V241H11ZM20 242H18V244L20 243ZM41 242V243H40ZM79 242V241H78ZM80 242H82V241H80ZM87 242V243H88ZM115 242V241H114ZM117 242H115V243H117ZM188 242V241H187ZM212 242V243H211ZM222 242V241H221ZM243 242H246V243H243ZM251 242V243H250ZM3 243H5V242H3ZM13 243V242H12ZM13 243V244H14ZM40 243V244H39ZM53 243V244H52ZM54 243H55V245H54ZM61 243H62V248H61ZM71 243V242H70ZM86 243V245H88ZM120 243V242H119ZM123 243V242H122ZM121 243V244H122ZM139 243V242H138ZM153 243H155V241H153L152 242V245H153ZM163 243V242H162ZM185 243V242H184ZM210 243H211V248H213V252L215 253L216 251L217 252H219L218 251V247H219V245L221 244H219L217 247H216V245L215 246H213L214 245V241L212 240H210ZM257 244V245H253V244ZM263 243V242H262ZM11 244V243H10ZM12 244V245H13ZM16 245H15V248L17 247V242L15 243ZM52 244V245H51ZM56 244L59 246L60 245V247H59V249H58V246L56 247ZM69 244V243H68ZM77 244H79V243H77ZM84 244V243H83ZM82 244V245H83ZM92 244V243H91ZM124 244H125V242H124ZM128 244V243H127ZM127 244H125V245H127ZM141 244V243H140ZM139 244V245H140ZM146 244H149V243H146ZM158 244V243H157ZM175 244H176V242H175ZM200 244V243H199ZM5 245V244H4ZM31 245V246H30ZM64 245V246H63ZM66 245V246H65ZM93 245V244H92ZM112 245V244H111ZM186 245V244H185ZM222 245H224V244H221V246ZM250 245V246H249ZM20 246V245H19ZM34 246V247H33ZM54 246V247H53ZM74 246V245H73ZM80 246V245H79ZM91 246V245H90ZM89 246V247H90ZM149 246H151V244H149ZM161 246V245H160ZM171 246V245H170ZM175 246V245H174ZM178 246V245H177ZM199 246V245H198ZM213 246V247H212ZM225 246V245H224ZM243 246L245 247V248H243ZM4 247V246H3ZM2 247V248H3ZM8 247V246H7ZM52 247V248H51ZM76 247V246H75ZM138 247V246H137ZM145 247H148V246H145ZM163 247V246H162ZM185 247V246H184ZM216 247V248H215ZM238 247H240V248H238ZM248 247H249V249H248ZM255 247V249L254 250H252V251H250V253L251 254H256V253H254V251H257V253L259 252V257H260V255L261 256H263L264 255V248H262V249H260V251L257 249ZM18 248V247H17ZM16 248V249H17ZM20 248V247H19ZM77 248V247H76ZM82 248H83V246L80 248L81 250H82ZM130 248V247H129ZM140 248V247H139ZM148 248H150V247H148ZM161 248V247H160ZM182 248V247H181ZM211 248H210V250H211ZM231 248H232V250H231ZM235 250H234V249ZM238 248V249H237ZM7 249V248H6ZM13 249V248H12ZM53 249V250H52ZM57 249V250H56ZM65 249L67 250V251H65ZM74 249V248H73ZM86 249V251L87 252H89L88 251V249H87V247L85 248ZM85 249H83V250H85ZM92 249H94L93 247H92ZM97 249V248H96ZM114 249V248H113ZM134 249H135V247H134ZM171 249L172 248H167L166 250L164 249V250H162V251H160V252H162V254H164L163 255V258L165 257H170L171 255H173L172 257H174V255L175 254H172L173 253V251L174 250H172L171 251ZM188 250H189V252H192V253H190L191 255H190V257L191 256H193L194 254H193V251H191V248H187ZM205 249V248H204ZM240 250V252L239 251H237V250ZM245 249V250H244ZM39 250H41V252L39 251ZM43 250V251H42ZM50 250H52V254L50 253ZM62 252H61V251ZM98 250V249H97ZM131 250V249H130ZM138 250V249H137ZM146 250V249H145ZM149 250V249H148ZM183 250H185V249H183ZM201 250V249H200ZM227 250V251H226ZM244 250V251H243ZM20 251V252H21ZM46 251H48L47 253L49 254V257H47L48 255H47V253H45ZM53 251H54V253H53ZM56 251V252H55ZM59 252V254H57L58 252ZM70 251V250H69ZM74 251V250H73ZM92 251V250H91ZM118 251H120V250H118ZM129 251V250H128ZM140 252H141V250H139ZM159 251V250H158ZM232 251V252H231ZM235 251V252H234ZM241 251L242 252H244V253H241ZM247 251V252H248ZM17 252V251H16ZM40 252V253H39ZM43 252V253H42ZM68 252V253H67ZM76 252V251H75ZM78 252L79 251H77L76 253L78 254ZM87 252H85V254H87ZM95 252H97V251H95ZM99 252H101L100 251V249H99ZM132 252V251H131ZM137 252V251H136ZM140 252H137L136 254H138V253H140ZM212 252V251H211ZM216 252V253H217ZM224 252V253H225ZM238 252H239V254H243V255H239L238 254ZM14 253H15V251H14ZM37 253H39V254H37ZM41 253H42V255H41ZM44 253H45V255H44ZM57 254V256H56V254ZM74 253V252H70V255H71V257H72V254ZM90 253V252H89ZM103 253V252H102ZM109 253V252H108ZM119 253V252H118ZM129 253H130V251H129ZM147 253V252H146ZM177 253V252H176ZM182 253V252H181ZM207 253V252H206ZM215 253V256L213 255V254H211L210 256H214L215 258H216V255L218 256L219 254H220V252H219V254H216ZM224 253H222V256H221V254H220V256L219 257H221L222 259H223V256H224ZM228 253H230V254H228ZM232 253V254H231ZM249 253V252H248ZM61 254V255H60ZM75 254V253H74ZM101 254V253H100ZM116 255H117V253H115ZM123 254V253H122ZM128 254V253H127ZM132 254V253H131ZM144 255V253L142 252L141 253V255ZM150 254H151V251H150ZM193 254V255H192ZM251 254H250V257H251ZM23 255V254H22ZM26 255H27V253H26ZM53 256V257H51V256ZM70 255H67L66 257H69V259L71 258L70 257ZM80 255H82L81 253H80ZM83 255H84V253H83ZM94 255H96V254H94ZM102 255V254H101ZM105 255H107V254H105ZM120 256H121V253L119 254ZM129 255V254H128ZM153 255V254H152ZM157 255V254H156ZM182 255V254H181ZM234 255H235V257L236 258H234ZM85 256H87V258L89 257L88 255H85ZM132 256H134V255H132ZM203 256V255H202ZM207 256V255H206ZM212 256V257H213ZM47 257V258H46ZM63 258H64V256H62ZM62 257H61V259H62ZM84 257V256H83ZM92 257H93V255H92ZM136 257V256H135ZM145 257H146V255H145ZM151 257V256H150ZM187 257V256H186ZM225 257H227V256H225ZM249 257V256H248ZM252 257H253V255H252ZM252 257H251V259H252ZM256 257H257V255H256ZM264 257V256H263ZM52 258V259H51ZM99 258V257H98ZM117 258V257H116ZM120 258V257H119ZM122 258H124L123 256H122ZM127 258V257H126ZM142 258V257H141ZM147 258V257H146ZM149 258V257H148ZM152 258H153V260H154V257H151V260H150V263H153L152 262ZM175 258V257H174ZM180 258V257H179ZM210 258V260H211V257H209ZM208 258V259H209ZM255 258V257H254ZM69 259H63V261L62 260H60V262L58 263V264H61V262H63V263H65V262H67ZM86 259V258H85ZM89 259V258H88ZM135 259V258H134ZM137 259V258H136ZM178 259V258H177ZM181 259V258H180ZM213 259V258H212ZM218 259V258H217ZM227 259V258H226ZM260 259H261V257H260ZM259 259V260H260ZM90 260V259H89ZM95 260H96V258H95ZM103 260V259H102ZM115 260V259H114ZM124 260V259H123ZM156 260V259H155ZM158 260V259H157ZM171 260V259H170ZM199 260V259H198ZM209 260V261H210ZM214 260V259H213ZM235 260H236V263H234L235 262ZM239 260V259H238ZM244 260H246V259H244ZM243 260V261H244ZM249 260V259H248ZM253 260V259H252ZM262 260H263V258H262ZM70 261V260H69ZM73 261V260H72ZM83 261V260H82ZM92 261H93V259H92ZM97 261H98V259H97ZM118 261V260H117ZM128 261V260H127ZM134 261V260H133ZM148 261V260H147ZM181 261V260H180ZM190 261V260H189ZM225 261V260H224ZM230 261V260H229ZM257 261V260H256ZM22 262V261H21ZM80 262V261H79ZM87 262V261H86ZM85 262V263H86ZM103 262V261H102ZM115 262H116V260H115ZM134 262H137V261H134ZM174 262V261H173ZM221 261H219L218 263H220ZM231 262V263H232ZM242 262V261H241ZM253 262V261H252ZM262 262V261H261ZM84 263V262H83ZM93 263H95V262H93ZM97 263H99V262H97ZM107 263V262H106ZM106 263H103V264H106ZM130 263H132V262H129V264ZM156 263H158V262H155V264ZM164 263V262H163ZM167 263H168V261H167ZM191 263V262H190ZM250 263H251V261H250ZM24 264V263H23ZM79 264V263H78ZM96 264V263H95ZM112 264V263H111ZM132 264H134V263H132ZM161 264V263H160ZM171 264V263H170ZM184 264V263H183ZM242 264V263H241ZM245 264V263H244ZM247 264V263H246ZM252 264V263H251ZM259 264V263H258ZM262 264H263V262H262Z\"/></svg>",
	"mask_w": 264,
	"mask_h": 264
}]
</instances>
